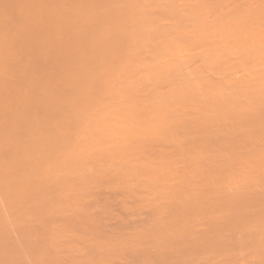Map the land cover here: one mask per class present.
<instances>
[{
  "label": "bare ground",
  "instance_id": "obj_1",
  "mask_svg": "<svg viewBox=\"0 0 264 264\" xmlns=\"http://www.w3.org/2000/svg\"><path fill=\"white\" fill-rule=\"evenodd\" d=\"M2 1H3V0H2ZM8 1H9V0H8ZM16 1H17V0H15L14 2H16ZM18 1H20V0H18ZM18 1L16 2V3H18L17 5L20 4V2H18ZM42 1H44V0H26V1L24 0V4H26V7H25V5L23 4L24 7L21 6V8H22V11L24 10L23 8H26V9H25L23 12L20 11L21 8H20L19 6H18L19 8L16 7L17 10L15 11V8H14V7L12 8V6H11V8H8V7H7L8 5H7V6L4 5V7H2V6H1V3H0V24H1V22H3V23H2V27H3L4 25H6L7 23L9 24V22L6 23L7 20L5 19V17H6L5 15H6V14H9V13L11 14V12H12L14 15H16V17L19 18V21H20V25H19L18 29H17L15 32L12 31V32L14 33V35H13L12 32H10V33H12V35H11L9 32L7 33L6 30L0 32V264H26V260L29 261V259H26V257L29 258L28 255H30V253L28 254V252H27V251H29V249L26 248V246L29 247L28 245H30V244H28V243H30V242L27 243V241H28V240H31V239L34 238V237L31 238V237L33 236L31 232H30V234H31L32 236L30 237V235L28 234V231H27L26 234H28L30 238H29V239L27 238L28 235H27V237H25V232H26V231H25V227H24V221L26 222V220H24V217H25L24 214L28 211L27 205L25 204V203H27V202H25V201H26V200H25V199H26L25 197H26V195H27V194H26V190H27V187H28V183H30V182H29V176L32 177V175H38L37 173H40L41 171H42V172L45 171V172H44V175H45V173H48V175H45L46 178H45V177H44V178H45V179H49V178L52 176V174H50L49 171L52 170V169L54 170L55 168L58 169V170H60V171H57V170L55 169V171L58 172V173L61 172V171H63V172L59 173V175L61 176V174H64V173L68 172V170L70 169V167H73V165H76L78 160H79V161H83L84 159L82 160V158H84V157H85V159H88V158H89L88 160H89V161L91 160V162H88V160H86V161L90 164V163H92V158L90 159V157H93V158H94V155L98 157V154L102 155V153H106V154H103V155H105V156L108 155V157H110V156H112L114 153H116L118 157L120 156L119 158L115 156V160H116V161H117L118 159L121 160L122 157H124V161H125V158L127 157L125 162H124L123 160H121V163L123 162L124 165L127 164V161H128V164H127V165L132 164V163H135V164H136V162H134V160H133V162H132V160H128L129 158L133 157V156L129 157L130 154L133 155V153L130 152V149H131V148H132V150L134 149L133 151H134V153L136 154V152H135L136 150H135V148H134L135 146H136L137 151H139V148H140V150L142 151V149H143L142 146H143V145L141 146V144L144 143L143 141H147V142L144 143V146H146L147 144L149 145V143H148L149 140H147V139H148V138H147V135H149L147 129H149L150 125H149V126L146 125L147 128H146V127H143V126H145V125L143 124V126H142L141 124H142L143 122H145V119H144L143 117H142L143 119H139V118H138L140 121H141V120H142V121L144 120V121L141 122V124H140V123H139V120L137 119V115H138V114H136V117H134V116H133V115H135L134 112H133L134 114H133V113H129V111H130V112L132 111V109L129 108V107H130V106H129V105H130V104H129L130 102H129V103H126V102H125V104H124V100H123V104H124V106H125L126 104H128V106H129L128 108H129L130 110L128 111V108L126 109L125 107H122L123 105L121 104V101H118V100L116 101V99H119V98H117L118 96H119V97L122 96L119 92L122 93V91H123V90H122V91H118V90H120V88H118V86H119L118 83H117L118 86L116 85L117 88H118V90H117L116 87H114L115 89H113V87H111V88L114 90V91H113V90L109 89V87H110V85H112V84L115 85V84H114V81L116 80L115 82H117V78L119 79V74H118V76H116V75H117V74H115L116 72L119 71L118 73H120V75H122V76H123V74H124L125 72L128 73V76H125V75H124L125 77H129V75H131V74H129L130 71H133V72H131L132 75H133V73H134V74L137 73V72H134V69H135V68H132V66H131V67H128V69H129V68H131V69H130V71H129V70L127 71V66H129V65L132 63V60H135L136 58H139V57L132 58V59H131V62H130L129 65H128V63H127V62H128V61H127L128 59H127V58H128V56H131V55H132V53H131L132 51L129 50V51H131V52L129 53L130 55L127 53V54H128V56H127L125 50H126V49L128 50V48H130V47L132 46V45H131L132 43L129 42V41H133V40L135 39V37H134V35L132 36L131 33L133 34V32H136V28H137V25H138V24H136V23L140 22V20L138 21V19L141 18L140 16H143V15H144L143 13H142V14L140 13V12L142 11V10L140 9V7H141L142 4H143V6H142L141 8L144 7V8L147 9V7H148V9H150V6H151L152 4H150V5L148 4L149 6H147V3H150V2L153 3V0H150V2H149V0H148V1L146 0V3L144 2L145 0H138V3L136 2L137 4H139V3L141 4V5H139L140 7L136 4L139 8H138L137 6L135 7L136 9L138 8V11H139V9L141 10V11L139 12L141 15H140L139 13H137V11L133 12L134 10H136V9L133 7V3H134V2H131V3H129V4H128V3H126V4L124 3V2H126V1H127V2H130L131 0H130V1H128V0H101V1H100V0H99V1H96V3L99 2V4H98L99 6H98V7L96 6L95 0H94V2L91 1V3H85V2L83 3L82 0H79V1L74 0V1H76L77 3H76V2H73V4L71 3V4H72V8H71V5L69 4V5H70V7H69V9H70L69 11H70V12L67 11L68 9H67V10L65 9L67 5H65V7L63 8V9L66 11V13H68V14L70 13L69 15L66 14V13H64L65 11H64V12H61V11H60V9H61L60 7H63L61 4L64 5V1L57 0V1H61V3H60V2H58V3L56 2L57 4H53V5H55V8H52V7L50 6V9H49V10H48V8H46L47 6H45V5H46V4H49V5H50V4L53 3L55 0H53V2H51V3H48V1L50 2V1H52V0H45V1H47V2H46V4H45V3H44V4L42 3V4L44 5V8H43V9L40 7ZM65 1H66V0H65ZM68 1L70 2L71 0H68ZM72 1H73V0H72ZM72 1H71V2H72ZM83 1H84V0H83ZM132 1H134V0H132ZM135 1H137V0H135ZM142 1H143V2H142ZM154 1L157 2L158 0H157V1L154 0ZM159 1H161V0H159ZM159 1L157 2L158 4L160 3ZM163 1H165V0H163ZM166 1H167V0H166ZM166 1L163 2V3H164V4H165V3L167 4ZM168 1H169V0H168ZM170 1L172 2V0H170ZM170 1H169L168 3H170ZM174 1H175V0H174ZM177 1H178V0H177ZM177 1H176L177 4H175L174 2L172 3V4H174V7H173V5H172L171 3H170V6H172V7L168 6V7L171 8V12H172V10L175 8V6L177 7V5H178V2H177ZM179 1H180V0H179ZM186 1H187V0H185V4H186V6H187V5H188V4H187L188 2L186 3ZM189 1H192V2H193V0H189ZM199 1H200V0H199ZM199 1H198V4H200V5H202V6H203V4H204V6H207L211 0H210L209 2H207V1H205V0H202V4H201V1H200V2H199ZM203 1H205V3H204ZM215 1H217V0H215ZM219 1H221V0H219ZM227 1H228V0H226V3H227ZM257 1H258V0H256L255 2H257ZM9 2H11V0H10ZM9 2H8V3L3 2V3H4V4H5V3H6V4H10ZM14 2L12 1L13 6H16V3H14ZM21 2H22V0H21ZM62 2H63V3H62ZM80 2H81V3H80ZM86 2H87V1H86ZM92 2H93V3H92ZM182 2H183V1H182ZM182 2H180L178 6H182V5H184V3H182ZM195 2H196V0H195ZM222 2L225 4L224 1H221V3H220L221 5H222ZM54 3H55V2H54ZM74 3H76V4H74ZM82 3H83V4H86V7L88 6V4H94V3H95V6H96L95 11L93 12V10L90 9V10H91V13H94V14H93V15L88 14V15H91L90 17H92V18L95 19L92 25L90 24L89 26H88V25L86 26V24L89 23V20H88L87 17H86V16H88V15H86V16L83 17L84 13L81 12V11H82L81 9H83V7H82L83 5H82V6H79V4H82ZM144 3H145V5H144ZM196 3H197V2H196ZM196 3H191V2H190L189 5H190V4H196ZM211 3H212V2H211ZM213 3H214V2H213ZM213 3H212V4H213ZM131 4H132V5H131ZM160 4H161V3H160ZM160 4L157 5V7H156L157 9H158L159 6H160V9H161V6H162L163 4H162V5H160ZM166 4H165V5H166ZM198 4L193 5V6H195V7H196V6H199ZM215 4H216V3H215ZM217 4H219L218 1H217ZM10 5H11V4H10ZM21 5H22V4H21ZM56 5H58V6L61 5V6L59 7L60 9L58 8V10H56V8H57ZM153 5L155 6V3H153ZM153 5H152V7H153ZM165 5H164V6H165ZM167 5H168V4H167ZM167 5H166V6H167ZM95 6H92V7L95 8ZM134 6H135V3H134ZM146 6H147V7H146ZM190 6H191V5H190ZM190 6H187V7L190 8L189 11H187V10H188L187 7H184V8L181 7V9L183 8L182 11H181L183 15H188L189 13H191V12L193 11V10H191V8H192L193 6H191V7H190ZM204 6H203V7H204ZM210 6H211V4H210L208 7H206V8H209ZM213 6H215V5L213 4ZM216 6L218 7L219 5H216ZM42 7H43V6H42ZM48 7H49V6H48ZM79 7H80V8L82 7V8L79 9V11H78V8H79ZM84 7H85V5H84ZM152 7H151V8H152ZM217 7H216V8H217ZM220 7H221V6H220ZM6 8L9 9L10 12H9ZM88 8H89V7H88ZM90 8H91V5H90ZM94 8H92V9H94ZM153 8H154V7H153ZM162 8H164V7H162ZM170 8H169V9H170ZM185 8H186V9H185ZM196 8H197L198 10L200 9V7H199V8L196 7ZM196 8H194V9L196 10ZM206 8L204 7V9H206ZM232 8H233V7H232ZM5 9H6V10H5ZM18 9H19L20 12H18ZM40 9L43 10V11H41ZM45 9H47V10L44 11ZM51 9H52L53 11H52ZM73 9H74V10H73ZM85 9H86V8H85ZM146 9H143L144 11H142V12H146L145 15H144V19H143V17L141 18V19L144 20V21H146L145 18L148 17V16H146V15H149V12H148V14H147V11H145ZM148 9H147V10H148ZM169 9H168V10H169ZM175 9H177V8H175ZM184 9H185V10H184ZM201 9H202V8H201ZM212 9H213V10H212ZM214 9H215V8L213 7V8H210L211 11H210V10H207V11H208V13H209V12L212 13L213 11H215ZM219 9H220V8H219ZM227 9H229V8H227ZM230 9H231V8H230ZM233 9H234V8H233ZM235 9H236V10H234V17L232 18L233 20L231 19V17L233 16V11L230 12V13H232V16H231L230 18H228V19L225 20L226 23H227L228 25H226V24H225V21L222 20V21L224 22V23H223V22L221 21V18H218L219 20H217V17H215V16H216V13H214V12H213L214 14L212 13L213 17L216 18L217 22H216L215 18H212V19H211L212 16L210 17V20H212L213 22H216L215 25H216L217 27L219 26V29L222 28V32H221V30L218 29V30H219V33L221 32V35L223 36V37H220V38H219V36H220L219 33L217 34V32H218L217 29H216L217 27L213 25V22H212V21H211V25H212V26L209 25L208 28L205 27V26H204V28L202 27L203 30H204L205 28H207V31L204 30V33L201 32L202 29L198 30L199 28H201V26H203L202 24L206 25V24H205L206 22H208V21L210 22V20H209V18H208L209 16L206 15V16H207V17H206V16L204 15L205 12H203L202 14L200 13V14L198 15L199 11L201 12V10H199L197 14L194 12V13H195L194 15H198V16H194V17L192 16V18H194V19H195V17H196V20H197L198 24H199V23L201 24V26L199 25V27H197L198 29H194L195 31H196V30L200 31V33H198V31H197L198 34H197L194 30H190L191 33H190V32H187V31H189V30H187V29L189 28L187 23H188V22H191V14H192L193 12H192L190 15H188V17L190 16V17H189L190 20H189V19L187 20L188 17H183V15L181 14L180 11L177 12L176 10H173V12H174V11L177 12L176 15H175V17H173L174 20L177 22L178 19H179V20H180V18L182 19V20L178 21V23H177L178 26L181 25V24H179V22H180V23H183V18H184V20H185L184 22H186L184 25H187V26H185V27L180 26V30H181V28H183L182 30H184V29L186 28L187 31H185V32H187V33H185L184 31L181 32L180 30H178V27H177V29H174V28H176V24H175L176 22L173 20V18H171L172 15H170V14H173V13H171L170 10L167 11V8H166L165 11H167V14H168V15H167V14H164V13H166V12H160V11H159V13H161V14H160V15H159L158 13H157V14H158V17H159V16L162 17V18L159 17V20H160V18L163 19V20L165 19L163 15H165V17H166V15H167V19H168V18H171V20H173V22H174L173 25L175 24V27H174L173 29H170V32H173V33H171V34L175 35L176 33H178V35H179V33H180V34L182 33V35H183V33H185V34H187V36H188L189 33H190V34L193 33L192 36L194 35L195 38L197 37V38H199V40L201 39L200 41L198 40V41H199V43H198L199 46L197 45L198 47H200V45H201L200 43L204 42V41H202V40H205V39H204L205 37L207 38L208 41L210 40V41H209V45L206 44L207 47L210 46V44H211L213 41H214V42L218 41V39H221L220 41H223L225 38H226L225 40H227V39L229 38V36H230L232 39L230 38V39H228V40H230V41H232V40L234 41V40H235V41H236V39H234V37H236V38L238 39V42L240 43V45H242L241 43L244 42L247 46H245V45L243 44L244 47H242L243 45L240 47L239 44H238L237 42H233L234 44H235V43L238 44V45H234V44H233V45H234V47L232 46V47L234 48V50H233V48L231 49V47H230V45H232V44H231V42L229 41L230 43H229V45H228V42H227V45L230 47L229 49H231V52H230V50H228V47H226V46H227L226 44H225L226 46H223L224 48H220V46L218 45L219 48L222 50V51H221L220 49L218 50V48L212 47V46H216L215 43H212V44H214V45L211 46V50H210V51L212 52V48H214V49H216V51H217V50H218V51H221V52L224 51L225 54H226V53L228 54V52H226V51L228 50L229 53H230V56L234 55L237 51H238V52L235 54V56H236L237 54H239V52H241V53L245 52L247 55L244 53L245 55L242 54V56H243V55H244V57L246 56V59L248 58V60L245 61L246 63H245V62H243V63H244L245 65H247V64H248L247 62H249V64L251 65V63H253V61H252V62L249 61V60H250V59H249L250 56L248 57V53H250L249 51H250L251 49H252L253 51H254V49H255V50L258 49V48H255V47H257V46H259V48L261 47L260 49L264 51V47H262V46H264V44H263V41H264V38H263V37H264V31L260 29V27H261L260 25L264 26V22H263L262 24H260V23H259L260 21H258L259 16L261 15V17H262V14L264 13V0H259V1L257 2V5H256V6L251 7V8H248V9H247V8H244V7H241V6L235 8ZM54 10H55V11H54ZM72 10L74 11L73 15H72V13H71ZM83 10H84V9H83ZM163 10H164V9H163ZM163 10L161 9V11H163ZM177 10H178V9H177ZM183 10H184V11H183ZM151 11H153V10H151ZM186 11L188 12V14H184V12H186ZM196 11H197V10H196ZM204 11H206V10H204ZM225 11H227V10H225ZM225 11H224V12H225ZM7 12H9V13H7ZM84 12H85V11H84ZM88 12H89V11H88ZM88 12H87V13H88ZM155 12H156V11H155ZM155 12H154V13H155ZM168 12H169V13H168ZM187 12H186V13H187ZM221 12H223V11H221V9H220V13H219V14H220V15L222 14V15L224 16V19H225V15H226V17H228V15H227L228 13H227V12H225V15H224L223 13H221ZM134 13H136L137 15L139 14V16L136 17V14H135V17H134ZM154 13H153V14H154ZM178 13H179L181 16H180ZM206 13H207V12H206ZM208 13H207V14H208ZM226 13H227V14H226ZM230 13H229V15H231ZM131 14H132V16H131ZM14 15H13V16H14ZM74 15H75V20H76L75 23L72 22V21H69V20H68V19L71 18L72 16H73V18H74ZM150 15H151V14H150ZM150 15H149V17L152 18ZM200 15H204V17H205L206 19L208 18L207 20H205V18H204V22L206 21L205 23L202 21L203 19H202V20L200 19V21H202L203 23L198 21V17H199ZM209 15H210V13H209ZM220 15H219V16H220ZM222 15H221V16H222ZM93 16H94V17H93ZM130 16H131V18H132V17L137 18V20H135V19L133 18L134 21H135V24H133L134 22H133V20H132V22H133L132 24H133V25H130V26L133 27L134 25H136V27H134L135 29H133V28L131 27V28L133 29V31H132L131 33L128 32V30L131 31L132 29H129V28H128L127 31H123L125 28H123V27H121V26L119 25V24H121V23L124 24V22L126 23V21H128V20H129L130 22L128 21L127 23H131V20H130L131 18H129ZM152 16L155 17L154 15H152ZM168 16H169V17H168ZM173 16H174V15H173ZM178 16H179V17H178ZM221 16H220V17H221ZM88 17H89V16H88ZM90 17H89V18H90ZM176 17H178V18L176 19ZM200 17H201V16H200ZM6 18H7V17H6ZM8 18H9V17H8ZM12 18H13V17H12ZM84 18H85V19H84ZM122 18H123V19H124V18H126V19L128 18V19H127V20L125 19L126 21H121V23H119V22H120L119 20H123ZM150 18H148V19L151 20ZM155 18H156V17H155ZM201 18H202V17H201ZM262 18H264V15H263ZM2 19H3V20H2ZM82 19H83V20H82ZM146 19H147V18H146ZM156 19H157V18H156ZM213 19H214L215 21H214ZM5 20H6V21H5ZM84 20H87L88 22L86 21V23H85ZM149 20H148V21H149ZM159 20L157 19L158 24H159ZM192 20H193V19H192ZM228 20H230L229 23L227 22ZM260 20H261V18H260ZM4 21H5L6 24L4 23ZM81 21H84V22H82V23L84 24V26H82L83 24H82V25H79L80 23L78 24V22H81ZM90 21H91V23H92V19H91ZM136 21H137V22H136ZM144 21H141V26L138 27V28L141 27V29H143V31H141V33L139 32L140 35H141V34H144V37H146V39H144V38L142 37V38L145 40V41H144V40L142 39V40L145 42V43H144V42L142 41V42L144 43V48H142L143 45L140 44V43H142V42H139V40H138V42H139V44H138V42L135 40L137 43H136V44H133V45H134V46H132V48L134 47L133 50H135V49L138 48V47H141L142 50H144L146 47H148V46H146V44L149 43V42H147V41H149V38L147 39V36H149V35H148L149 33H147V32H149V28H147V26L145 27V28H147V29H146L147 31H145L144 28H142V27H144V26H142V24H143V25H146V24L144 23ZM152 21H153V23L156 22V20H155L154 18H153ZM152 21H150L151 24H152ZM167 21L170 23L169 20H167ZM181 21H182V22H181ZM194 21H195V20H194ZM194 21L192 22L193 24H194ZM261 21H263V19H262ZM146 22H147V21H146ZM165 22H166V21H165ZM165 22H164V23H165ZM168 22L165 23V24L168 25V24H169ZM209 22H208V23H209ZM219 22L223 23V26H221V25H220L221 23H219ZM16 23H17V19H16ZM118 23H119V24H118ZM127 23H126V24H127ZM147 23H148V22H147ZM192 23H190V24H192ZM195 23H196V21H195ZM208 23H207V26H208ZM218 23H219V24H218ZM17 24H19V22H18ZM126 24H124V26H125ZM151 24L149 23L148 25L151 26ZM156 24H157V22H156ZM161 24L163 25L162 21L160 22L159 25H161ZM190 24H189V26H190ZM209 24H210V23H209ZM34 25L36 26L35 28H34ZM139 25H140V24H139ZM194 25H195V24H194ZM225 25H226V26H225ZM8 26H10V25H8ZM17 26H18V25H17ZM31 26L33 27L34 30L36 29L35 31H36L37 33L35 32L36 35L34 34L35 36L33 37V39H32V37L29 38V36H28V38L31 39V42H30V41H29V42L32 44V46H31L30 43H29L30 45L26 46V45L24 44L25 42H24V35H23V33L26 31V29H28V28L31 27ZM117 26H119V28L121 27V29H122V28H123V29L120 30ZM127 26H129V25H127ZM130 26H129V27H130ZM150 26H149V27H150ZM152 26H157V25H154V24H153ZM170 26H171V25H170ZM170 26H169V28H170ZM195 26H197V23H196ZM213 26H214V27H213ZM160 27H161V26H159V28H160ZM187 27H188V28H187ZM192 27H194V26L191 25V28H190V29H193ZM210 27L212 28V30L210 29L211 31L208 32V30H209ZM215 27H216V28H215ZM4 28H5V27H4ZM138 28H137V30H138ZM161 28L163 29V27H161ZM164 28L168 29L167 26H166V27L164 26ZM194 28H196V27H194ZM214 28H215L216 30H213ZM261 28H262V27H261ZM141 29H140V30H141ZM150 29L152 30V28H150ZM156 29H157V32H156V35H157L158 32H159V30H158V28H156ZM262 29H263V28H262ZM0 30H1V25H0ZM12 30H13V29H12ZM29 30H30V29H29ZM29 30H27V31H29ZM140 30H138V31H140ZM164 30H165V29H164ZM168 30H169V29H168ZM171 30H172V31H171ZM174 30H176V31H174ZM177 30H178V31H177ZM27 31H26V32H27ZM30 31H31V30H30ZM30 31H29V32H30ZM162 31H163V30L160 29V32H159L158 36H160V35H161V36H162V35H165V36H162L161 39L164 40V38L166 37V40H164V41L167 42L168 44H170V42H171V44L174 43V44H173L174 46L171 45V48H172V47H175L176 50H177V49H178L177 47H180L179 44H181V43L178 42V43H179V44H178V43H176L175 41H180V39L182 38V36H181V37H178V38H180L179 40H178V39H177V40L175 39V41L173 42L174 38L172 37V36H173V35H172V36H171V37H172V41L170 40L171 38L169 39V41H167V39H168V38H167V37H168V36H167V35H168L167 32H169V31H166V34H164V31H163V33H162ZM205 31H206V32H205ZM214 31H215L216 33H215ZM223 31L225 32L226 36H224V34H223L224 32H223ZM229 31H230V32H229ZM262 31H263V32H262ZM4 32H5V33H4ZM32 32H33V31H32ZM142 32H146V33H147V36H145L146 33H142ZM153 32H154V31H153ZM170 32H169V33H170ZM194 32H195V33H194ZM207 32H208V34H206ZM211 32H212V34H213V32H214V33L217 35L218 39L215 38V39L213 40V37H212V39H210V37H209V39H208L207 36H208V35L211 36V35H212ZM227 32H228V34H227ZM136 33H137V35L139 34L138 32H136ZM151 33H152V32H151ZM160 33H161V34H160ZM174 33H175V34H174ZM201 33H202L203 35H201ZM24 34H25V33H24ZM27 34H28V33H27ZM29 34H30V33H29ZM31 34H32V33H31ZM199 34H200L201 37L198 36ZM255 34H256V38H258V40L255 38V36H254L255 39L253 38V35H255ZM130 35H131V36H130ZM137 35H136V36H137ZM196 35H197V36H196ZM204 35H205V36H204ZM218 35H219V36H218ZM227 35H229V36L227 37ZM232 35H234V36H232ZM259 35H260V36H259ZM262 35H263V37H261ZM25 36H26V35H25ZM30 36H31V35H30ZM152 36H154V35L152 34ZM176 36H177V35H175V37H176ZM179 36H180V35H179ZM187 36H186V37H187ZM213 36L216 37L215 35H213ZM129 37H130V39H131V37H133L132 40H128ZM149 37H150V36H149ZM169 37H170V35H169ZM186 37H185V38H186ZM260 37H261V41L259 40ZM136 38H137V37H136ZM155 38H157V37H156V36H155V37H152V41H150V42H153V39L156 41ZM158 38H159V37H158ZM183 38H184V36H183ZM185 38H184V39H185ZM188 38H191V39H192L191 36L188 37ZM195 38H194V39H195ZM197 38H196V40H197ZM202 38H203V39H202ZM249 38L251 39V41L254 40L255 43H256L257 41L262 42V43L259 44V42H257V43L255 44V43H252V42L250 41V44H251V45H250V47H248L249 44H247V43H248L247 41H249ZM252 38H253V39H252ZM29 39H28V40H29ZM137 39H140V38H137ZM150 39H151V37H150ZM184 39H183V40H184ZM186 39H187V38H186ZM194 39H192V41H191L192 43H196V42H193V41H196V40H194ZM216 39H217V40H216ZM146 40H147V41H146ZM159 40H160V38H159ZM159 40H157V41H159ZM188 40H189V39L185 40V43H186V41H188ZM207 40H206V41H207ZM212 40H213V41H212ZM246 40H247V41H246ZM140 41H141V40H140ZM160 41H161V40H160ZM160 41L157 42V43H159V44H156V46H157V45L162 46V47H160V51H159V48H158L159 46L156 47V52H155V50L153 51V52H155L157 55H158L159 52H162L161 50H163V49H164L163 52L165 51L164 53H166L167 50H168V51L171 50V49L169 48V47H170L169 45H168L169 47L166 46V47H167V49H166V48H165V44H166V43H164V41H161V44L164 43V45H163V44L161 45V44H160ZM198 41H197V42H198ZM206 41H205V43H208V42H206ZM211 41H212V42H211ZM220 41H218V42H220ZM242 41H243V42H242ZM128 42H129V43H128ZM133 42H134V41H133ZM181 42H182V41H181ZM191 42H189V43H191ZM210 42H211V43H210ZM223 42H226V41H223ZM246 42H247V43H246ZM130 43H131V44H130ZM175 43H176V44H175ZM185 43L183 42V44H185ZM220 43H221V42H220ZM177 44H178L179 46H178ZM183 44H182V47H183ZM186 44H187V45H186ZM186 44L184 45L185 48H186V46H187V48L191 46V49H192V45L188 44V42H187ZM202 44H204V43H202ZM252 44L255 45V46H253ZM262 44H263V45H262ZM136 45H140V46H136ZM194 45L196 46V44H194ZM194 45H193V49H194ZM204 45H205V44H204ZM204 45H203V46H204ZM220 45H221V44H220ZM223 45H224V44H223ZM256 45H257V46H256ZM149 46H150V45H149ZM197 46H196V47H197ZM235 46H237V47L239 46L240 48H239V47H238V48H237V47L235 48ZM151 47H152V46H151ZM204 47H205V46H204ZM207 47H206V49H207ZM225 47H226L227 50L225 49ZM245 47H246V48H251V47H252V48L249 50V49H246ZM141 48H140V49H141ZM148 48H149V47H148ZM157 48H158V50H157ZM162 48H163V49H162ZM180 48H181V47H180ZM185 48H181V49L185 50ZM244 48H245V49H244ZM253 48H254V49H253ZM172 49H173V48H172ZM198 49H199V48H198ZM200 49H201V47H200ZM203 49H205V48H203ZM206 49H205V50H206ZM209 49H210V48H208L207 51L205 52V55L207 54V56H208V54L213 55V53H209V52H208ZM214 49H213V51H215ZM235 49H236V50H235ZM242 49L244 50L243 52H242ZM145 50H146V49H145ZM152 50H153V49H152ZM188 50H189V48H188ZM188 50H185V54H186V52H187ZM232 50H233V51H232ZM240 50H241V51H240ZM246 50H247L248 53L246 52ZM135 51H136V50H135ZM137 51H140V50L138 49ZM137 51H136L135 53H138ZM148 51H149V50H148ZM157 51H158V53H157ZM172 51H174V52L171 53L170 55H173V54L175 53V49H173ZM172 51H171V52H172ZM177 51H178V50H177ZM177 51H176V54H179V53L181 54V53H182V52H180V49H179V53H177ZM181 51H182V50H181ZM190 51H191V50H190ZM198 51H199V50H198ZM198 51H196V53H195L194 51H193V52H194L196 55H197V53L202 52V50L199 51V52H198ZM218 51H217V52H218ZM234 51H235V52H234ZM259 51H260V50H259ZM259 51L257 50V51H254L253 53L251 52V54H253L254 56L251 55V54H249V55H251V57H252V56L255 57V56L257 55L256 58H259V57H258V55H259V56H261V57H260L261 59H264V56H262V55H263V52H261V55H260ZM49 52H50V53H54L53 56L56 54V56H57L56 59H57V65H58V68H56V69H57V72H55V73H56L55 75H53L54 73L52 74V72H51L52 76H50V74H49V77H45V76L43 75L44 73L42 72L43 70H41V72H42V73H41L39 70H37V68H39L38 65H41V64H40V63H41V62H40V58H42L43 55L49 54ZM133 52H134V51H133ZM144 52H145V51H144ZM149 52H150V51H149ZM188 52H189V51H188ZM217 52H214V53L217 54ZM221 52H220V55L218 54L219 56L216 55V56L219 57V58H215V57H214L215 54L212 56L213 59H212V57H211V58L209 57L210 55L208 56V57H209V58H208V57L204 56L203 53H201V55H200V53H199V55H200L201 57H198V58H200V60L203 62V59H201V58H202L203 56L206 57V60L204 59L205 62H208V64H205L206 67L211 66V64L214 65L215 62H216L215 65H218V63H220V62L218 61V63H217V60H218V59L221 60V59L223 58ZM232 52H233L234 54H232ZM150 53H151V52H150ZM164 53H162V54H164ZM168 53H170V52H167L166 54L163 55L164 57L162 56L163 58H160V59H164L163 62H162V61L159 60V58H158V57H160V56L158 55V57L156 58L157 55H156V54H153V53L150 54V55H151V56H150L151 58L147 59V58H146L147 55H146V52H145L144 54L146 55V57H145V56H144V57L147 59V60L145 59V60L147 61V63H146L145 60H144V61H145L146 64H148V62H149V63H152L153 60H154V61H155V60L157 61V59H158V61H161V62H159V65H158V62H156V61L154 62V61H153L154 63H157V66H160V67H161V68L158 67V68H159L158 70H159V73H160V74L164 73L165 71H166V72L168 71L169 73H171V75H173V74H174L173 71L176 70V72H177V71L179 72V76H180V74H182L183 72H185V73H183V75L180 76V78H184L183 80H181V79L179 78L178 75H176L175 77L178 76L177 79H180L181 82H184V83L188 80L187 83H185V85H186V86H189V85L191 86V87L189 86L190 89H191V92H190V90H189V87H186V86L184 87V86H183L184 83H181L182 86H180V85H178V84H180V83H178L179 80L176 81V83H178V84H175V85H177L176 87H178V88L180 89V90H179V89H176V87L173 86L174 89H175V93H176L175 95L178 96L177 98L175 97L177 101H178V98L181 99V98L183 97V96H180L182 90H183V92H184V93L182 92V95L185 94V96L189 95V93H187V95H186V92H188L187 90H189L190 95L187 96V97L190 98V97H193L194 95H196V90H197V89H198V90H197V91H198L197 93H199V89H202L201 91H202V92L205 91V92H203V95L205 94L206 97H204V99L202 100V98H201V95H202V94L200 93L201 95L199 96V99H200L202 102H204V109H205V108H206L205 106H207L206 104H208V106H209V105L211 106L212 103H213V104H214L213 107H215V106H216V103H217L216 101H217V100H218V101H221L220 98H218L220 94L223 95V96H224V95H229V96H231V94H229L227 91H228V90H231L232 87H231V89L229 88L228 90H225V89H224L226 94H225V93L223 94L222 91H223V88H224L225 85H224L223 83H221V84L219 83L220 85H218L217 82H219V78H216V79H218V81H217L216 79H215V80L212 79V80H213V84H214V82H215V83H217V85H218V89H219V87L222 88L221 90H219V91H221V92H219L220 94H217L218 97H216V98H218V99H216L215 103H214V100H213V101H210L211 99H210V100L207 99V100H208L209 102H212V103H209L208 101H206L205 98H207V97L210 95V93H211V92H210V91H211V88H208V83H207V82H208L207 80H210V79H206V81H205V80H204V79H205L204 77H207V75H208L209 72H210V71H209L210 68H209V69H208V68H205V65L203 64V63H204V62H203V63H202V66L204 67V70H205V71H206V69H208V71H206L207 73H206L205 71H203V70H202V72H201L200 70H198V69H197V68H198L197 65H196V67H193V68L191 67V68H192V69L190 68L191 70L189 69L191 72H192L194 69H195V70L197 69L199 72H197L196 75H198V73H202L201 75H203V78H204L203 81L206 82L205 85L207 84V85H206L207 87L202 85L203 88H204V87L207 88V90H203V88H200V86H199V84H200L201 81H202V80L200 81V79H202V78L198 75L199 77H197V78H200V79H198V80L200 81V82L198 81L199 84H197L196 87H195V86H192V85H191V82H192V81H190V80H192V78L189 77V75H188V69H186V68H188L189 66H191L190 63H194V62L198 59V58H196V57H193V56H195V55H193L194 53H193V54H190L189 57H188V55H187V54H189V53H187L186 56H183V55H184V54H183L184 51H183L182 55H179V56L177 55V58L179 59V61H180L181 59H182L181 61L184 60L183 62L180 61V62H181V65H180V62L178 61V59H175V60H176L177 62H179V64H178L177 62L175 63V61H174V63H173V60H174V59H172V58H175L176 54L173 55L174 57H172V56L169 55V58H170V59H168V58H167ZM254 53H255V54H256V53H259V54H256V55H255ZM125 54H126V55H125ZM133 54H134V53H133ZM138 54H139V53H138ZM141 54H142V53H141ZM147 54H148V52H147ZM152 54L155 56L154 58H152V56H153ZM159 54H161V53H159ZM162 54H161V55H162ZM202 54H203V55H202ZM231 54H232V55H231ZM29 55H32V56H29ZM49 55H50V54H49ZM148 55H149V54H148ZM165 55H166V56H165ZM199 55H198V56H199ZM223 55H224V54H223ZM239 55H240V54H239ZM239 55H237V56H239ZM28 56H29V57H28ZM126 56H127V58H126ZM137 56H139V55H137ZM180 56H182L183 58L186 57L187 60H185V58L183 59V58L180 57ZM220 56H221V58H220ZM225 56H226V55H224V59H223V60L230 59L229 54H228L226 57H225ZM235 56H234V57H235ZM27 57H28V59H27ZM30 57H31L32 60L30 59ZM47 57H48V56H47ZM132 57H133V56H132ZM148 57H149V56H148ZM165 57L167 58V60H166ZM171 57H172V58H171ZM179 57H180V58H179ZM187 57H188V58H187ZM191 57L194 59L193 61H192V58H191ZM240 57H241V56H240ZM244 57H243V58H244ZM253 57H252L251 60H254ZM52 58H54V57H52ZM130 58H131V57H130ZM189 58H191V60H190L191 62L189 61L190 63H188V59H189ZM232 58H233V57H231V59H232ZM235 58H237V59H239V60L241 59V58H239V57H235ZM43 59H44V58H43ZM43 59H42V60H43ZM46 59H47V58H46ZM140 59H143V56H141V58H139L138 60L140 61ZM171 59H172V61H171ZM207 59H208V60L210 59V60H209L210 62H211V59H212V62H214V63L211 62V64H210L209 61H207ZM214 59H216V61H214ZM237 59H235V60H237ZM261 59H258V60L256 59V60L259 61V60H261ZM28 60H29V61H28ZM138 60H135V62H137ZM148 60H152V61H148ZM169 60H170V61H169ZM30 61H31V62H30ZM49 61H50V60H49ZM53 61H54V60H53ZM126 61H127V62H126ZM139 61H138V62H139ZM144 61L141 60V64H140V65H142V64H143L142 62H144ZM164 61H165V62L168 61L169 63L172 62V63L174 64V68H175V69H173V71H172V69H171V70H170L171 72H170L168 69H169V68H173V67H172L173 65L171 66V65H170L171 63L169 64L168 62L165 64ZM185 61H187V62H185ZM230 61H231V60H229V62H230ZM242 61H244V60H242ZM261 61H262V60H261ZM46 62H47V60H46ZM54 62H55V61H54ZM138 62H137L138 65H135L136 63H135L134 65L137 66V71L139 70V71H138V73H139L140 70L143 68L142 66H144V68H145V67H146V66H145L146 64H144V65H142V66H139V63H138ZM223 62L226 63V61H223ZM223 62L220 63L222 66L225 65ZM227 62H228V61H227ZM229 62H228V63H229ZM232 62H233V59H232ZM232 62H230V64H231L230 66H234V64L232 65ZM236 62H238V61H236ZM236 62H235V64H236ZM250 62H251V63H250ZM255 62H256V61L254 60V64H256V66H257L258 64H257V62H256V63H255ZM262 62H264V61H262ZM262 62H261V63H262ZM42 63H43V62H42ZM48 63H49V62H48ZM48 63H47V64H48ZM161 63H162V64H161ZM182 63H185V64H184L185 66H183ZM187 63L189 64V66H187V65H188ZM195 63H196V62H195ZM198 63H199V62H198ZM198 63H197V64H198ZM228 63H227V64H228ZM233 63H234V62H233ZM239 63H240V65H241V64L244 65V64L241 63V62H239ZM258 63H259V62H258ZM47 64H45V65L47 66ZM152 64H153V63H152ZM177 64H178V65H177ZM200 64H201V62H200ZM209 64H210V65H209ZM220 64H219V65H220ZM227 64H226V66H229V65H227ZM249 64H248V65H249ZM254 64L251 65V66H252L251 69H254V70H255V69H257V68L255 67ZM262 64H264V63H262ZM262 64H260L259 66H261ZM48 65H49V64H48ZM55 65H56V64H55ZM132 65H133V64H132ZM134 65H133V66H134ZM161 65H162V66H161ZM163 65H164V66H165V65H166V66L169 65V66H168V68L165 66V67H166V68H165ZM176 65H177V66H176ZM193 65H194V64H193ZM198 65H199V64H198ZM237 65H238L239 68L236 67V68H235V71H234V67H231L230 69H232L234 72H233V71L230 72V70H229V71L227 70V71H226V74L229 72V73H228V74H229L228 76H230V73H232V74H233V73H236V69H237V70H241L242 65H241V68H240V65H239V64H237ZM248 65H247V68H248V67H251L250 65H249V66H248ZM49 66H50V65H49ZM51 66H53V65H51ZM138 66L140 67V69H139ZM150 66H151V64H150ZM150 66H149V68H150V70H152ZM170 66H171V67H170ZM175 66H176V67H175ZM178 66H179V67H178ZM182 66L184 67V69H182V68H183ZM222 66H221V67H222ZM226 66H225V67H226ZM230 66H229V67H230ZM259 66H257V67H259ZM262 66H263V65H262ZM54 67H55V66H54ZM141 67H142V68H141ZM155 67H156V65H154V67L152 66V68H154V69H155ZM163 67H164V68H163ZM177 67H178V68H177ZM181 67H182V68H181ZM199 67H200V66H199ZM214 67H215V66H214ZM221 67H220V68H221ZM225 67H224V68H221V69L224 70ZM229 67H228V69H229ZM245 67H246V66H245ZM245 67H243V69H245ZM253 67H255V68H253ZM263 67H264V66H263ZM40 68H41V67H40ZM40 68H39V69H40ZM43 68H44V67H43ZM71 68H73V69L75 68L74 70L76 71V69H77V71H76V72L74 71L75 73L71 74L70 77H69L68 75H67L68 77H66V76H65V74H67L66 72L69 71ZM149 68H148V65H147V69H149ZM156 68H157V67H156ZM162 68H163V69H162ZM176 68H177V69H176ZM200 68H202V67H200ZM200 68H199V69H200ZM211 68L213 69V66H212ZM215 68H216V67H215ZM226 68H227V67H226ZM132 69H133V70H132ZM147 69H143V70H141V72L146 73V72H147ZM161 69H162V70L165 69L164 72H160ZM166 69H167V70H166ZM181 69L183 70L182 73H181V71H182ZM202 69H203V68H202ZM212 69H211V70H212ZM216 69H217V71H218V68H216ZM221 69H220V70H221ZM260 69H261V68H260ZM260 69H259V70H260ZM45 70H46V68H45ZM47 70H48V68H47ZM135 70H136V69H135ZM144 70H146V72H145ZM155 70H156V69H155ZM155 70H152V71H155ZM158 70H156V73H157ZM162 70H161V71H162ZM179 70H181V71H179ZM185 70H186V71H185ZM197 70H196V71H197ZM225 70H226V69H225ZM225 70L223 71L224 73H225ZM249 70H250V69H249ZM262 70H263V68H262ZM72 71H73V70H71V72H72ZM190 71H189V72H190ZM241 71H242V70H241ZM247 71H248V70H247ZM247 71H246V73H248ZM37 72L41 73L44 77H42V76H38V75H40V74L37 75ZM45 72H46V71H45ZM71 72H69V73H71ZM148 72H149L148 74H150L151 71L148 70ZM176 72H175V73H176ZM178 72H177L176 74H178ZM191 72H190V73H191ZM203 72H204V74L206 73L207 75L204 76ZM213 72H214V71H213ZM213 72H211V73H213ZM218 72H220V71H218ZM239 72H240V71H239ZM253 72H254V71H253ZM256 72H257V70H256ZM256 72H255V73H256ZM260 72H261V71H260ZM121 73H122V74H121ZM151 73H152V72H151ZM154 73H155V72H153L152 74H154ZM156 73L154 74V76H151V74H150V78H151V79H150V78L148 79V74H147V73H146L147 76H145L146 74H145V75H144V74L141 75L142 73H141L140 75H141V77L144 76V80H145V79L147 80L146 82H148V80H149V81L151 80V82H152L153 80H155V82L157 81V84H158V79H157V80L155 79V77L157 76ZM159 73H158V75H160ZM172 73H173V74H172ZM190 73H189V74H190ZM192 73L194 74V72H192ZM220 73H221V72H220ZM224 73H223V74H224ZM46 74H47V72H46ZM167 74H168V73H167ZM184 74H185V75L187 74V75H186V77H187L186 81H185V78H186V77H182V76H184ZM216 74H217V73H216ZM223 74H218V75H221V76H222ZM226 74L224 75V77L226 76V77L228 78V76H227ZM236 74H237V73H236ZM236 74H235V75H236ZM263 74H264V71L261 72V75L264 77ZM163 75H166V74H163ZM233 75H234V74H233ZM233 75H232V76H233ZM248 75L251 76V74H249V73H248ZM252 75H254V73H253ZM259 75H260V74L258 73V75H256V76H259ZM261 75H260V76H261ZM46 76H48V74H47ZM115 76H116V77H115ZM124 76H123V77H124ZM161 76H162V75H161ZM168 76H169V75H168ZM168 76L165 77L166 80H167V79H168V80L170 79V78H168ZM173 76H174V75H173ZM191 76H195V74H194V75L191 74ZM208 76H215V75H214V74H211V75H208ZM216 76H217V75H216ZM254 76H255V75H254ZM256 76H255V77H256ZM260 76H259V77H260ZM262 76H261V78H259V79L262 80V82H263L264 79H263ZM113 77H114V78H113ZM123 77H122V78H123ZM125 77L123 78V80H121L122 78L119 79V81H120V80H121L122 82H123V81H128V79L131 78V77H130V78H126V79H125ZM141 77H140V78H141ZM157 77L160 79L159 81L162 82V80H163L164 82H162V84L165 85L164 83H165L166 80L163 79L164 77H163V76H162L163 78H160V76H157ZM157 77H156V78H157ZM169 77H170V76H169ZM175 77H174V78H175ZM188 77H189L190 79H188ZM195 77H196V76H195ZM195 77H193V78H195ZM219 77H220V76H219ZM226 77H225V78H226ZM115 78H116V79H115ZM133 78H134V77H133ZM171 78H172V77H171ZM197 78H196V79H197ZM208 78H210V77H208ZM211 78H212V77H211ZM237 78H239V77H237ZM246 78H247V77H246ZM124 79H125V80H124ZM161 79H162V80H161ZM177 79H176V78H175V79H172V80L170 81V84H169V85L172 84L171 82H174L173 80H177ZM196 79H193V82L196 81ZM220 79L222 80V79H224V78L221 77ZM228 79H229V78H228ZM228 79L223 80L224 83L226 82V84H228V82H229V84H234V82L236 83V82L240 81L239 79H241V77L238 79V81H237V79H236V81H235V79H233V81H232L233 83L230 82L231 79H232L231 76H230V79H229L230 81H228ZM244 79H245V77H244ZM244 79L242 78L241 81H242V82L245 81ZM249 79H250V78L248 77L247 80H249ZM257 79H258V78H257ZM259 79H258V80H259ZM111 80H113V81H112L113 83H110ZM141 80H143V78L138 79V81H141ZM168 80L166 81V84H167V85H168V83H169ZM212 80H210V82H212ZM260 80H259V81H255V78H254V82H256V83L258 82L257 84L261 83V84L264 85V82L262 83ZM11 81H13V82H11ZM119 81H118V82H119ZM121 81H120V83H121ZM138 81H137V82H138ZM203 81H202V82H203ZM216 81H217V82H216ZM249 81H250V80H249ZM249 81H248L247 83H246V81L243 82V83H246V85H247V86L249 85V87L252 86L251 88L255 87L254 84H253L254 86L251 84V83L253 82L252 78H251V81H252V82L250 81V83H249ZM128 82H129V81H128ZM128 82H126V83L128 84ZM130 82H132V81H130ZM130 82H129V85H130ZM133 82H134V81H133ZM151 82H148V84L150 85V87H151V85H152L153 83H155V82H153V83H151ZM179 82H180V81H179ZM188 82H190L189 85H188ZM196 82H197V81H196ZM196 82H195V83H196ZM198 82H197V83H198ZM220 82H222V81H220ZM6 83H7V84H6ZM124 83H125V82H124ZM124 83H123V84H122V83L120 84V86H121L122 89H123L122 86L124 85ZM126 83H125V84H126ZM150 83H151V84H150ZM159 83H160V82H159ZM256 83H255V84H256ZM131 84H132V83H131ZM143 84H144V82H143ZM148 84H146L147 87H148ZM157 84H156V85H157ZM162 84L160 83V84H158V85L161 86ZM173 84H174V83H173ZM201 84H202V83H201ZM203 84H204V83H203ZM213 84H212V85H213ZM222 84H223V85H222ZM238 84H239V82L237 83V85H238ZM250 84H251V86H250ZM257 84H256V85H257ZM261 84H259L258 86H261ZM129 85H128V86H129ZM135 85H136V84H135ZM137 85H138V84H137ZM154 85H155V84H154ZM193 85H194V83H193ZM210 85H211V83L209 84V87L212 86V85H211V86H210ZM221 85H222L223 87H221ZM235 85H236V84H235ZM240 85H243V84H240ZM108 86H109V87H108ZM120 86H119V87H120ZM125 86H126V87L124 88V90H125L126 88L134 89V88H131V86H130V87H128L127 85H125ZM139 86H140V84H139ZM171 86H172V85H171ZM214 86H215V84H214ZM227 86L229 87L230 85H227ZM247 86H246V87H247ZM132 87H133V85H132ZM157 87L159 88V86H157ZM162 87H163V86H162ZM162 87H161V88H162ZM166 87H167V86H166ZM181 87H183L184 89H182ZM194 87H195V88L199 87V88L195 89ZM225 87H226V86H225ZM233 87H234L233 89L237 88V87H235V86H233ZM239 87H241V86H238V89H239ZM242 87L245 89V86H244V85H243ZM263 87H264V86H261V87L259 88L260 90H258V87H255V89L257 88L255 91H258V92H256V93L254 92V93H255V94H257V93H259V94L263 93L264 90H263L262 92H259V91H261V89H263ZM137 88H138V87H137ZM144 88H145V86H144ZM158 88H156L157 90H155V91H157V93H158ZM167 88H168V87H167ZM169 88H170V87H169ZM206 88H204V89H206ZM213 88H217V87H213ZM243 88H242V89H243ZM107 89H108V91H109L108 93H107ZM147 89H148V88H147ZM159 89H160V88H159ZM174 89H173V90H174ZM185 89H186V90H185ZM193 89H195V90H194L195 92L193 91ZM208 89H209L210 91H208ZM218 89H216V91H212L214 94L210 95V97H212L213 95L216 96L215 92H217ZM244 89H243V90H244ZM246 89H247V88H246ZM246 89H245V90H246ZM127 90H128V89H127ZM134 90H135V89H134ZM152 90H153V89H152ZM162 90L164 91V89H162ZM170 90H171V89H170ZM177 90H178V91H177ZM240 90H241V88H240ZM243 90H242V91H243ZM250 90H251V89H250ZM112 91H113V92H112ZM115 91H116V95H117V92L119 93V95H118L117 97L115 96V97H116V99H115L116 102L113 103V100H114V98H115V97H113V95H115V94H114ZM138 91H139V90H138ZM179 91H181V92L179 93ZM185 91H186V92H185ZM207 91H208V93H207ZM104 92H105V93H104ZM111 92L113 93V95H112ZM123 92H125V91H123ZM127 92H128V91H127ZM127 92H126V93H127ZM129 92L132 93V91H129ZM149 92H150V91H149ZM149 92H148L147 94H149ZM177 92H178V93H177ZM192 92L195 93L193 96H192V94H191ZM209 92H210V93H209ZM223 92H224V91H223ZM229 92H230V91H229ZM231 92H235V93L238 92V93H237L238 96L241 95L240 92H239V90H237V92H236L235 90H234V91H231ZM231 92H230V93H231ZM243 92H244V93H243ZM243 92H242V94L245 95V94H247V92H249V91L246 90V93H245V91H243ZM251 92H252V90L250 91V93H251ZM36 93H39V95L41 94V97H42V98H41L38 94H36ZM103 93H104L105 96H108V95H109V99H110V98L113 99L111 102H112L113 104L116 103L115 106H117L118 102L120 103L121 106L119 105V106L117 107V109H116V107H115L114 105H111L112 103L110 104V106H112V108H111L109 105L106 106L107 103L105 104V103H103V102H105V101H101V99H102L103 97H105L104 95L101 96V94H103ZM106 93H107L108 95H107ZM110 93H111L112 97H110ZM135 93H136V91H134L131 95L133 96V94H135ZM137 93H138V92H137ZM144 93L146 94V92H144ZM164 93H167V94L170 93V94L172 95V96L168 95V98H167V96H166V94H165V98H167L168 101L165 100V99H164V100L167 101V102H163V101H164V100H163L164 97H161V95H159V94H158L159 96H157L156 94H153V95L155 96V98L152 97L153 95L151 96V97H152V100L155 99L154 102L159 100V101H160V105H162L161 103H163V105H162L163 108L161 107L162 109L167 108V106H169V104L175 99V98H173V97L175 96V95H174V91H173L172 93H171L170 91H169V92H166V91H165ZM206 93L209 94V95H207ZM227 93H228V94H227ZM33 94H34V97H36V100H34V97H32ZM127 94H128V93H127ZM127 94H125V95H127ZM151 94H152V93H151ZM151 94H150V95H151ZM161 94H163V93H161ZM178 94H180V95H178ZM232 94H233V96L235 95V97H236V94H234V93H232ZM35 95H37V96H35ZM123 95H124V94H123ZM128 95H130V94H128ZM136 95H137V94H136ZM249 95H251V94L248 93V97L250 98V102L255 103V102L253 101V99H255V98L251 99V97H250ZM253 95H254V94H252V97L255 96V95H254V96H253ZM261 95H262V94H261ZM261 95H259L260 98L258 97V98L256 99V100H257L256 103H260V104H261V101H260V100H262V99H261V98H262ZM145 96H146V95H145ZM156 96H157V97H156ZM185 96H184V97H185ZM196 96L198 97V94H197ZM215 96H214L212 99H214ZM223 96H220L221 99L223 98ZM238 96H237L236 98H238ZM245 96L247 97V95H245ZM256 96H258V95H256ZM39 97H40V98H39ZM97 97H98V98H97ZM125 97H126V96H125ZM129 97H130V96H129ZM129 97L127 96L126 99L129 100ZM147 97H148V96H147ZM149 97H150V96H149ZM151 97H150V98H151ZM160 97L162 98V102H161V99H159ZM169 97L172 98L173 100L170 99ZM187 97H186V98H187ZM197 97H195V98H197ZM231 97H232V96H231ZM242 97H243V96H242ZM100 98H101V99H100ZM105 98L108 99V97H105ZM105 98H103V100H104ZM120 98H122V97H120ZM132 98H134V97H132ZM156 98H157V100H156ZM189 98H188L189 101H185V103H186L185 106H189V105H192V104H194L193 106H195V103H194V102H195V101L198 102L197 100H199V99L197 98V100H195V101L193 102V99L190 100ZM193 98H194V97H193ZM208 98H209V97H208ZM224 98H225L224 100H227V97H224ZM236 98H234L235 100H233L232 98H230V99H228L227 101H222V102H227V103H223V104H225L224 106H226V104H228V105H227L228 107H231L230 105H232V102L229 101V100H233V102L238 103V104H236V105H235V103H233V104H234V105H233L234 110H232L233 108H230V109H231V112H232V111H233V112L236 111L235 114H237V113H238V110H240L239 107H241V106L244 107V106H243V102H242V104L240 105V104H239L240 101L237 100ZM31 99H32L33 101H35V103H37V105H38L37 107L39 108L38 110H41V111L38 112V110L35 111L36 108H35V110L33 109V107H36V105L33 103V101H31V103L34 105V106H31V108H32L33 110L30 109L31 112H30V111H27L28 109H26V108H27L26 105H27V104H28V105L30 104V100H31ZM39 99H41V100H39ZM96 99H98L100 102L97 101ZM123 99H125V98H123ZM126 99H125V101H126ZM130 99H131V98H130ZM135 99H136V98H135ZM180 99H179V100H180ZM182 99H183V98H182ZM182 99H181V100H182ZM239 99H241V98L239 97ZM243 99H245L246 101H248V98H247V99H246V98H243ZM258 99H260V100L258 101ZM263 99H264V96H263ZM110 100H111V99H110ZM120 100H122V99H120ZM150 100H151V99H150ZM152 100H151V101H152ZM170 100H171V101H170ZM185 100H186V99H185ZM245 100H244V101H245ZM94 101H95V103H94ZM130 101H131V100H130ZM159 101H158V102H159ZM177 101H174V103L177 102ZM191 101L193 102L192 104H190ZM205 101H206V103H205ZM238 101H239V102H238ZM242 101H243V100H242ZM262 101H264V100H262ZM28 102H29V103H28ZM98 102H99V103H98ZM101 102H102V103H101ZM146 102H147V101H146ZM146 102L144 101V103H146ZM152 102H153V101H152ZM152 102H151V103H152ZM158 102H157V103H158ZM168 102H169V104H166V103H168ZM187 102H189V103H187ZM207 102H208V103H207ZM222 102H218V103L221 104ZM248 102H249V101H248ZM248 102H246V104H247ZM250 102H249L248 104H250ZM92 103H93V104H97V103H98V105H96V106H97V109H98V108H99V109H98V110L95 109V108H96V106H95V107H93L94 109L91 107V108L93 109V110L91 111V109H90L89 107L92 106ZM131 103L133 104V102H131ZM144 103H143V105H144ZM147 103H150V102H147ZM172 103H173V102H172ZM172 103L170 104V106L174 104V103H173V104H172ZM181 103H183V102H181ZM218 103H217V105H218ZM229 103H230V104H229ZM240 103H241V102H240ZM253 103H251V105H247V106H250V107H248V109H247V108H246V109H247V110H250V109H251V106H252ZM256 103H255V106H256ZM263 103H264V102H263ZM100 104H101V106L105 105V107H106V111H104V110H105L104 107H98ZM134 104H135V102H134ZM153 104H154V103H153ZM165 104H166V105H165ZM183 104H184V103H183ZM187 104H188V105H187ZM197 104H201V103H197ZM202 104H203V103H202ZM202 104H201V105H202ZM220 104H219V105H220ZM223 104H221L222 107H224ZM28 105H27V106H28ZM135 105H136V104H135ZM143 105H142V108L145 107V109H147V110L149 109L148 104H147V106H145L146 104H145L144 106H143ZM160 105L158 104V106H160ZM178 105H179V104H178ZM237 105H238L239 107H238ZM13 106H14V108H13ZM93 106H94V105H93ZM108 106H109V107H108ZM131 106H132V105H131ZM150 106H152V105H150ZM155 106L158 107L156 104H155ZM165 106H166V107H165ZM170 106H169V107H170ZM173 106H174V105H173ZM173 106H172V107H173ZM175 106H176V104H175ZM175 106H174V108H172L171 110H170L171 107L169 108V110L171 111V113H170V111H169L168 109H167V110L165 109L166 112L169 111L168 113H169V114H172L173 109H178V110L181 112V110H180L179 107H182V106H179V107H178V106L175 107ZM193 106H192V107H193ZM197 106H198V105H197ZM197 106H196V107H197ZM202 106H203V105H202ZM208 106H207V107H208ZM210 106H209V107H210ZM227 106H226V107H227ZM234 106H235V107H234ZM236 106H237L238 109H236ZM247 106L245 105V107H247ZM253 106H254V104H253ZM25 107H26V108H25ZM120 107H122V108H121V110L118 111V108L120 109ZM126 107H127V105H126ZM146 107H147V108H146ZM183 107H184V106H183ZM192 107H190V108H191V109H190L191 111H193V109H195V108H192ZM209 107L206 108V109H209V111H207V113H208V112L210 113V112H211L210 110H212V107H211V108H209ZM218 107H219V109H222V107H221V108H220V106H218ZM218 107L216 106L215 109L217 110ZM226 107H224V109H225V110H229V108L227 109ZM256 107H257V106H256ZM261 107H262V106H261ZM10 108H12L13 111H12ZM28 108H29V107H28ZM110 108H111V109H110ZM113 108H114L115 110H114ZM123 108L125 109V111L123 110ZM132 108H133V107H132ZM138 108H139V107H138ZM140 108H141V107H140ZM159 108H160V107H159ZM159 108H158V109H159ZM161 108H160V109H161ZM202 108H203V107H202ZM253 108L255 109V107H253ZM87 109H88V111H87ZM101 109H102V110H101ZM107 109H108V110H107ZM145 109L143 108L142 110H145ZM152 109H154V108H152ZM158 109H157V110H158ZM186 109H187V107H186ZM186 109H185V110H186ZM196 109H197V108H196ZM235 109H236V110H235ZM242 109H243V108H242ZM246 109H245V110H246ZM254 109H253V110H254ZM261 109H262V108H261ZM263 109H264V108H263ZM109 110H111L112 112L109 111ZM122 110H123V111H122ZM135 110H136V112H137V109H135ZM139 110H140V109H139ZM139 110H138V113H139ZM142 110H141V111H142ZM147 110H145V111H147ZM149 110H151V109H149ZM165 110H164V111L161 110V112H160V110H159L158 112H160V113L163 114V113L165 112ZM188 110H189V109H188ZM188 110H186V114H184V115H186L185 117H183L182 114L178 112V114L181 115L180 120L183 119V121H184L185 118L188 117V116H187ZM190 110H189V111H190ZM198 110H199V112H198L199 114H198V113H197V114L201 117L205 112L202 113V111H203L202 109H201L202 111H201L200 109H198ZM225 110H221V111L218 110V111H220V112L218 113V114H219V115H218V114H216L218 111H214V108H213V111H214V112H213V115L216 114L217 118H219V116H220V118L217 119V120H215V119H216V116H212V115H211L212 113H211L210 116H212V118H215V119H214V120H213V119H210V121H212V122H213V121H214V122L218 121V122H219V120H220L222 117H223V118H222L221 120L223 121L224 118H226V116H229V115L231 116V114H230L231 112H228V111L226 112ZM243 110H244V109H243ZM251 110H252V109H251ZM256 110H257V109H256ZM32 111H34L35 113L38 112V114H37L36 116L39 115V117H40V115H41L42 118L40 117V118L38 119V118L35 116L34 112H32ZM42 111H44V112H42ZM46 111H48V113H50V112L52 111L53 113L51 112V116L43 117V116H42V113H44V116H45V112H46ZM49 111H50V112H49ZM95 111H96V114H94ZM107 111H109L110 113H108ZM115 111H116V112H121L122 114L119 113V115L117 116ZM153 111H155V109H154ZM200 111H201V114H200ZM223 111H225V112H223ZM258 111H259V110H258ZM260 111H261V110H260ZM65 112H66V113H65ZM81 112H82V113H81ZM83 112H84V113L86 112L85 116H86L87 114H89V112H90L91 116H90V114H89V115H88L89 117H88V116L85 117ZM105 112H106V113H105ZM114 112H115V113H114ZM125 112H127L126 115L128 114L127 116L130 117V119H127L128 117H127V118L125 117V116H126V115H124ZM149 112H150V111H148L147 113H148V114H152V113H153V112H152V113H151V112L149 113ZM195 112H196V110H195ZM215 112H216V113H215ZM222 112H223V114H224V113H225V114H224V115L221 114V115H222V116H221L220 113H222ZM239 112H240V111H239ZM248 112H250V111H248ZM248 112H247V115H246L247 117H248V115H250V114H248ZM39 113H40V114H39ZM48 113H46V114H48ZM61 113H64V114H67V113H68V115H71V116L68 117V118H66L67 120H63V119H64L63 116H59ZM78 113H79V114H78ZM80 113H81L82 115H80ZM97 113H99V115H98ZM101 113H103V114L105 113V114H104L105 117H103V114L101 115ZM141 113H142V112H141ZM144 113H145V112L143 111V114H144ZM182 113H185V112L182 111ZM193 113H194V112H191V115H192ZM228 113H229V114H228ZM240 113H241V112H240ZM242 113L245 114V112H242ZM64 114H63V115H64ZM93 114H94V117H92ZM113 114L117 117L116 119H113V118H115V116H114ZM117 114H118V113H117ZM131 114H133V115H131ZM148 114H147V115H148ZM157 114H159V113H157ZM169 114H168V115H167V114L163 115L162 118L165 117L166 115H167V116H171V115H169ZM175 114H176V110H175ZM175 114H174V112H173V115H174L173 117H175V116L178 115V114H177V115H175ZM232 114H233V113H232ZM235 114H233L232 117H234V116L238 117V116L235 115ZM252 114H253V112H252ZM252 114H251V116H252ZM259 114H260V113H259ZM107 115L109 116V118L105 119V118L107 117ZM121 115H123V117H122ZM139 115H140V114H139ZM144 115H146V114H144ZM144 115H143V116H144ZM147 115H146V116H147ZM206 115H207V114H206ZM240 115H242V114H239V116H240ZM82 116H83V117H82ZM96 116H97L98 118H97ZM99 116H101V118H99ZM110 116H111V117H110ZM112 116H113V117H112ZM119 116L121 117V119L124 118L125 120H127V121L130 122V123L127 122V125H125V124H126V123H124L125 120H124V119L119 120V118H118ZM131 116H133V118H135L136 120L133 119ZM192 116L195 117V116H197V115L195 114V116H194V115H192ZM192 116L190 117V115H189V119H193V120H192L193 122L190 121V122L188 123L187 121H184V122L186 123V124H185V123L182 121V122L184 123L183 125L180 124V123H182V122L179 123V121H178L179 118L177 117V119H178V120H177L178 127H181L180 130L178 129V131H177V126H176L177 124L175 123V122H176V121H175V120H176V117H175V119H174V118L172 119V120L175 121V122H174L175 125H174V126H173V125L170 126L169 124H171V123H169L168 121H166L167 119L169 120V117H166V119L163 118V120H162V119H160V118H161L160 116H159L160 118H157V119H156V114H155V115H151V116L149 115V117H151L150 119H152V120L150 121V123L147 122L146 124H151V125H152V124L155 123V124H158V125H157L158 128L156 127V125H155L154 127H150V130H151V131L149 132L150 135H149L148 137H150V136H152V134H155V133H156V135H157V134H161L160 136H162V135L164 136V135H165V137H163V138H165V139L168 138L167 141H170V139L172 140V139H173V136H174L175 134H177V132L180 133L181 130H182L183 132H186L185 130H186L187 128L190 130V128H189L190 125H192V126H191V130L193 129V130H195V131H196L201 125H202V126L204 125L203 127L199 128V130L202 129V132H203V129H205V125H206L207 123H208V125H206V126H208V128H206V132H208L207 129H209V131H210V128H211V127L209 128V122H208L209 118H207V120L204 121V120H202V118H205V117H202L201 120H200V122H199V121L196 122V119H198V120L200 119V117L197 116L198 118L195 117V122H196V123H195V122H194V118H192ZM204 116H205V115H204ZM207 116H208V115H207ZM207 116H206V117H207ZM224 116H225V117H224ZM251 116H249V117H251ZM263 116H264V115H263ZM60 117H62L63 119L61 120ZM64 117H67V116H64ZM84 117H85L86 119H85ZM87 117H88V118H87ZM90 117H92V120L90 119ZM95 117H96V118H95ZM102 117H103L104 119H103ZM149 117H146V119H147L148 121H149V119H148ZM152 117H155V118H152ZM157 117H158V116H157ZM182 117H183V118H182ZM236 117H235V118H236ZM242 117H243V115H242ZM254 117H255V116H254ZM181 118H182V119H181ZM227 118H228V117H227ZM227 118H226V119H227ZM235 118H234V119H235ZM245 118H246V117H245ZM245 118L243 117L242 119H245ZM53 119H55V120H53ZM57 119H58V120H61V121H65V122L68 121V120H69V121H68L67 124H64L65 122H64V123L62 122V124H60L61 121L59 122ZM95 119H97V120H95ZM101 119L104 120V121H106V122H107V120H108V122H107L108 124L105 123V122H103ZM131 119H132V120H131ZM153 119H154V120H153ZM159 119H160V120H159ZM187 119H188V118H187ZM189 119H188V120H189ZM226 119H225V121H226ZM230 119H231V118H230ZM234 119H233V120H234ZM248 119H249V118H248ZM252 119H253V118H252ZM252 119H250V120H252ZM52 120H53V122H55V121L57 120V123L59 122L60 125H58V124H57L58 126H57V125H54V124L52 123ZM89 120H91V121H93V122H95V123L97 122V124H95V123H91V121H89ZM109 120H110L111 123L109 122ZM118 120H119L120 122H119ZM134 120H135V123H136V121H137V122H138V123L144 128V129H143L142 127H141V128H138L139 124H135V123H133V124H134V125H133L132 122H134ZM156 120H157V121H156ZM221 120H220V122H221ZM233 120H232V121H233ZM236 120H238V118H237ZM239 120H241L240 117H239ZM255 120H256V119H255ZM85 121H86V122H85ZM88 121H89V122H88ZM100 121H101V124H100V125H102L101 128L99 127V123H100ZM112 121H114V122H112ZM122 121H123V123H121ZM153 121H156V122L153 123ZM159 121H163L164 123H160ZM169 121L172 122L171 119H170ZM225 121H224V122H225ZM227 121L231 122L232 124L234 123V122L230 121L229 119H227ZM243 121H244V120H241V122H243ZM253 121H254V120H252V126H254V125H253L254 123L257 124L256 122H259V121H254V123H253ZM260 121H261V120H260ZM115 122H116V123H115ZM165 122H166V123H165ZM203 122H204V124H203ZM205 122H207V123L205 124ZM214 122H213V123H214ZM224 122H223V123H224ZM241 122H240V123H241ZM247 122L249 123V122H251V121L247 120ZM109 123H110V124H113V123H114L115 125H111V127H112V128H111ZM117 123H118V124L120 123V126L123 124V126L120 127ZM167 123H168V124H167ZM174 123H172V124H174ZM187 123L189 124L188 126H187ZM191 123H192V124H191ZM200 123H201V125H200L199 127L197 126V127H198V128H197L196 125H198V124H200ZM210 123H211V122H210ZM213 123L211 124V126H212V125L214 126V128H213L214 130H213L212 132H214V131L216 130V129H215V126L218 125V123H214V124H216V125H214ZM235 123H238V122L235 121ZM243 123H244V122H243ZM245 123H246V122H245ZM263 123H264V121H263ZM263 123H258V124L261 125V126H263L262 128H264V124H263ZM68 124H69V125H68ZM84 124H85L87 127H85ZM91 124H95V125L93 126V125H91ZM103 124H105V125L103 126ZM106 124H107V125H106ZM116 124H117L118 127H120V128H118V127L116 126ZM131 124H132L134 127H133ZM160 124H161L162 127H163L161 130L159 129V128H161V125H160ZM166 124H167V126H166ZM179 124H180V126H179ZM195 124H196V125H195ZM220 124H221V123H220ZM224 124H225V123H224ZM238 124H239V123H238ZM262 124H263V125H262ZM61 125L65 126V129H66V125H68L67 127H70V131H69L68 133L71 132L72 134H71V135H70V134L67 135L68 133L66 132V133H67V134L65 133V134L67 135L66 137L63 136L64 138H62V136L59 135L62 139H61L60 137H59V139H58V138H57V137H58V133H59L60 131H61V133H62V130H61L60 128H63V126H61ZM83 125H84V126H83ZM96 125H97L98 127H97ZM124 125L127 126L128 128L130 127L129 129L133 128V129H131V130H133V132L136 131V130H137V131L134 132V134H132L133 132H132L131 130H129L128 128H126V127H125V131H124V130H122V127H124ZM128 125H129V126H128ZM135 125H138V126L136 127ZM168 125H169V126H168ZM184 125H185L187 128H186ZM227 125H228V123H227ZM245 125H246V124H244V126H245ZM59 126H60V127H59ZM91 126H92V128H91ZM95 126H96L97 130H99L98 132H97V130H95V129H96ZM106 126L109 127L108 130L105 128ZM113 126H114V127H113ZM152 126H153V125H152ZM159 126H160V127H159ZM193 126H195L194 128H196V129H194ZM213 126H212V127H213ZM218 126H220V125H218ZM218 126H217V128H218ZM229 126H230V125H229ZM234 126H236V125H234ZM244 126H243V127H244ZM248 126H249V125H248ZM257 126H258V125H257ZM257 126H254L255 128L252 127L253 131H254V130L256 131V129H257L256 127H257ZM58 127H59V128H58ZM79 127H80V128H79ZM103 127L105 128V131H104V128H103ZM135 127L137 128L136 130H135ZM139 127H140V126H139ZM164 127H166V128H167V127H173V130H174V128H176V129L174 130L176 133H174V131L171 130V129H169V128L167 129V130H168V131H167L166 129H164ZM220 127H221V126H220ZM222 127H223V130H224V128H225L224 125H223ZM227 127H228V126H227ZM231 127H233V126H231ZM258 127H260V126H258ZM71 128H73L74 130H75V129H76V130L78 129V130H77V131L75 130L76 132H74V131L72 132ZM84 128H85V130H84ZM89 128H90L92 131L94 130V133H95V134H98V133L101 134V133H102L101 135H102V136L105 135L107 138H104V137H102L101 135H99V137H100V139H99V137H98L97 135H95L91 130L88 131L89 133L86 132L87 129H89ZM98 128H99V129H98ZM110 128H111V130H110ZM113 128H114V129H113ZM115 128H116V130H115ZM153 128H154V129H153ZM185 128H186V129H185ZM228 128H230V127H228ZM228 128H227V129H228ZM237 128H238V127H237ZM244 128H245V127H244ZM249 128H251V124H250V127H249ZM249 128H248V129H249ZM79 129H80V130H79ZM81 129H82V130H81ZM112 129H113V131H112ZM123 129H124V128H123ZM127 129H128L129 132L131 131V133H127V132H128V131H126ZM138 129L140 130V133H139V130H138ZM142 129H143V130H142ZM155 129H156V130H155ZM158 129L160 130V132H158V131H159ZM183 129H184V130H183ZM188 129H187V130H188ZM219 129L221 130L222 128H218V130H219ZM225 129H226V128H225ZM227 129H226V131H227ZM230 129H231V128H230ZM246 129H247V128H246ZM246 129H244V130H246ZM260 129H261V128H260ZM260 129H257V130H259V132H260V131H261ZM39 130H40L41 132H39ZM68 130H69V129H68ZM83 130H84L85 132H84ZM100 130H101V133H100ZM120 130H121V131H120ZM193 130H192V131H193ZM199 130H198V132H200ZM211 130H212V129H211ZM242 130H243V129H242ZM102 131H103V132H102ZM116 131H117V132H116ZM122 131H124V132L122 133ZM145 131H146V132H145ZM152 131H154V132H152ZM156 131H157V132H156ZM192 131H190V132H192ZM195 131H194V132H195ZM228 131H229V129H228ZM246 131H248V130H246ZM253 131H252V132H253ZM263 131H264V130H263ZM263 131H262V132H263ZM63 132H64V130H63ZM77 132H79V133H77ZM80 132H81V133H80ZM82 132H83L84 134H83ZM91 132H92L93 134H92ZM105 132H106V133H105ZM111 132H112V133H111ZM119 132H121V135H120ZM144 132H145V133H144ZM166 132H167L168 135L166 134ZM172 132H173V133H172ZM183 132L180 133V134L182 135ZM187 132H188V131H187ZM187 132H186V133H187ZM190 132H189V134H190ZM194 132H193V133H194ZM198 132H196V133H198ZM202 132H201V134H202ZM204 132H205V130H204ZM204 132H203V133H204ZM206 132H205V133H206ZM220 132H221V131H218V134H219ZM222 132H223V131H222ZM231 132H234V130L232 129ZM231 132L228 133V134L231 135ZM262 132H261V134H258V133H257V134H258L259 136H260V135L262 136V135H264V132H263V133H262ZM75 133H77V134H79V135H77V134H75ZM116 133H117L118 135H117ZM125 133H127V135H126ZM143 133L145 134V136L143 135ZM186 133H184V134H186ZM193 133H191V134H193ZM205 133H204V134H205ZM216 133H217V131L215 132V134H216ZM223 133H224V132H223ZM223 133H220L219 135L222 134L221 136H223V138H224V135L226 136L227 134L224 133V135H223ZM226 133H227V132H226ZM237 133H238V132H237ZM248 133H249V132H248ZM253 133H254V132H253ZM81 134H82V137H85V138H81V136H80ZM87 134H88V135H87ZM89 134H90V136H89ZM106 134H107V135L109 134L108 136H109L110 138H109ZM111 134H112V135H111ZM113 134H114V135H113ZM170 134H172V136H171ZM180 134H179V135H180ZM184 134H183V137H182V138L185 137ZM187 134H188V133H187ZM201 134H200V135H201ZM209 134H210V132H209ZM215 134H214V136H216ZM232 134H233V133H232ZM234 134H235V132H234ZM86 135H87V136H86ZM115 135H117V136H115ZM119 135H120V136H119ZM122 135H124V136H122ZM125 135H126V137H125ZM128 135H129V137H127ZM131 135H132L133 137H134V135H135V137L138 136L139 139H138V138H137V139H135V138L132 139ZM136 135H137V136H136ZM139 135H140V136H139ZM141 135H142V136H141ZM193 135H194V134H193ZM193 135H192V136H193ZM200 135H199V136H200ZM205 135H207V134H205ZM212 135H213V134H212ZM251 135H252V134H251ZM253 135H254V134H253ZM88 136H89V137H88ZM96 136H97V137H96ZM111 136H113V137L111 138ZM118 136H119V137H118ZM160 136H159V138H160ZM167 136H168V137H167ZM176 136H178V134H177ZM176 136H174V138H175ZM197 136H198V134H197ZM199 136H198V138H199ZM201 136H202V135H201ZM210 136H211V134H210ZM228 136H229V135H228ZM228 136H227V138H228ZM78 137H79V138H78ZM114 137H117V139L119 140V142H118L117 140H115L116 138H114ZM124 137H125V138H124ZM169 137H170V139H169ZM179 137H180V138H179ZM179 137H177L176 140L173 139L175 145H174L173 143H171L172 145H174L175 147H177V149H178V146L180 145L179 141H180V140L183 141V140L181 139V136H179ZM189 137H190V136H189ZM194 137H195V135H194ZM194 137H193V138H194ZM208 137H209V135H208ZM208 137H207V138H208ZM229 137H230V136H229ZM231 137H232V136H231ZM231 137H230V139H231ZM234 137H235V136H234ZM236 137H237V136H236ZM249 137H250V136H249ZM75 138H76V139H75ZM80 138H81V139H85V140H84V141H83V140H80V142H79L78 139H80ZM89 138H90V139H89ZM95 138H96V139H95ZM97 138H98V140H97ZM123 138H124L125 141L128 140V142L125 143V141L123 140ZM127 138H128V139H127ZM140 138H142V139L140 140ZM143 138H144V139H143ZM153 138H154V137H153ZM153 138H151V139H153ZM156 138H158V137H156ZM159 138H158V139H159ZM193 138H192V139H193ZM198 138H197V139H198ZM220 138H222V137H220ZM251 138H252V137H250V139H251ZM253 138H254V136H253ZM253 138H252V139H253ZM121 139H122V140H121ZM126 139H127V140H126ZM129 139H131L132 141H129ZM145 139H146V140H145ZM165 139H164V140H165ZM178 139H179V141H178ZM190 139H191V138H190ZM199 139H201V138H199ZM199 139H198V140H199ZM208 139H209V138H208ZM234 139H235V138H234ZM237 139H238V138H237ZM76 140H77V143H76V144L79 145V148H80L82 151L78 149V145L73 144V143H75ZM91 140H92L93 142H92ZM100 140H102V141L105 140V141L107 142V143H106V142L104 141V142L102 143V145H104V146L106 145L107 148H106V146H105V147L103 146V148L101 147V146H102V145H101V142H102V141H100ZM112 140H113V142H112ZM134 140H136V141L138 140V144H137L136 141H134ZM154 140H156V139L154 138ZM161 140H162V137H161V139H160V142H159V140H157V143L159 142V143L161 144V142H162ZM164 140H163V144H166V142H165L166 140H165V141H164ZM205 140H206V139H205ZM205 140H204V141H205ZM240 140H241V139H240ZM257 140H258V139H257ZM257 140H256V141H257ZM262 140H264V139H262ZM46 141H50L51 143H53V144H52V148H51V150H53L54 154L49 150V152H51L53 155H55L56 152H57V154H58L57 156H60V155H59L60 153H58V152H60L61 150L59 151V149H63L62 152L65 151L66 149H67L66 152H70V153H68L69 156H66V153H65V156L63 157V155L61 154V155H62V158H65L64 160H63V159H62V160L65 161V163L67 162L66 164H65V163H62L63 161L61 162V160H59V159L56 157L57 161L61 162V164H60V163L57 164V161H56V162L54 163L56 166H54V165H53V162H54L53 160H54L55 158H54L53 155H52V156H53V157H52V156H47L48 154H45L48 158L45 157V155L40 157V155H41L40 152L42 151V148H41L42 146H41V145H44V144L46 143ZM95 141H96V142L99 141V142L96 143ZM108 141H110V146L107 145V144H109ZM120 141L122 142V143H121L122 145L120 144ZM133 141L135 142L134 147H133V145H132V144L134 143ZM139 141L141 142V144H140L141 147L139 146ZM175 141H176V143H175ZM177 141H178V146H176V145H177ZM181 141H180V142H181ZM214 141L217 142V140H214ZM232 141H233V140H232ZM232 141H231V142H232ZM258 141H259V140H258ZM44 142H45V143H44ZM83 142H84V143H83ZM94 142H95V143H94ZM114 142H115V143H114ZM117 142H118V145L116 144ZM130 142H132V144H131ZM171 142H173V141H171ZM202 142H203V140H202ZM212 142H213V141H212ZM212 142L210 141L211 144H212ZM219 142H220V141L218 140V142H217L218 145H216V147L219 146ZM237 142H238V141H237ZM244 142H245V141H244ZM261 142H262V141H261ZM263 142H264V141H263ZM263 142H262V143H263ZM93 143H94V144H93ZM99 143H100L101 146H98ZM104 143H106V144H104ZM113 143H114L115 145H114ZM127 143H128V144L130 143L131 145H130V144L128 145ZM152 143H153V140H152ZM152 143H150V144L152 145ZM167 143L169 144L170 142H167ZM187 143H188V142H187ZM194 143H195V142H194ZM207 143H208V141H207ZM210 143H208V145H209ZM214 143H215V142H214ZM214 143H213V144H214ZM241 143H243V141L240 142V143H236V142H235L234 144H236L235 146L238 147L239 144H241ZM252 143H253V141H252ZM256 143H258V142H256ZM259 143H260V142H259ZM60 144H64V145L66 146V148L64 147V145H60ZM92 144H93V145H92ZM111 144H112V145H111ZM119 144H120V145H119ZM136 144H137L138 146H137ZM154 144H155V142H154ZM191 144H192V142H191ZM199 144H200V142L198 143V145H199ZM202 144H203V145H202ZM202 144L200 145V148L197 149V150H200L198 153L200 154L201 151H204V152H202L203 154L201 153L200 155H206V156L209 155V154H206V153L209 151V149H208V151H207V148H209L211 145H210V146L207 145L208 147H205V146H206L205 142H203ZM204 144H205V146H204ZM215 144H216V143H215ZM215 144H214V145H215ZM226 144H227V143H226ZM226 144H225V145H226ZM237 144H238V145H237ZM243 144H246V143H243ZM243 144H241V146H242ZM247 144H248V143H247ZM260 144H261V143H260ZM46 145H49V146H50V144H46ZM70 145H71V146H70ZM81 145H83L84 148H82ZM87 145H88V146H87ZM90 145L92 146V149H91V146H90ZM116 145H117V147H116ZM158 145H159V144H158ZM158 145H157V146H158ZM172 145H171V146H172ZM182 145H184V149H185V148H186V147H185V146H186L185 143H182V142H181V146H182ZM188 145H189V144H188ZM194 145H196V144H194ZM194 145H193V147H194ZM229 145H230V144H229ZM231 145H233V143H232ZM231 145L228 146V147L231 148V149H233V148L231 147ZM254 145H256V144H255V140H254ZM40 146H41V147H40ZM49 146H48V147H49ZM59 146H60V147H59ZM69 146L71 147V149H70ZM74 146H75V147L77 146L76 149L74 148ZM86 146H87V147H86ZM94 146H95L96 148H95ZM114 146H115V148H114ZM120 146H121L122 148H121ZM123 146H124V147H125V146H126V147L128 146L130 149H128V148H125V149H124ZM155 146H156V145H155ZM161 146H162V144L160 145V147H161ZM165 146H166V145H165ZM174 146L171 147V150H172V148H174ZM181 146H180V147H181ZM201 146H202L203 149H201ZM245 146H246V145H245ZM250 146H251V145H250ZM257 146H259V144H258ZM257 146H256V147H257ZM261 146H262V147H261ZM261 146L255 148L254 150L250 149L251 151L248 150L250 147L247 148V150L249 151V154H248V151H246V150H245L246 152L244 151V147H243V150H242L243 153H242V152H241V153H242L244 156L242 155V158H241V155H239V152L236 151V152H237L236 154H235V152H234L235 156H234V154L232 153V156L235 157V158H230V159H228L229 161L227 160V161H226L227 163H224V162H223V159H222V162H223V163H222L221 160H220V163L223 164V165H222L223 167H224L225 164L228 165V164H229L228 162H231V159H235V162H234V160L232 161V165H233V166H236V164H238L239 167L236 166V167H235L236 169H235V168H234V170L232 169L233 171H235V174H236V175H235L234 172L232 171V175H234V176H232L231 173H230V174L228 173V172L231 171V170H229V171L226 172V169H225V167H224L225 172L228 173L227 176L230 178V180H226V179H228L227 176H226L227 178L224 179V180H226V181H224L223 178L221 177V176H224V178H225V173H224V175H223V171H224V170H223V169H220V168H221V165L218 166V167H219L218 169L220 170L219 172H220L221 175H220V174H217V173H218V169H217V171H214V170H213L212 167L215 166V165H213V166L211 167L212 169H209L210 167H207V168H206V167L204 166L208 171L210 170L208 173H209V175L212 176L213 182H214L215 184L212 183V179L210 180V177H209V178L207 177V173H206L205 176H206L208 179H205V181L208 182L209 184L206 183V182H204V179H203V184L205 183V186H207V187H202L201 190L204 188L205 191H206V190H208V187L210 186V189H209L208 191H211L212 189H214V191L212 190L213 193H214V192H216V191H215L216 188H214V187H215V186L218 187V185H219L220 183H221V185H219V187L221 186V188H222L221 190H223V189L225 190V187H222V186H224L223 184L225 183V184H226V189H227V191H228L227 186H229V185L232 186V184H233L232 182H234V184L238 182L237 184L239 185V184H241V183L243 182L244 177L247 176V177L245 178V180H247L248 184H250V185H249V187H250L249 190H250V192H251V190H252V189H251V186H252L251 184L256 185V184L258 183V180H262V179H260V178L258 179V176H257V175H259L260 172L264 171V170H263V169H264V168H263V167H264V164H261L262 166L260 165V163H262V162L264 163V160H263V159H264V144L261 145ZM46 147H47V146H46ZM63 147H64V148H63ZM97 147H98L100 150H99ZM111 147H112V149H111ZM137 147H139V148H137ZM148 147H149V146H148ZM197 147H198V146H197ZM197 147H196V148H197ZM213 147H214V146H213ZM216 147H215V148H216ZM228 147H227V148H228ZM246 147H247V146H246ZM252 147H253V146H252ZM40 148H41V150H40ZM43 148H44V147H43ZM72 148H73V149H72ZM85 148H86V149L89 148L90 150H89V149L86 150ZM116 148L118 149V151L116 150ZM119 148H120V149H119ZM141 148H142V149H141ZM158 148H159V147H158ZM161 148H162V147H161ZM182 148H183V146H182ZM182 148H181V149H178V150H182ZM189 148H190V147H189ZM191 148H192V146H191ZM211 148H212V147H210V150H213V149H211ZM77 149H78V150H77ZM83 149H85V150H83ZM152 149H153V148H152ZM155 149H156V148H155ZM159 149H160V148H159ZM159 149H157V150H159ZM165 149H166V148H165ZM174 149H176V148H174ZM174 149H173V150H174ZM217 149H218V148H217ZM217 149H216V150H217ZM219 149H220V148H219ZM221 149H222V148H221ZM236 149H237L238 151L240 150L239 148H236ZM236 149H234V150H236ZM69 150H70V151H69ZM71 150H73V151L71 152ZM101 150H102V151H101ZM103 150H104V151H103ZM112 150H113V151H112ZM119 150H120V151H119ZM123 150H124V151H123ZM132 150H131V151H132ZM145 150H146V149H145ZM147 150H148V149H147ZM163 150H164V149H163ZM163 150H162V151H163ZM178 150H177V151H178ZM192 150H193V148H192ZM194 150H195V149H194ZM205 150H206V152H205ZM234 150H230V151L233 152ZM84 151H85V152H84ZM86 151H87V152H86ZM88 151H89V152H88ZM94 151H95L96 153H97V152H100V153L96 154ZM106 151H107V152H106ZM108 151H110V153H109ZM111 151H112V152H111ZM116 151H117V152H116ZM122 151H123L124 154L122 153ZM128 151H129V152H128ZM149 151H150V150H149ZM149 151H148V152H149ZM153 151H155V150H153ZM153 151H152L151 153H153ZM162 151H161V149H160L159 151H157V152L155 151L156 153H154V154H157V156H155L156 158H155V157H152V156H151V157L153 158V160L155 159V161L158 159L159 162H160V161H161L160 159H163V160L165 159L166 162H165V160H164V161H162V162H164L165 164H164V163L162 164V162L159 163L158 160H157L156 162L153 161L154 164H151L150 161H152V160H151L152 158L149 159V162H150L149 164L151 165V167H148V169H149V168H150V169H153V171L151 170V173H152V174L149 175V176H151L150 179H149V176H148L147 174L144 175L145 178L148 180L147 182L149 183L150 180L152 179V181H151L152 183L150 182V183L152 184V186H153V184H154L153 182L156 183V181H154V180H157V183H156V184H158V183H159V182H158L159 180H158V179H154V178H155V177H159V174H158V173H161V172H162V170L160 171V169H162V168H163V170H164L163 172H165V170L167 171V172H165V173H171V168L174 170V171L172 170V172H174L173 174L171 173L172 176H171L170 174H169L170 176H168V174H165V173L162 172L163 177H165V178H164L165 182L167 181V182L170 183L171 181H170L169 178H172V180H174V179L177 180L176 178L180 176V174H179L180 171H181V172L184 171V172H182L183 175L181 174L180 179H181V177H183V176H185L186 179H187V178L189 177L188 175H190V174H188L189 172H187V171H185V170H188V171H189V169H187L186 166L188 167V165H190V164H189V163H186V164H188V165L183 166V167H185V170H182L183 168H181V170L179 171V169H177V168H179V167H177L176 169H174V167H171V166H175L174 164H175V162H176L177 159L174 161V164H173V165H171V166L168 165V164L172 163L171 161H173V160H172L173 158H172L171 156L168 155V154H169L168 151H167V152L164 151V152L168 153L167 155H166V153H164L165 155L163 154L165 157L168 156V158H164V156H163L162 153H161ZM228 151H229V150H228ZM230 151H229L228 153H230ZM62 152H61V153H62ZM90 152H92V155H91ZM143 152H144V149H143ZM158 152L161 153V154H160V156L162 155L161 158L159 157V155H158L159 153H158ZM170 152H171L170 155L173 154V151H170ZM174 152H176V150H175ZM186 152H187V150H186ZM186 152H185V151H184V152H181L180 155H179L180 152H179V153L177 152V153H178L179 156H181L182 153H183V155H182L180 158H185L186 160H187V158H188V160H189L190 155H189V157H187V156L185 157V156H184V155H188ZM190 152H191V151H190ZM210 152H212V151H210ZM218 152H219V151H218ZM218 152H215V153L217 154ZM244 152H245V153H244ZM41 153H43V152H41ZM44 153H45V152H44ZM63 153H64V152H63ZM86 153H89V154L87 155ZM93 153H94V155H93ZM108 153H109V154H108ZM119 153H120V154H119ZM126 153H127V154L130 153V154L127 155ZM140 153H142V152H139V153L137 152L138 155H140ZM184 153H186V154H184ZM188 153H189V152H188ZM192 153H194V152L192 151ZM198 153H195L194 155L197 154V156H198ZM204 153H205V154H204ZM221 153H222V151H221ZM241 153H240V154H241ZM49 154H50V153H49ZM83 154H84V155H83ZM85 154H86V155H85ZM116 154H114V155H116ZM118 154H119V155H118ZM122 154H123V156H122ZM135 154H134V156H135ZM213 154H214V152H213L212 154L209 155V157H210L211 160H207V161H212V162L214 163V161H215L216 159L213 158V157H214ZM216 154H215V155H216ZM218 154L220 155V152H219ZM225 154H226V152H225ZM237 154H238V155H237ZM42 155H43V154H42ZM81 155H82V157H81ZM114 155H113V156H114ZM147 155H148V154H147ZM176 155H177V154H176ZM178 155H177L176 158H178ZM194 155H191L192 163H193V161L196 160V157H197V156H196V157L194 158L195 160L192 159V157H194ZM211 155H212V158H211ZM219 155H218V156H219ZM89 156H90V157H89ZM113 156H112V157H113ZM144 156H145V155L141 154L140 158H141V157H144ZM172 156H173V155H172ZM218 156H217V157H218ZM232 156H230V157H232ZM239 156H240V157H239ZM44 157L47 159V161H51V162H46V160H44V159H45ZM49 157H50V158L52 157L53 159L51 160ZM86 157H88V158H86ZM100 157H101V156H100ZM102 157L104 158V156H102ZM136 157H137V156H135V160H137V158H138V157H137V158H136ZM162 157H163V158H162ZM169 157H171V158L169 159ZM225 157H226V155H225ZM238 157H239V158H238ZM43 158H44V159H43ZM59 158H61V157H59ZM95 158H96V157H95ZM110 158H111V157H110ZM113 158H114V157H113ZM113 158H112V159H113ZM117 158H118V159H117ZM133 158H134V157H133ZM159 158H160V159H159ZM201 158H203V157L201 156L200 159H201ZM207 158H208V157H207ZM207 158H206V159H207ZM215 158H216V156H215ZM220 158H221V156H220ZM236 158H237V159H236ZM240 158L243 159L244 161H241ZM41 159H42L44 162H46V163H48V164L50 163V165H53L54 168H53V166H50V165L46 164V165H45V169H44V164H42L43 166H41V163H42V160H41ZM56 159H55V160H56ZM98 159H99V158H98ZM142 159H143V158H142ZM145 159H146V157H145ZM147 159H148V158H147ZM168 159H169V160H168ZM178 159H179V158H178ZM185 159H184V161H185ZM208 159H209V158H208ZM213 159H214V161H213ZM224 159H225V158H224ZM258 159H262V161H260V160H258ZM94 160H96V159H94ZM107 160L109 161L108 158H107ZM107 160H104V162H103V161H102V162L105 163V161L107 162ZM143 160H144V159H143ZM188 160H187V161H188ZM217 160H218V159H217ZM217 160H216V161H217ZM236 160H237V163H236ZM238 160H240V161H238ZM251 160H252V161H251ZM257 160H258V161H257ZM40 161H41V163H40ZM52 161H53V162H52ZM84 161H85V160H84ZM110 161L112 162V160H110ZM110 161H109V162H110ZM129 161H130V162H129ZM139 161H140V160H139ZM144 161H146V160H144ZM147 161H148V160H147ZM167 161H170V162H167ZM179 161H180V160H179ZM179 161H177V162L179 163ZM200 161H202V163L199 164ZM203 161L205 162L206 160H203V159H202V160H199V159H198V160H196V162H198V163L194 162V164L196 163V165L199 164V166H200L201 164L203 165ZM246 161H251V162H253V164L250 162L252 165H255V163L257 164V162H259V166H261L263 169L260 168L258 165H255L256 167L253 166L255 169L260 168V170H261V169H262V170H261V171H260L259 169L255 170V169L253 168L254 171H252V172H253V173H252V172L250 171V170H252V169H249V166H248V169H249V172H250V173L247 172V173H248V174H247L246 172H242V171H244V170H245V171H248L246 167H247V165H249V163H248V164L245 163ZM102 162H100V165L103 164ZM109 162H108V164H109ZM114 162H115V161H114ZM240 162H241V163L244 162L243 165L245 164L244 167L246 166V167H245L246 169L243 168L244 170H243V169L240 170V167H241V165H242V164L239 165ZM254 162H255V163H254ZM32 163H33V164H32ZM74 163H76V164H74ZM81 163H82V162H80V165H79V166H81ZM83 163H84V162H83ZM83 163H82V164H83ZM85 163H86V162H85ZM97 163H98V162H97ZM115 163H116V162H115ZM118 163H119V161L117 162V164H118ZM121 163H119L118 166L121 165ZM141 163H142V164H141ZM144 163H145V162H144ZM156 163H157V165H156ZM167 163H168V164H167ZM178 163H177V164H178ZM190 163H191V162H190ZM192 163H191V164H192ZM206 163H207V162H206ZM216 163H217V162H216ZM233 163H234V164H233ZM235 163H236V164H235ZM64 164H65L66 167H68L67 169L64 167ZM72 164H73V165H72ZM78 164H79V162H78ZM78 164H77V166H78ZM105 164H106V163H105ZM111 164H112V163H110V165H111ZM145 164L147 165V163H145ZM145 164H143V162L140 161V164H139V165H144V166H145ZM149 164H148V165H149ZM161 164H162V165H161ZM182 164H183V163H182ZM207 164H209V163H207ZM217 164H219V163H217ZM246 164H247V165H246ZM251 164H250V168H252V167H251ZM31 165H32V166H31ZM33 165H34V167H33ZM71 165H72V166H71ZM110 165H109V166H110ZM124 165H123V166H124ZM150 165H149V166H150ZM153 165H156V166L159 165V166H158V167H160L159 171L157 170L158 167H156L155 171L157 170V172H155V171H154V167H152ZM160 165H161V166H160ZM165 165H167V166H165ZM210 165H212V164H210ZM232 165H231V166H232ZM39 166H40V167H39ZM77 166H75V167H77ZM82 166H83V165H82ZM84 166H86V165H84ZM92 166L94 167L93 164H92ZM104 166H105V167H109L108 165H107V166L104 165ZM111 166H112V165H111ZM123 166H122V167H123ZM135 166H138V165H135ZM144 166H143V167H144ZM162 166H163V167H162ZM168 166H169L170 168H169ZM192 166H193V165H192ZM199 166H198V168H199ZM206 166H208V165H206ZM41 167H43V170H42V169H39V168H41ZM50 167H51L52 169H51ZM57 167H58V168H57ZM88 167H89V166H88ZM132 167H133V166H131V165H130V166H127V168H128L129 171L132 170L131 172H129V174H131L132 172H134L135 174H134V173L131 174V175L133 176V178H134V176L137 175V174H138V177H139L140 170L142 171L143 167H142V169H140V168H141V167H140V168H139V169H140L139 171L137 170L138 173H136V171H135L136 169H135V168L132 169ZM166 167H167V168H166ZM181 167H182V166H181ZM201 167H202V166H201ZM216 167H217V166H216ZM223 167H222V168H223ZM228 167H229V165H228ZM228 167L226 166V168H228ZM237 167H238L239 169H237ZM242 167H243V166H242ZM242 167H241V168H242ZM64 168H65V170H62V169H64ZM80 168H81V167H80ZM80 168H79V169H80ZM96 168H97V167H96ZM112 168H113V166H112ZM116 168H117V167H116ZM120 168H121V166L119 167V169H120ZM125 168H126V167H125ZM130 168H131V169H130ZM189 168H190V166H189ZM202 168H203V167H202ZM229 168H230V167H229ZM229 168H228V169H229ZM232 168H233V167H232ZM46 169H47L48 172H46ZM49 169H50V170H49ZM73 169H74V172H75V171L77 172L76 168H73ZM77 169H78V168H77ZM92 169L94 170V168H92ZM137 169H138V168H137ZM144 169H145V171H146V166H145ZM150 169H149V170H150ZM194 169H195V168H194ZM196 169H197V167H196ZM214 169H215V168H214ZM103 170H104V169H103ZM110 170H111V168H110ZM120 170H121V169H120ZM133 170H134V171H133ZM168 170H170V171L168 172ZM176 170H177V171H176ZM198 170H200V168H199ZM198 170H197V171H198ZM211 170H212V172L214 171L215 174H217V176L220 175L219 177L222 178L223 182H221L222 180H221V178H219V177L214 179L213 176H215V175H213L214 172L211 174ZM215 170H216V169H215ZM222 170H223V171H222ZM236 170H237V171H236ZM39 171H40V172H39ZM64 171H65V172H64ZM94 171H95V170H94ZM97 171L100 172V170H97ZM114 171L117 172V170H115V168H113L112 172H114ZM143 171H144V170H143ZM143 171H142V174L145 173V172H143ZM175 171H176V172H175ZM191 171H192V170H191ZM191 171H190V172H191ZM194 171H195V170H194ZM194 171H193V172H194ZM201 171H202V170H201ZM201 171H200V172H201ZM258 171H260V172L258 173ZM51 172H53V176H52L53 178H52V177H51V178H52L53 180L56 181V179H57V177H58V175H57L58 173H56V172H54V171H51ZM78 172H79V170H78ZM87 172H88V171H87ZM118 172H119V171H118ZM125 172H127V170H126ZM125 172L122 171L121 173H125ZM153 172H154V173H153ZM181 172H180V173H181ZM186 172H187V174H186ZM203 172H204V171H203ZM203 172H202V173H203ZM205 172H207V171L205 170ZM221 172H222V173H221ZM238 172H239L240 174H241V173H243V174L239 175ZM254 172H257L258 174H257V173H254ZM33 173H34V174H33ZM70 173H71V171H70ZM70 173H69V175H71ZM72 173H73V172H72ZM88 173H89V172H88ZM90 173H91V171H90ZM94 173H95V172H94ZM97 173H98V172H97ZM109 173H111V171H109ZM121 173H120V174H121ZM148 173H150V172H148ZM155 173H157L158 175L155 174ZM175 173H178V174L176 175ZM184 173H185L187 176L184 175ZM194 173H195V172H194ZM31 174H32V175H31ZM49 174H50V175H49ZM102 174H103V173H102ZM105 174H106V173H105ZM107 174H108V173H107ZM127 174H128V172H127ZM129 174H128V175H129ZM164 174H165L166 176L169 177V178H168L169 180L167 179V177H166ZM174 174H175V175H174ZM200 174H201V173H200ZM200 174H198V175H200ZM245 174H247V175H245ZM250 174H251V175H250ZM254 174H256L255 177H254ZM262 174H264V173H262ZM42 175H43V174H42ZM55 175H56V176H55ZM85 175H86V174H85ZM124 175H125V174H124ZM124 175H122L123 177H121V180L118 178L119 181H125V180H124V179H125V178H124ZM140 175H141V174H140ZM153 175H154V176H153ZM155 175H157V176H155ZM196 175H197V174L195 173V176H194L195 178H194L193 176H191V178H192L193 180H194V179L197 180L198 178L196 179ZM209 175H208V176H209ZM229 175H230L231 177H230ZM39 176H41V174L38 175V176H36V178L33 176V177H34V180L36 179V180L38 181V178H39V180L41 179L42 181L45 180V179H43V176H42V178H40ZM47 176H49V177H47ZM62 176H63V175H62ZM62 176H61V178H63ZM83 176H84V175H83ZM93 176H94V175H93ZM108 176H109V175H108ZM114 176H115V175H114ZM114 176H113V177H114ZM117 176H119V175H117ZM117 176L114 177V178H115L114 181H116ZM173 176H176V178H174ZM238 176H240V177H238ZM241 176H242V178H241ZM243 176H244V177H243ZM250 176H251V177H250ZM252 176H253L254 178H257V181H256L255 179H253ZM259 176H260V175H259ZM37 177H38V178H37ZM55 177H56V178H55ZM76 177H79V173H78V176H76ZM101 177H102V176H101ZM111 177H112V174H111ZM111 177H110V178H111ZM125 177H126V176H125ZM138 177H136V178L138 179ZM141 177H142L143 179H145V178L143 177V175H142V176L139 177L138 180L134 178V180H136V182H134V183L136 184L137 181H138V183H139V185H140L139 180H141V182H142ZM152 177H153V178H152ZM232 177H234V179L231 180ZM235 177H237V178H235ZM262 177H263V180H264V175H262L261 178H262ZM51 178H50V179H51ZM61 178L59 177L57 180H59V179L61 180ZM86 178H87V177H86ZM123 178H124V179H123ZM131 178H132V177H131ZM131 178H130V176L127 177V178H126V182H127V181H130ZM191 178H189L190 181H189V179H188V182H187V180H186V182H185V181H182V180H185L184 177H183L181 180L178 179L177 181H178V183H179L180 181H182V182H180V183H182V184H183V182H185V183L183 184V185H184V188H185V186L187 187V188H185V189H188V187L191 186V184H192L191 182H193V185H192V186L199 185V184H197L199 181H198V182H195V183H196V184H195V183H194L195 180L192 181ZM204 178H205V177H204ZM248 178H251V179H248ZM50 179H49V181H47V182H50V181H51ZM64 179H65V178H64ZM66 179H67V178H66ZM83 179H84V178H83ZM93 179H94V178H93ZM97 179H98V178H97ZM118 179H117V181H118ZM128 179H130V180H128ZM153 179H154V180H153ZM201 179H202V177L200 178V180H201ZM237 179H239V180L242 179V180L239 181V180H237ZM89 180H90V179H89ZM107 180H110V182L112 183V180H111V179H107ZM134 180H133V181H134ZM179 180H180V181H179ZM208 180H209V181H208ZM216 180H218V181H216ZM220 180H221V181H220ZM234 180H235V181L237 180V182H235ZM250 180H252V182H254L253 180H255V184H254V183H249ZM263 180H262V181H263ZM61 181H62V180H61ZM71 181H72V180H71ZM100 181H102V180H100ZM100 181H99L98 184H96V183H95V184L98 186L99 184H101V183L103 182V181H102V182L100 183ZM201 181H202V180H201ZM215 181H216V182H215ZM227 181H228V183H229V182H231V183H229V185H228ZM35 182H36V181H35ZM39 182H40V181H39ZM57 182H58V181H57ZM78 182H79V180H78ZM81 182H82V181H81ZM96 182H98V181H96ZM143 182H145V180H143ZM143 182H142V183H143ZM167 182H166V183H167ZM172 182H174V181H172ZM210 182H211L213 185H212ZM218 182H219V183H218ZM247 182H246V183H247ZM259 182H260V181H259ZM41 183H42V182H41ZM41 183H40V184H41ZM45 183H46V182L44 181V184H45ZM50 183H52V182H50ZM50 183H49V185H50ZM58 183H60V182H58ZM63 183H64V181H63ZM75 183H76V182H75ZM83 183H84V182H83ZM87 183H88V182H87ZM87 183H86V184H87ZM92 183H93V182H92ZM103 183H104V182H103ZM115 183H116V182H115ZM134 183H133V184H134ZM138 183H137V184H138ZM142 183H141V184H142ZM148 183H146V184L148 185ZM163 183H164V182H163ZM187 183H189V186H188ZM199 183H200V182H199ZM217 183H218V184H217ZM244 183H245V182H244ZM246 183H245V184H246ZM30 184H31V183H30ZM30 184H29V186H30ZM34 184H35V183H34ZM52 184H53V183H52ZM52 184H51V185H52ZM56 184H57V183H56ZM60 184H62V182H61ZM95 184H94V185H95ZM105 184H106L107 187H108V185H109L110 183L107 184V182H106ZM113 184H114V183H113ZM118 184H120V182H118ZM135 184H134V185H135ZM137 184H136V185H137ZM151 184H150V185H151ZM176 184H177V183H176ZM182 184H180V185L182 186ZM203 184H202V182H201L200 185H203ZM207 184H208V185H207ZM216 184H217V185H216ZM234 184H233V185H234ZM42 185H43V184H42ZM45 185H47V184H45ZM90 185H92V184L90 183ZM130 185H131V184H130ZM142 185H143V184H142ZM142 185H141V187H142ZM150 185H148V186L150 187ZM170 185H171V184H170ZM177 185H178V184H177ZM200 185H199V186H196V188L199 187L198 189H200ZM214 185H215V186H214ZM235 185H236V184H235ZM235 185H234V186H235ZM246 185H247V184H246ZM258 185H260V184H258ZM263 185H264V184H263ZM37 186H38V185H37ZM40 186H41V185H40ZM56 186H57V188H59L58 185H56ZM56 186H55V187H56ZM63 186H64V185H63ZM66 186H67V185H66ZM72 186H73V185H72ZM75 186H76V185H75ZM77 186H78V185H77ZM88 186H89V185H88ZM101 186H102V188H104V187H103V184H102ZM104 186H105V185H104ZM109 186H110V185H109ZM114 186H115V185H114ZM125 186H126V185H125ZM131 186H132V185H131ZM168 186H169V185H168ZM172 186H173V184H172ZM172 186H171V187H172ZM175 186H176V185H175ZM178 186H179V185H178ZM192 186L190 187L191 189L185 190L189 195L191 194V196H189L187 193H185V194H187L189 197H192V198H193V196H194L193 193H195V197H197V194H199V191H198L197 194H196V191H197L198 189H196L195 187H193V188L196 189V190H195V189L192 188ZM203 186H204V185H203ZM211 186H213V187H211ZM231 186H229V189H230ZM243 186H244V185H243ZM32 187H34V186H32ZM42 187H43V186H42ZM42 187H40L41 192H42V189H43ZM51 187H53V185H52ZM60 187H61V186H60ZM85 187H86V186H85ZM92 187H94V186H92ZM99 187H100V186H99ZM110 187H112V186H110ZM110 187H109V189H110ZM118 187H119V186H118ZM122 187H123V186H122ZM122 187H121V189H122ZM126 187H127V186H126ZM132 187H133V186H132ZM132 187H131V189H132ZM146 187H147L146 185H143L142 190L147 191V189H148L149 187H148L147 189H145ZM155 187H156V186H155ZM253 187H255V186H253ZM256 187H257V185H256ZM262 187H263V186H262ZM48 188H50V186H48ZM57 188H56V189H57ZM63 188H64V187H63ZM65 188H66V187H65ZM71 188H72V187H71ZM78 188H79V187H78ZM81 188H83V187H81ZM81 188H80V189H81ZM90 188H91V187H90ZM90 188H88V189H90ZM100 188H101V187H100ZM123 188H124V187H123ZM128 188H130V187H128ZM135 188H136V187H135ZM159 188H160V187H159ZM172 188H173V187H172ZM174 188H175V187H174ZM181 188H182V187H181ZM184 188H182V189H184ZM235 188H236V187H235ZM237 188H238V187H237ZM239 188H240V186H239ZM243 188H244V189H243ZM245 188H246V186H245V187H242V190H241V191L245 190ZM45 189H46V188H45ZM56 189H54V190H56ZM76 189H77V188H76ZM95 189H96V186H95ZM98 189H99V188H98ZM107 189H108V188H107ZM125 189H126V188H125ZM136 189H137V188H136ZM139 189H141V188L139 187ZM149 189H150V188H149ZM151 189H152V187H151ZM151 189H150L148 192H151ZM154 189H155V188H154ZM154 189H152L154 192L157 191V190H154ZM177 189H178V191H180V190H179V187H177ZM182 189H181L180 192H183ZM192 189H193L194 191H192ZM231 189H232V188H231ZM231 189H230V190H231ZM247 189H248V186H247ZM247 189H246V190H247ZM257 189H259V188H257ZM263 189H264V187H263ZM54 190H53V191H54ZM60 190H62V189H60ZM83 190H87V188H84ZM83 190H79V189H77V190H75V192L73 191L75 194H74V193H72V194L76 195V197L78 198V195H81V194H78V192H79V193H83V192H82ZM117 190H118V189H117ZM127 190H128V189H127ZM161 190H162V189H161ZM163 190H164V189H163ZM163 190H162V193L164 192L165 194H167V199H169V198H168V193L165 192V191H163ZM189 190H190V191H189ZM217 190H219V188H217ZM234 190H235V189H234ZM33 191H34V190H33ZM44 191H46V190H44ZM49 191H52V188H51V190H49ZM58 191H59V189H58ZM58 191H57V192H58ZM77 191H78V192H77ZM89 191H90V190L86 191L85 194H87V192H89ZM92 191H93V190H92ZM94 191H95V190H94ZM113 191H114V190H113ZM113 191H112V192H113ZM120 191H121V190H120ZM153 191H152V194L154 193ZM176 191H177V190H176ZM188 191H189L190 193H189ZM232 191H233V190H231L230 192H232ZM239 191H240V189H239ZM253 191H254V190H253ZM255 191H256V190H255ZM259 191H261V190H259ZM262 191H264V190H262ZM262 191H261V192H262ZM38 192H39V190H38ZM38 192H37V193H38ZM112 192H111V193H112ZM133 192H134V190H133ZM148 192H147V193H148ZM158 192L160 193L159 190H158L156 193H158ZM201 192H202V191H201ZM247 192L249 193V191H247ZM33 193H36V192H32V194H33ZM45 193H46V192H45ZM48 193H50V192H48ZM51 193H52V195H53V194L55 193V191H54V193H53V192H51ZM91 193H92V192H91ZM114 193H115V192H114ZM127 193H128V192H127ZM137 193H138V192H137ZM164 193H163V195H164ZM202 193H205V192H202ZM202 193H201V194H202ZM211 193H212V192H211ZM211 193H205L204 196H205V195L207 196V194H209V195L207 196V197H209V196L211 195ZM217 193H219V192H217ZM222 193H223V192H222ZM233 193H234V192H233ZM244 193H245V191L243 192V194H241V197H242V195H243V197H242L241 199H243L244 196L247 194V193H246V194L244 195ZM255 193H256V192H255ZM58 194H59V193H57V195H58ZM67 194H68V193H67ZM77 194H78V195H77ZM135 194H136V193H135ZM139 194H140V193H139ZM152 194H149V193H148V196H150V195H152ZM169 194H170V193H169ZM192 194H193V195H192ZM201 194H200V195H201ZM215 194H216V193H214L213 195H215ZM219 194H220V193H219ZM236 194H237V193H236ZM252 194H253V193H252ZM263 194H264V192H263ZM263 194H262V195H263ZM33 195H35V194H33ZM41 195H42V194H41ZM46 195H47V194H46ZM55 195H56V194H55ZM68 195H69V194H68ZM70 195H71V194H70ZM74 195H72V196H74ZM87 195H88V194H87ZM91 195H92V194H91ZM94 195H95V194H94ZM94 195H93V196H94ZM127 195H128V194H127ZM154 195H155V194L152 195V196L154 197L153 200L155 199V197H156L158 194H157L156 196H154ZM173 195H174V194H173ZM173 195H171V196H172L171 198H174ZM224 195H225V193H224ZM226 195H227V194H226ZM230 195H232V194H230ZM248 195H249V194H248ZM39 196H40V195H39ZM39 196L37 195L36 199L39 200V198H38ZM53 196H54V195H53ZM53 196H52V197H53ZM66 196H67V195H66ZM81 196H83V195H81ZM84 196H85V195H84ZM130 196H132V195H130ZM140 196H141V195H140ZM140 196H139V198H140ZM148 196H147V197H148ZM152 196H151V197H152ZM165 196H166V195H165ZM174 196H175V195H174ZM188 196H187L186 199L189 198ZM201 196H202V195H201ZM204 196H203V197H204ZM227 196H229V195H227ZM235 196H236V195H234V197H235ZM239 196H240V195H239ZM28 197H29V196H28ZM61 197H62V196H61ZM85 197H86V196H85ZM85 197H84V198H85ZM88 197H91V196H88ZM94 197H95V196H94ZM96 197H97V196H96ZM112 197H113V195L110 196L111 199H113ZM133 197L136 198V196H133ZM137 197H138V196H137ZM141 197H142V196H141ZM143 197H144V196H143ZM161 197H162V198H160V199H161L162 201H164V202L167 201L166 198H165V200H163L164 196H161ZM169 197H170V196H169ZM177 197H178V196H177ZM177 197H176V198H177ZM195 197H194V198H195ZM207 197H204V198H205V199H210V198L212 199V196H210V198H207ZM225 197H226V196H225ZM231 197H232L231 201L228 202V200H226L228 203H225V204H227V205L229 204L228 207L223 203V205H225L226 207L223 206L224 208H222V209L220 208V209H221L222 212H223V209L225 210V208H226V209L228 208V210L231 212V209H229V206H230V208H232V211H234V212H231V216H234V214H232V213H236V215H237V216H235L236 219L233 220V218L230 216V217L232 218L233 221L231 220V218L228 219V220H226V221H228V223H230V224H232V225L234 224V226H235V224H237V223H239V222H240L241 225L244 224V222H243L244 219L242 220V218H243V217H245V218L248 217V214L250 215V213L252 212L251 209H250V213H248L249 211L246 212L247 214L244 212V214H246L247 216L244 215V216L241 218L240 214H243V211H246V208H247V210H249V209H248L249 207L257 206L256 208H255V207H254V208H255V209H258V211H260V212H262V211L264 212V202H263L264 199L262 200V198H264V197L261 198L260 195H259V198H261V201H260V203H259V201L257 200L258 204H256L257 202H256V200L253 198V196L250 197V198H251V199L253 198V199L255 200V202L250 201L251 199H249V196H247V200L245 199L246 196H245V198H244L245 200H244V199H243V200H239L240 198H238L237 196H236V197H237L238 199H236V200L233 199V196H231ZM31 198H32V196H31ZM34 198H35V197H34ZM42 198H46V197H44V195H43V197L41 196V200H42ZM50 198H51V197H50ZM50 198L48 197V199H50ZM84 198L82 197V199H84ZM91 198H92V197H91ZM110 198H108V199H110ZM131 198H132V197H131ZM148 198H150V197H148ZM156 198H157V197H156ZM178 198L180 199V197H178ZM198 198H199V197H198ZM204 198H203V199H204ZM216 198H217V197H216V195H215V199H216ZM219 198H221V197H219ZM257 198H258V197H257ZM28 199H29V198H28ZM58 199H60V198H58ZM72 199H73V198H72ZM78 199H79V198H78ZM93 199H94V198H93ZM96 199H97V198H96ZM132 199H133V198H132ZM144 199H145V198H144ZM150 199H151V198H150ZM160 199H159V200H160ZM215 199H214V200H215ZM222 199H224V198H221V201H222ZM229 199H230V198H229ZM248 199H249V200H248ZM38 200H37V203L39 202ZM51 200H52V198H51ZM51 200H49V201H51ZM55 200H56V198H55ZM61 200H62V198H61ZM113 200H114V199H113ZM115 200H116V199H115ZM115 200H114V201H115ZM121 200H122V199H121ZM121 200H116V201H117V202H118V201H120V202H122V201L126 202V201L128 200V198H127L126 201H125V200H122V201H121ZM135 200L137 201V199H135ZM147 200H148V199H147ZM147 200H146V201H147ZM188 200H190V202H191V200L194 201V203L196 202V199L193 200V199H190V198H189ZM198 200H199V199H198ZM198 200H197V201H198ZM200 200H201V198H200ZM216 200L219 201L218 198H217ZM232 200H235V201H232ZM254 200H253V201H254ZM42 201H43V200H42ZM64 201H66V200L64 199ZM73 201H74V200H73ZM79 201L81 202V200H79ZM83 201H84V200H83ZM97 201H99V200H97ZM103 201H104V200H103ZM116 201H115V202H116ZM139 201H140V200H139ZM143 201H144V200H142L141 202H143ZM149 201L151 202V200H148L147 202H149ZM162 201H160L161 203H160V202L158 203V201H157V204H159V205L161 206V205H162ZM170 201H171V199H170ZM221 201H219V202L221 203ZM40 202H41V201H40ZM40 202H39V204H40ZM44 202H45V201H44ZM61 202H62V201H61ZM61 202H59V203H61ZM74 202H75V203H73L72 207H71V205L69 206V207H71V209H72L73 206H74V204L76 205V206H74V208H73L72 210L70 209V210H71L70 213L72 212V214L74 215V216L72 215V218H73V219H75L74 217H75V214L77 213L76 211H75L76 213L74 212L75 214L73 213L74 209H75V208H79V207H77L78 202H76V201H74ZM80 202H79V203H80ZM85 202H86V200L84 201V203H85ZM92 202H93V201H92ZM150 202H149V203H150ZM152 202H154V201H152ZM168 202H169V201H168ZM200 202H201V201H200ZM205 202H206V205H207V204H208V201H205ZM205 202H204V200H203L201 203H204V206H203V204L201 205V203H199V204H200L199 206L204 208V207H205ZM219 202H218V203H219ZM262 202H263V203H262ZM69 203H70V202H69ZM69 203H68V204H69ZM84 203H83V204H84ZM93 203H94V202H93ZM95 203H96V202H95ZM97 203H98V202H97ZM99 203H101V202H99ZM106 203H107V202H106ZM110 203H111V200H110L109 204H110ZM136 203H138V202H136ZM175 203H176V202H175ZM178 203H180V202H178ZM182 203H183V202H182ZM194 203L192 202L191 205H189L188 203H184V204H187V205H188V206H187V205H184L185 207H184L183 205H181V206L179 205V206H180V207H183V208H186L188 211H190V212L192 213V210L195 211V209H196L197 206H198V205H197L196 208H195V205H196L198 202H197L195 205H194ZM210 203H211V202H210ZM214 203H215V202H214ZM39 204H37V205H39ZM44 204H45V203H44ZM49 204H50V202H49ZM52 204H53V201H52ZM68 204H67V205H68ZM114 204H115V203H114ZM123 204H125V203H123ZM141 204H142V203H141ZM145 204H146V202H145ZM164 204H165V203H164ZM180 204H181V203H180ZM221 204H222V203H221ZM253 204H254V205H253ZM62 205H63V204H62ZM62 205H61V207H62ZM64 205H65V204H64ZM94 205H95V204H94ZM94 205H93V206H94ZM99 205H100V204H99ZM107 205H108V203L106 204V206H107ZM143 205H144V204H143ZM153 205H154V207H155V206H156V203L153 204ZM165 205H166V204H165ZM172 205H174V204L172 203ZM172 205H171V207H172ZM175 205H177V204H175ZM212 205H214V204H212ZM215 205H216V203H215ZM217 205H219V204H217ZM217 205H216V206H217ZM25 206H26L27 209L25 208ZM39 206H40V205H39ZM46 206H47V202H46ZM78 206H79V205H78ZM96 206H97V204H96ZM106 206H105V209H106ZM111 206H112V205H111ZM121 206H122V208H123V209H122V212H123L124 209H125L124 211H127L128 208H129V207H128V208L126 207L127 205H124V207H123V205L121 204ZM128 206H129V205H128ZM137 206H138V205H137ZM151 206H152V205H151ZM163 206H164V205L161 206L162 208H158V207H156L155 210H158L157 212H160L159 209H162V210H163V208H164V212H167L166 210H167L169 207L165 208V207H163ZM166 206H167V205H166ZM177 206H178V205H177ZM177 206H176V208H177ZM193 206H194L195 209L193 208ZM199 206H198V210L196 209L197 211H195L196 214H198L199 212H200V213L202 212V211H201L202 209L199 210V209H200ZM208 206H209V204L207 205V207H208ZM55 207H56V206H55ZM108 207H109V206H108ZM139 207H140V206H139ZM143 207H144V206H143ZM190 207H192V208L190 209ZM210 207L212 208L213 206H210ZM214 207H215V206H214ZM219 207H222V205H220ZM24 208H25V210H27L26 212H24ZM29 208H30V207H29ZM34 208H36V206H35ZM34 208H33V209H34ZM39 208H40V207H39ZM45 208H46V207H45ZM56 208H58V207H56ZM94 208H95V207H94ZM111 208H112V207H111ZM120 208H121V207H120ZM136 208H137V207H136ZM136 208H132V209L134 210V209H136ZM141 208H142V207H141ZM157 208H158V209H157ZM172 208L175 209V207H172ZM208 208H209V207H208ZM211 208H210V209H211ZM216 208H217V207L211 209L212 212L214 211L213 213L217 212V210H218V212L220 211L218 208H217V210L215 211ZM46 209H47V208H46ZM52 209H53V211H54V208H52ZM64 209H66V208L64 207ZM67 209H68V207H67ZM80 209H81V208H80ZM99 209H100V208H99ZM99 209H98V210L96 209L97 211L94 209V210L96 211V214H97V212L99 211ZM102 209H104V208H102ZM132 209H131V210H132ZM142 209H143V208H142ZM148 209H149V208H148ZM177 209H178V208H177ZM177 209H175V210H176L177 215H178V213H179V211H181V209L178 210V211H177ZM206 209H207V208H205L204 210H206ZM244 209H245V210H244ZM252 209H253V208H252ZM29 210L31 211L32 209H29ZM34 210L36 211V209H34ZM37 210H38V209H37ZM61 210H62V209H61ZM75 210H76V209H75ZM81 210H82V209H81ZM81 210H80V211H81ZM106 210H107V209H106ZM129 210H130V209H129ZM144 210H145V208H144ZM162 210H161V211H162ZM169 210H170V211L172 210V211L174 212V210L171 209V208H170ZM187 210H184V211H187ZM211 210H209V211H211ZM66 211H67V210H66ZM77 211H78V210H77ZM109 211H112V210L110 209ZM145 211H147V210H145ZM170 211H168V212H170ZM225 211H226V210H225ZM229 211L226 212L227 215L225 214V212H223L224 215L226 216V218H227V217L229 218V216H228V213H229V215H230V212H229ZM241 211H242V213H240L239 216H238L237 212L239 213V212H241ZM256 211H257V210H256ZM256 211L254 210L253 212H256ZM258 211H257V212H258ZM41 212H42V211H41ZM63 212L65 213V211H63ZM63 212H62V213H63ZM68 212H69V211H68ZM85 212H86V211H84V210L81 211V213L79 212L80 215H81V216H80V219L82 218V220H84V222H85V219L89 220V219L91 218L90 214L93 215V213H88L89 215H87V214H85ZM90 212H93V211H90ZM100 212H101V211H100ZM104 212L106 213V212H108V211H105V210H104ZM173 212H172V213H173ZM181 212H182V211H181ZM181 212H180V213H181ZM197 212H198V213H197ZM206 212L209 214L208 210H206ZM212 212H211V213H212ZM218 212H217V213H218ZM263 212H262V213H263ZM30 213H32V211L29 212V214H30ZM37 213H39V212H37ZM52 213H55V212H52ZM59 213H60V211H59ZM79 213H78V214H79ZM108 213H109V212H108ZM123 213H124V212H123ZM125 213H126V212H125ZM128 213H129V212H128ZM130 213H132V211H131ZM137 213H138V212H137ZM144 213H145V212H144ZM162 213H163V212H161V214H162ZM170 213H171V212H170ZM172 213H171L170 215H173ZM191 213H190V215H191ZM193 213H194V212H193ZM200 213H199V214H200ZM204 213H205V211H204ZM204 213L202 212V214H201L200 216H199V214H198V217H199L198 220H199V222H201V221H200V217H201ZM217 213L212 214V215H216ZM220 213H221V211L219 212V216H220V219H221V218H222L221 215H222L223 213H222L221 215H220ZM35 214H36V212H35ZM35 214H34V215L32 214V215L35 216ZM46 214L48 215V213H46ZM68 214H69V213H68ZM84 214H85V215H84ZM106 214H107V213H106ZM185 214H187V216H189V213H188V212H187V213L185 212ZM208 214H207V215H208ZM253 214H254V213H253ZM253 214H251V215H253ZM257 214H258V213H257ZM257 214H256V213L254 214L255 217H257ZM32 215H31V217H30V218H32V219H34L35 217H37V215H36V216L33 218ZM42 215H43V214H42ZM49 215H50V213H49ZM56 215H57V214H56ZM65 215L67 216V213H65ZM97 215H98V216H96V217L99 218V217L102 216V213H101V214L98 213ZM100 215H101V216H100ZM109 215H110V214H109ZM112 215L114 216V213H112ZM137 215H138V214H137ZM146 215H147V214H145L144 217H145ZM159 215H160V214H159ZM192 215H193V217L190 216V220H191V218H194V219H195L194 214H192ZM207 215H206V213H205L204 216L206 217ZM210 215H211V214H210ZM258 215H259V214H258ZM26 216H27V215H26ZM59 216H60V215H59ZM62 216H63V215H62ZM66 216H65V218H66ZM69 216H70V215H69ZM69 216H68V218H70ZM78 216H79V215H78ZM84 216H90V217H88L89 219H88L87 217H85V219H83ZM94 216H95V214H94ZM94 216H93V217H94ZM116 216H117V215H116ZM139 216H140V213H139ZM184 216H185L184 214H183V215L181 214V217L184 218ZM187 216H185V218H186ZM196 216H197V215H196ZM225 216H223V217H225ZM260 216H262V214H260ZM260 216H259V217H260ZM48 217H49V216H48ZM55 217H56V216H55ZM55 217H54V215L52 216V218H54L53 220H51L52 218H51V219L49 218L50 221L52 222V221L58 219V218L55 219ZM103 217H105V215H104ZM108 217H109V216H107V218H108ZM111 217H112V216H111ZM137 217H138V216H137ZM147 217H148V216H147ZM149 217H150V216H149ZM205 217H203V218L206 219L208 216H207L206 218H205ZM212 217L215 218L214 216H211V217H210L211 219H209V222H211L210 220H212ZM217 217H218V215H216V218H217ZM237 217H238V218H237ZM249 217H250V216H249ZM249 217H248V218H249ZM252 217H253V216H252ZM255 217H254V218H255ZM259 217H258V218H259ZM27 218H28V217H27ZM37 218H38V217H37ZM63 218H64V217H63ZM68 218H67V219H68ZM107 218H106L105 220H107ZM142 218H143V216H142ZM165 218H166V217H165ZM169 218H170V217H169ZM169 218H168V219H169ZM172 218L174 219L173 224H176V222L178 223V226L182 224V223L179 224V222H178V220L180 219L179 217H175V216H174V217H171V219H172ZM176 218H177V219L179 218V219L175 221ZM183 218H181V220H182ZM185 218H184V219H185ZM208 218H209V217H208ZM208 218H207V219H208ZM218 218H219V217H218ZM218 218H217V219H218ZM226 218H224V219H226ZM248 218H246V219H245L246 221H245V220H244V221H245L248 225H250V224L252 223V227H253V229L256 230L257 225L259 224L260 220L262 221V219H263L264 217H263V218L260 217L259 221H257L258 219H257V220L255 219V220L257 221L258 224H256V222L253 221L251 218H250V219H251L252 221H249V222H248V221H247ZM25 219H26V218H25ZM49 219H45V218H43L42 220H46V221H47V220H49ZM61 219H62V218H61ZM77 219H78V218H77ZM92 219H93V218H92ZM92 219H90V221H91ZM95 219H96V218L94 217L93 220L96 221V222H98V223L100 222V224H101V226H100V224H99V228H100V227H103L102 224L105 223V229H106V230L110 229V228H108V227H107L108 229L106 228L107 224H109L108 222H110V220H111L110 218H109L110 220L107 222V224H106L105 220H104V221H99V220H101V219L103 220V218H99V220H95ZM115 219H116V218H114V220H115ZM122 219H123V218H122ZM131 219H132V218H131ZM139 219H140V217H139ZM171 219L168 220L169 223H170ZM173 219H172V220H173ZM187 219H188V218L185 219V220H186L185 222H187V221L189 220V219H188V220H187ZM201 219H202V217H201ZM217 219H215V220L217 221ZM28 220H29V219H28ZM35 220H36V218H35ZM38 220H39V219H38ZM38 220H37V221H38ZM62 220H63V219H62ZM69 220H72V219H69ZM69 220H68V221H69ZM82 220L77 221V223L79 224ZM87 220H86V222H87ZM126 220H128V221L130 222L129 219H126ZM126 220H125V222L122 221V223H127ZM151 220H152V219H151ZM151 220L149 219V220H146V222L144 221L146 224H145L144 222H143L144 224L142 223V224H143V225H142L143 230H142L141 227H139V229H141V232H143V233H144L146 236H148V237H149V234H151L150 232H149V234H148V231H151L150 229H152V228H151L152 225H150L151 227L149 226V227H150V229L148 228L149 230H148L147 228L145 229V227H143V226H144V225L147 226V224H149L148 221L151 222ZM165 220H166V219H165ZM181 220H180V222L183 221V220H182V221H181ZM192 220H193V219H192ZM198 220L196 221V223L198 222ZM229 220H231V222H229ZM33 221H34V220H33ZM46 221H45V222H46ZM68 221H67V222H68ZM75 221H76V220H75ZM206 221H207V220H206ZM206 221H205V222H206ZM216 221H215V223H216ZM218 221H220L219 223H222V222H221L222 220H218ZM218 221H217V224H219ZM241 221H242L243 223H241ZM34 222H35V221H34ZM55 222H57V221H55ZM59 222L61 223V220H59ZM82 222H83V221H82ZM84 222H83V223H84ZM88 222H89V221H88ZM88 222H87V223H88ZM96 222H93V221H92V223L89 222V225H91L90 227H92V228H90L91 230L94 228V227L92 226L93 223H94V226L97 225V224H95ZM101 222H103V223H101ZM111 222H112V221H111ZM116 222H117V221H116ZM129 222H128V223H129ZM168 222H167V223H168ZM171 222H172V221H171ZM185 222L183 223V224H184V227H187V226H185ZM189 222H191V221H189ZM202 222H203V220H202ZM209 222H208V223H209ZM254 222H255V223H254ZM46 223H47V222H46ZM70 223H72V222H70ZM75 223H76V222H75ZM83 223H82V224H83ZM87 223H86L85 226L88 225ZM90 223H91V224H90ZM119 223H120V222H119ZM169 223H168V224H169ZM194 223H195V222H194ZM203 223H204V222H203ZM212 223H213V222H212ZM228 223L225 222V224H224V223H222V224H223L224 226L226 225V226L228 227V225H229ZM261 223H263V222H261ZM39 224H40V223H39ZM64 224H65V222L63 223V225H64ZM68 224H69V222H68ZM72 224H73V223H72ZM78 224H77V225H78ZM129 224H130V223H129ZM159 224H160V223H159ZM171 224H172V223H170L168 226H170ZM200 224H201V223H200ZM200 224H199V226H200ZM255 224H256V226H255ZM28 225H29V224H28ZM34 225L36 226V224H34ZM55 225H58V227H60V226H59V225H60L59 223H57V224H55ZM55 225H54V226H55ZM70 225H71V224H70ZM77 225H75V226H77ZM83 225H84V224H83ZM103 225H104V224H103ZM120 225H122V224H120ZM125 225H127V224H125ZM157 225H158V224H157ZM160 225H161V224H160ZM213 225L216 226V228H215V227L213 228V227H212ZM219 225H220V224H219ZM219 225H216V224H214V223L212 224V226L209 225V226H211V227L214 229L213 231H211V232L215 233V234L213 235V237H214L215 235H216V237H219V240H218V238H216V239H213V238H212L213 240H212V241H209V242H212V244L209 243V242L207 241V242L210 244V245L208 244V245L210 246V248H211V245H212V246H213V250H215V251L217 250L216 252H214L215 254H217V252L220 251V249H218V247H219V248L222 247V244H221L220 242H218V243H215L216 245H213V244H214L213 241H216V240L221 241V242L224 241V240H222L223 237H224V236H223V233H224V232H221V231H222V229H223V231H224V230H225V227H226V226L224 227V226L222 225V226L224 227V228H223V227H221V226H219ZM241 225H240V226H241ZM253 225H254V226H253ZM261 225H262V224H261ZM261 225H258V226H261ZM37 226H38V225H37ZM37 226H36V227H37ZM44 226H47V225H44ZM65 226H66V224L64 225V228H65ZM68 226H69V225H68ZM117 226H118V225H117ZM117 226H116V227H117ZM153 226H155V225H153ZM158 226H159V225H158ZM162 226H163V225H162ZM175 226H176V229H178V228H177V225H175ZM175 226H174V227H175ZM230 226H231V225H229V229H231ZM237 226H239V225L237 224ZM250 226H251V225H250ZM39 227H41V226H39ZM39 227H38V229H39ZM42 227H43V226H42ZM47 227H48V226H47ZM58 227L56 226V228H58ZM61 227H62V226H61ZM81 227H82V226H81ZM147 227H148V226H147ZM182 227H183V226H182ZM182 227H181V228H182ZM188 227H189V226H188ZM207 227H208V226H207ZM227 227H226V228H227ZM231 227H233V226H231ZM241 227H243V225H242ZM241 227H240V228H241ZM245 227L248 228V226H247L246 224H245ZM255 227H256V228H255ZM263 227H264V226H263ZM49 228H50V227H49ZM64 228H62V229H64ZM66 228H67V227H66ZM86 228L89 229L88 227H86ZM96 228L98 229V231H97L98 233H96V232H92L91 235H93V233L99 235V233L101 234V233L103 232V235H101L102 237L99 235L100 238H105V235H106V239H107V236H108V237H111L112 240H111V239H110V240H111V241H114V242H115V241H119L118 239H120V241H122V243H124L125 240H126V239H125L126 236L129 235V234H131V233L133 234L134 231H135V233H136V238H139L140 236H142V237L145 236V235H142L143 233L141 234V233L138 231V228L136 229V227H135V230L133 229V232H132V230H130V233H129V231H128L129 234L126 233L127 235H124V233H125V232H124V233L122 234V235H124V237L122 236V239L124 238V240H122L120 237H118V238H117V237H114L115 235L117 236L118 234H120V233L123 231V230H122V231H121V230H118L119 228H118V229H115V231H116V230L121 231L120 233L113 231V229L111 228V229H112V232H113V233L115 232V233H114V236L111 234L112 232L109 233L111 230H110L109 232H107V233H109V235H107L106 232H105L104 227H103L104 231H102V232H99L98 225L96 226ZM96 228H95V229H96ZM157 228H158V230H160L159 227H157ZM160 228H161V227H160ZM166 228H167V227H166ZM179 228H180V227H179ZM193 228H198V227H197V224H196ZM193 228H192V229H193ZM209 228H210V227H209ZM209 228H208V229H209ZM261 228H262V227H261ZM261 228H260L259 230H260V231H263V230H261ZM28 229H29V228H28ZM50 229H55V228L52 227V228H50ZM58 229H59V228H58ZM79 229H80V228H79ZM87 229L84 228V230H87ZM95 229H94V230H95ZM144 229H145V231H144ZM154 229H155V227H154ZM210 229H211V228H210ZM232 229H233V228H232ZM238 229H239V228H238ZM241 229H242V228H241ZM249 229H252V228L250 227ZM253 229H252V230H253ZM262 229H263V228H262ZM42 230L44 231V229H42ZM47 230H48V229H47ZM47 230H45V231L47 232ZM59 230H61V229H59ZM68 230H69V229H68ZM70 230H71V229H70ZM84 230H83V228H82V231H84ZM100 230H102V229L100 228ZM127 230H128V229H127ZM136 230H137L138 234H137ZM146 230H148V231H146ZM156 230H157V229H156ZM156 230H154V231H152V232H155ZM169 230L171 231L172 228H171V229L169 228ZM184 230H186V229H183V231H184ZM187 230H190V228L187 229ZM194 230H195V229H194ZM196 230H197V229H196ZM196 230H195V231H196ZM205 230H206V228H205ZM243 230H245V229H242V232H243V233H242L241 231H240V232L238 231L239 233H241L240 235H242V234H244V233H247L246 230H245V231H243ZM252 230H251V231H252ZM257 230H258V229H257ZM38 231H39V230H38ZM38 231H36V232H38ZM48 231H49V230H48ZM56 231H57V229H56ZM66 231H67V230H66ZM82 231H79V233L82 232ZM88 231L90 232V230H88ZM173 231H175V230H173ZM177 231H179V230H177ZM209 231H210V230H209ZM232 231H233V230H232ZM232 231H230V232L233 233L234 231H233V232H232ZM260 231H259V232H257V231H252V232H254V233L257 232V233L259 234V237H260V236H262V234L260 235ZM13 232H15V234H16V238H12V234H13ZM59 232H60V231H59ZM59 232H58V233H59ZM62 232H65V230H62ZM70 232H71V231H70ZM73 232H74V231H73ZM73 232H72V233H73ZM77 232H78V231H77ZM104 232H105V234H104ZM145 232H147V234H146ZM156 232H157V231H156ZM163 232H164V231H163ZM198 232H199V231H198ZM201 232H203V230H202ZM211 232H210V233H211ZM220 232H221V234H220ZM226 232H228V230H227ZM235 232H236V231H235ZM249 232H250V230H249ZM249 232H248V233H249ZM252 232H250V234H251ZM263 232H264V231H263ZM34 233H35V231H34ZM42 233H43V232H42ZM42 233L40 232V234H38V235H41ZM55 233H56V232H55ZM65 233H66V232H65ZM68 233H69V232H68ZM82 233H83V232H82ZM139 233H140L141 235H139ZM158 233H160V232L158 231L157 234H158ZM165 233H166V231H165ZM171 233H172V232H171ZM195 233H196V236H197V232H195ZM195 233H194V234H195ZM203 233H204V232H203ZM205 233H206V231H205ZM257 233H256V234H257ZM261 233H262V232H261ZM35 234H37V233H35ZM47 234L49 235V232H48ZM51 234H52V233H51ZM110 234H111L115 239H114L112 236H110ZM132 234H131V236H130V235L127 236V238L129 237L128 240H129L130 242L132 241V240L130 239V238L132 237ZM154 234H155V233H152V235H150V236H154ZM173 234H174V233H173ZM182 234H183V233H182ZM186 234H187V233H186ZM188 234H189V232H188ZM190 234H191V233H190ZM199 234H200V233H199ZM219 234H220V236H219ZM233 234H234V233H233ZM235 234H236V233H235ZM235 234H234V235H235ZM250 234H249V235H250ZM256 234H255V235H256ZM258 234H257V235H258ZM38 235H37V236H38ZM60 235H61V234H60ZM67 235H68V234H67ZM67 235H66V237H67ZM79 235H80V234H79ZM89 235H90V234H89ZM89 235H88V236H89ZM133 235H134V234H133ZM158 235H159V234H158ZM158 235H156V237H157ZM162 235H163V234H162ZM168 235H169V234H168ZM192 235H193V234H192ZM225 235H227V233H226ZM229 235H230V234H229ZM231 235H232V234H231ZM240 235H239V237H241ZM252 235H253V233H252ZM252 235H251V236H252ZM263 235H264V233H263ZM35 236H36V235H35ZM43 236L45 237V232H44V235H43ZM46 236H47V235H46ZM52 236H54V235H52ZM57 236H58V235H57ZM57 236H56V238H57ZM94 236H97V235H93V237H94ZM118 236H120V235H118ZM134 236H135V235H134ZM134 236H133V237H134ZM138 236H139V237H138ZM164 236H166V235H164ZM190 236H191V235H190ZM198 236H200V235H198ZM201 236H202V237H201ZM201 236H200V237L203 238V234H202ZM205 236H206V235H204V237H205ZM209 236H210V235H209ZM222 236H223V237H222ZM245 236H246V234H245ZM251 236H250V237H251ZM253 236H254V235H253ZM38 237H39V236H38ZM38 237H35V238H38ZM41 237H42V235H41ZM50 237H51V236H50ZM50 237H49L48 239H50ZM68 237L70 238V237H72V235H71V236H68ZM68 237H67V238H68ZM73 237H74V236H73ZM77 237H78V236H77ZM77 237H76V238H77ZM80 237H81V235H80ZM133 237H132V238H133ZM142 237H140V238H142ZM148 237H147V239H148ZM156 237H155V238H156ZM171 237H172V234H170V236H169L168 238L171 239ZM174 237H175V235H174ZM200 237H199V238H200ZM207 237H208V236H207ZM221 237H222V239H221ZM233 237H234V236H233ZM237 237H238V236H237ZM239 237H238V238H239ZM242 237L244 238V235H243ZM254 237H255V236H254ZM257 237H258V236H257ZM257 237H255V238H257ZM259 237H258V239H259ZM39 238H40V237H39ZM42 238H43V237H42ZM45 238H46V237H45ZM74 238H75V237H74ZM84 238H86V237H84ZM88 238H90V237H88ZM94 238H96V237H94ZM97 238H98V237H97ZM134 238H135V237H134ZM158 238H159V239L162 238L161 233H160V235H159ZM158 238H157V239H158ZM164 238H165V237H163V239H164ZM176 238H177V237H176ZM189 238H190V237H189ZM199 238L197 237V239H199ZM201 238H200V239H201ZM205 238H206V237H205ZM210 238H211V236H210ZM210 238H209V240H210ZM214 238H215V237H214ZM225 238H226V237H225ZM228 238H229V236H228ZM251 238L253 239V237H251ZM255 238H254L252 241H255ZM25 239H26V240H25ZM27 239H28V240H27ZM48 239H47V240H48ZM51 239H52V238H51ZM71 239H73V238H71ZM116 239H117V240H116ZM163 239H162V240H163ZM200 239H199V240H200ZM207 239H208V238H207ZM207 239H204V240L202 241V244H201V245H198L199 248H200V246H202L201 248H202L203 250L197 248V244H195L196 251H198L197 249H199L200 251H198V252L202 254V253H203L202 251L206 250L204 254L207 253V249H206V248L209 249V246H208V247H205V248L203 247V245H204V246L206 245V244H205L206 242H205L204 244H203V242L206 241ZM220 239H221V240H220ZM234 239H235V238H234ZM234 239H233V240H234ZM247 239H248V238H247ZM249 239H250V238H249ZM261 239L263 240V239H264V236H263V238L261 237ZM261 239H260V240H261ZM33 240H34V239H33ZM33 240H32L31 242H32V243L34 242L33 244L36 245V247L39 246V247H40V251H42L41 248L43 247V245H42V244L44 243L43 240H40V241L38 240L39 243L37 242V239L35 240L36 243H38V244H40V245L36 244L35 241H33ZM59 240H60V239H59ZM73 240H74V239H73ZM108 240H109V239H107V241H108ZM148 240H149V239H148ZM153 240H154V237H153ZM153 240H151V242H152ZM171 240H172V239H171ZM174 240H176V239H174ZM179 240H181L180 242H182V239H179ZM245 240H246V239H245ZM260 240H259V242H258V240H256L257 242H256V241H255V242H252L251 245H253V243H255V244L253 245V249H252V250H254V252H255V251L259 248L256 252H257L258 254H260L261 252L259 253V251H263L262 253H263V255H264V249H263V250H260V249L264 248V245H263V246L261 245L262 242H260ZM262 240H261V241H262ZM41 241H42L43 243H42ZM50 241H51V240H49L48 243H46V244H49V243H50L49 246H51L52 244H54L55 239L52 240V242H50ZM97 241H98V240H97ZM102 241H103V240H102ZM104 241H105V240H104ZM107 241H106V242H107ZM120 241L118 242V244H117L116 246L119 245L121 248L123 247V249H121V250H124V248L126 249V248L128 247V245L130 244V242L127 241V242H125V244H123V245H125V246H126L127 244H128V245H127V247H124ZM123 241H124V242H123ZM166 241H167V240H166ZM168 241H169V239H168ZM183 241H184V240H183ZM191 241H192V240H191ZM195 241H196V240H195ZM195 241H194V242H195ZM225 241H227V240H225ZM225 241H224V243H225ZM228 241H229V239H228ZM230 241H231V240H230ZM230 241H229V242H230ZM242 241H243V240H242ZM249 241H250V240H249ZM40 242H41V243H40ZM55 242H56V241H55ZM58 242H59V241L57 240V245H56L57 247H58ZM71 242H72V240H71ZM73 242H74V241H73ZM73 242H72V243H73ZM133 242H134V239H133ZM145 242H146V240H145ZM149 242H150V241H149ZM156 242H157V241H156ZM159 242H160V244H161V241H159ZM185 242H187V241H185ZM185 242H184V243H185ZM189 242H190V240H189ZM192 242H193V241H192ZM229 242H226V245H227ZM234 242H236V241H234ZM238 242H239V239H238ZM240 242H241V241H240ZM26 243H27V244H26ZM51 243H52V244H51ZM101 243H102V242H101ZM101 243H99V245H100ZM141 243H142V242H141ZM152 243H153V242H152ZM166 243H167V242H166ZM177 243H178V240H177ZM196 243H199V241L196 242ZM219 243H220V244H219ZM224 243H223V246L225 247V244H224ZM241 243H242V242H241ZM250 243H251V241H250ZM260 243H261V244H260ZM92 244H93V243H92ZM92 244H91V248H92V246H93L95 243H94L93 245H92ZM96 244L98 245V243H96ZM96 244H95V246H96ZM105 244H106V243H105ZM120 244H121V245H120ZM146 244H147V242H146ZM154 244H155V243H154ZM154 244H153V245H154ZM158 244H159V243L157 242V245H158ZM171 244H172V243H171ZM199 244H200V243H199ZM229 244H232V243H229ZM238 244H239V243H238ZM243 244H244V242H243ZM245 244H246V241H245ZM247 244H248V243H247ZM259 244L261 245L262 248H260ZM263 244H264V243H263ZM41 245H42V246H41ZM101 245H103V244H101ZM140 245H142V244H140ZM140 245H139V248L142 247V246H140ZM144 245H145V244H144ZM157 245H156V246H157ZM161 245H163V244H161ZM174 245H175V243H174ZM174 245H173V246H174ZM217 245H218V246H217ZM240 245H241V244H240ZM249 245H250V244H249ZM31 246H32V245H30V248H31ZM45 246H47V245H45V243H44V247H45ZM53 246H55V244H54ZM53 246H52V247H53ZM71 246H72V245H71ZM104 246H105V245H104ZM107 246H108V245H107ZM114 246H115V245H112L111 247L114 248V249H116ZM129 246H130V245H129ZM136 246H138V245H136ZM170 246H172V245H170ZM177 246L179 247V246H181V245L179 244V245H177ZM183 246L186 247V245H184V244L182 245V247H183ZM206 246H207V245H206ZM215 246H216V247H215ZM234 246H235V245H234ZM237 246H238V245H237ZM237 246H236V247H237ZM245 246H246V245H245ZM258 246H259V247H258ZM13 247H14V248H13ZM33 247H34V246H32V248H33ZM44 247H43V251H42V252H44V250H48V251H49V249L51 248V247L48 248V246H47V247L44 249ZM57 247H56V248H57ZM96 247H99V246H96ZM96 247H95V249H96ZM100 247H101V246H100ZM102 247H103V246H102ZM102 247H101V249H103ZM105 247H106V246H105ZM111 247H110V248H111ZM131 247H132V246H131ZM145 247H146V246H145ZM153 247H154V246H153ZM153 247H152V248H153ZM162 247H163V246H162ZM164 247H165V246H164ZM175 247H176V246H175ZM214 247H215L216 249H215ZM238 247H239V246H238ZM254 247H255V248H254ZM257 247H258V248H257ZM47 248H48V249H47ZM129 248H130V247H129ZM133 248H134V247H133ZM143 248H144V247H143ZM146 248H149V247H146ZM160 248H161V247H158V249H160ZM167 248H168V247H166V249H167ZM170 248H171V247H170ZM170 248H169V250H170ZM180 248H181V247H180ZM192 248L194 249V247H192ZM192 248H191V251H193ZM245 248H246V247H245ZM251 248H252V247H251ZM256 248H257V249H256ZM13 249H14V250H13ZM26 249H27V250H26ZM38 249H39V248H37V251H38ZM52 249H53V248H52ZM58 249H59V251H60V248H59V247H58L56 250H58ZM93 249H94V248H92V250H93ZM98 249H99V248H98ZM117 249H118V251L120 250L119 247H118ZM117 249H116V250H117ZM140 249H142V248H140ZM150 249H151V248H150ZM166 249H165V250H166ZM177 249H178V248H177ZM177 249H176V250H177ZM182 249H183V248H182ZM221 249H222V248H221ZM224 249H225V248H224ZM246 249H247V248H246ZM246 249H245V251H246ZM255 249H256V250H255ZM32 250H33V249H32ZM35 250H36V248H35ZM35 250H34V251H35ZM50 250H51V249H50ZM53 250L55 251V249H53ZM53 250H51V251H53ZM107 250H109V248H108ZM112 250H113V249H110V252H109V253L107 252V254L112 253ZM126 250H127V249H126ZM142 250H143V249H142ZM144 250H145V249H144ZM144 250H143V251H144ZM171 250H172V252H173V249H171ZM171 250H170V251H171ZM174 250H175V249H174ZM176 250H175V251H176ZM189 250H190V249H189ZM210 250H212V249H210ZM213 250L211 251L212 254H213ZM226 250H227V249H226ZM240 250H242V249H240ZM37 251H36V252H37ZM51 251H50L49 253H51ZM103 251H105V250H103ZM118 251H116V254L118 253ZM129 251H130V250H129ZM129 251L127 250L128 253H129ZM131 251H132V249H131ZM133 251H134V250H133ZM133 251H132V252H133ZM143 251H142V252H143ZM147 251H148V250H147ZM161 251H162V250H161ZM170 251H168V252H170ZM180 251H182V250H180ZM186 251H187V248H186ZM224 251H225V250H224ZM243 251H244V250H243ZM249 251H250V246H249ZM249 251H247V252H249ZM26 252H27V254H26ZM29 252H32V251L30 250ZM42 252H41V253H42ZM163 252H164V251H163ZM166 252H167V250L165 251V253H166ZM172 252H171V253H172ZM177 252H178V251H177ZM183 252H184V251H183ZM183 252L180 253V254H183ZM234 252H235V251H234ZM241 252H242V251H241ZM252 252H253V251H252ZM252 252H251V253H252ZM32 253H33V252H32ZM34 253H35V252H34ZM39 253H40V252H38V254H39ZM49 253H47V254H49ZM53 253H54V252H53ZM53 253L51 254V257H53V258L51 259V261L48 260V259L51 258L50 256H48V255H45V256H44L45 258H46V256L50 257V258H47V263H48V264H49V262L52 263L53 260H54V261H53V262H54L53 264H55V262L58 261L59 255L62 256L61 254H59V255L56 254V256H58V258L56 259L55 256H53ZM57 253H58V251H57ZM104 253L106 254V252H104ZM113 253H114V250H113ZM121 253H122V252H121ZM157 253H158V252H157ZM175 253H176V252H174V254H175ZM191 253H193V252H190V254H191ZM199 253H198V255H199ZM209 253H210V251L208 250V253H207V254L210 256L211 253H210V254H209ZM223 253H224V252H223ZM237 253H238V252H237ZM242 253H243V252H242ZM262 253H261V254H262ZM107 254H106V255H107ZM114 254H115V253H114ZM116 254H115V255H116ZM124 254H125V253H124ZM137 254H138V253H137ZM154 254H155V253H154ZM168 254H169V253H168ZM174 254H170V256H171V255H174ZM177 254H178V253H177ZM185 254H186V253H185ZM212 254H211V257H212ZM215 254H213V255H215ZM219 254H221V255H219ZM219 254H218L219 256H223V255H225V253L222 254V251H221V253H219ZM254 254H255V253H254ZM254 254H251V257H252V256L254 257ZM49 255H50V254H49ZM101 255H102V254H101ZM112 255H113V254H112ZM119 255H120V254H119ZM143 255H144V254H143ZM155 255H156V254H155ZM158 255H159V254H158ZM158 255H157V256H158ZM218 255H217V256H218ZM236 255H237V254H236ZM240 255H241V254H240ZM248 255H250V254H248ZM248 255H246V258L248 257ZM263 255H262V256H263ZM138 256H140V255H138ZM141 256H142V254H141ZM174 256H175V255H174ZM174 256H173V257H174ZM181 256H182V255H180V256L178 255V257H181ZM195 256H196V255H195ZM195 256H194V257H195ZM238 256H239V255H238ZM238 256H237V257H238ZM242 256H243V254H242ZM242 256H241V257H242ZM255 256H256V255H255ZM102 257H103V256H102ZM144 257H145V256H143L142 258H144ZM151 257H152V256H151ZM151 257H150V259H152V260H151V262H152V261H153V258H151ZM158 257H159V256H158ZM165 257H166V254H165ZM183 257H184V255H183ZM189 257H190V256H189ZM196 257H197V256H196ZM196 257H195V258H196ZM203 257H204V255H203ZM203 257H199V260H200V258H203ZM253 257H252V258H249V261H250V259H251V261H252V259H254ZM64 258L66 259V257H64ZM195 258H194V259H195ZM207 258H209V257H207ZM215 258H216V257H214V260H215ZM242 258H243V257H242ZM257 258H258V256H257ZM260 258H261V257H260ZM263 258H264V257H263ZM59 259L61 260V259H63V258H59ZM65 259H64V260H65ZM68 259H69V261H68V262L66 261L67 263H69L73 258L71 259V258H68V257H67V260H68ZM70 259H71V260H70ZM101 259H102V258H101ZM146 259H147V258L145 257L144 261H145ZM150 259L148 258V262L146 261V263L149 264V262H150L149 260H150ZM154 259H155V258H154ZM160 259H162V258H160ZM167 259H168V258H167ZM205 259H206V258H205ZM211 259H212V258H211ZM217 259H218V257H217ZM226 259H228V258H226ZM55 260H56V261H55ZM60 260H59V261H60ZM121 260H122V259H121ZM155 260H156V262L158 261V260H157V257H156ZM164 260H165V258H164ZM164 260H163V261H164ZM174 260H175V259H174ZM177 260H179V259H177ZM187 260H189V258H188ZM192 260H193V259H192ZM196 260H197V259H196ZM203 260H204V259H203ZM212 260H213V259H212ZM224 260H225V259H224ZM228 260H229V259H228ZM262 260H264V259H262ZM44 261H45V260H44ZM44 261H43V262H44ZM59 261H58V264H59ZM61 261H62V260H61ZM61 261H60V263H62ZM73 261H75V260L73 259ZM113 261H114V260H112V262H113ZM142 261H143V259H142ZM161 261H162V260H161ZM161 261H160V262H161ZM169 261H170V260H169ZM175 261H176V260H175ZM175 261H174V262H175ZM194 261H195V260H194ZM210 261H211V260H210ZM230 261H231V260H229V261L227 262V260H226V261H223V262L230 263ZM235 261H236V260H235ZM245 261H246V260H245ZM247 261H248V260H247ZM253 261H256V260L254 259ZM30 262H31V261H30ZM63 262H64V261H63ZM86 262H87V261H86ZM86 262H85V263H86ZM110 262H111V261H110ZM154 262H155V261H154ZM160 262H158V263H160ZM171 262H172V260H171ZM180 262H182V261H180ZM184 262H185V261L183 260L182 264H184ZM205 262H206V260H205ZM205 262H204V263H205ZM207 262H208V260H207ZM236 262H238V261H236ZM236 262H235V263H236ZM239 262H240V261H239ZM257 262H258V261H257ZM33 263H37V262H33ZM56 263H57V262H56ZM70 263L72 264V261H71ZM70 263H69V264H70ZM74 263L77 264L76 261L73 262V264H74ZM82 263H83V262H82ZM104 263H106V262H104ZM123 263L125 264L126 261L123 262ZM127 263H128V262H127ZM194 263H195V262H194ZM208 263H209V262H208ZM211 263H212V261H211ZM250 263H252V262H250ZM253 263H254V262H253ZM262 263H263V262H262ZM262 263H260V264H262ZM42 264H44V263H42ZM62 264H64V263H62ZM78 264H81V262H79ZM87 264H89V263L87 262ZM110 264H111V263H110ZM120 264H121V262H120ZM144 264H145V263H144ZM150 264H153V263H150ZM160 264H165V263L161 262ZM166 264H168V263H166ZM176 264H177V263H176ZM187 264H189L188 261H187ZM192 264H193V263H192ZM198 264H199V262H198ZM200 264H201V260H200ZM218 264H220V263H218ZM223 264H224V263H223ZM242 264H243V263H242ZM247 264H248V263H247Z\"/></svg>",
  "mask_w": 264,
  "mask_h": 264
},
{
  "label": "rangeland",
  "instance_id": "obj_2",
  "mask_svg": "<svg viewBox=\"0 0 264 264\" xmlns=\"http://www.w3.org/2000/svg\"><path fill=\"white\" fill-rule=\"evenodd\" d=\"M9 1H10V0H9ZM9 1H8V0H3V1L0 0L1 6L4 7V5H6V6L8 5V6H7L8 8H11V6H12V8L14 7V8H15V11H16L17 8H19V7L21 8V6H23V4H24V0H22V2H21V0H20V1L17 0L18 2H20L19 5H17V4H18V3H16L17 1L14 2L15 0H11V2H9ZM12 1H13L14 3H16V6H13ZM25 1H26V0H25ZM61 1H64V5L61 4L63 7H60L61 5H60V6L56 5V6H57L56 10H58V8L60 7V8H61V9L59 8L60 11H61V12H64L65 10H64L63 8L65 7V5H67L65 9H66V10L68 9L67 11H69V10H70V9H69L70 5H71V8H72V4H73V2H76V1H79V0H76V1H74V0L72 1V0H71L72 2H71V1L69 2L68 0H66V1H65V0H61ZM61 1H57V0H55V1H54L55 3L53 2V0L50 1V2L48 1V3L53 2V3H51V4L49 5V4H46L47 1L44 0V1L41 2V6H40V7L43 9V8H44V5H43V4L45 3V4H46L45 6H47L46 8H48V10H49V9H50V6H51L52 8H55V5H53V4H57L58 2L61 3ZM86 1H87V2H86ZM91 1L94 2V0H84V1L82 0L83 3H84V2H85V3H91ZM96 1H99V0H95V3H96ZM100 1H101V0H100ZM128 1H130V0H128ZM147 1H148V0H147ZM156 1H157V0H156ZM158 1H159V0H158ZM158 1H157V2H158ZM165 1H166V0H165ZM165 1H163V0L159 1V2L161 3V4L159 3L160 5L163 4V5L161 6V9H162V10L164 9L163 11H161L160 6L158 7V9L156 8L157 5H159V4H158L157 2H155L154 0H153V3H155V6L153 5L152 2H150V0H149L150 3H147V6H149L150 4H152L153 7H154V8H153L152 5H151V6H150V9H148V7L146 6L148 10H147L146 8H144V7L141 8V7L143 6V4H142V6L140 7L139 5H141V4H140V3L137 4V3H138V0H137V1H135V0L132 1V0H131L130 2H127V1L124 2L125 4H126V3L129 4V3H131V2H134V3H135V6H134V3H133V7H134V8L138 5L142 11H144L143 9H146L145 11H147V14H148V12H149V15L151 14L150 16L152 17V18H150L149 15H146V16H148V17H146L147 19L145 18V20L148 22V23H147L146 21H144V20L141 19L142 17H143V19H144V15H145L146 12H142L140 9H139V11H138V8H139L138 6H137L138 8H137V9L135 8L136 10L133 11V12L137 11V13H139V12L141 11L140 13H141V14H142V13L144 14L143 16H140V17H141L140 19H138V21L140 20V22L136 23V24H138V25H137V28H138L139 26H141V21H144V23L146 24V25H143V24H142V26H144V27H142V28H144L145 31H147L146 29L149 28V32H147V33H149L148 35L151 37V39H150L149 36H147V33H146V32H142V33H146L145 36H147V39L149 38V41L146 40L147 42H149L148 44H146V46L149 47V48L146 47V48H145L146 50H145V49L142 50V48H144V43H145V42H144V41H145L144 39H146V37H144V34H141V35H140V33H141V31H143V29H141V27H140V28H138V30H140V29H141V30L138 31L137 28H136V32H138V33L140 32L138 35H137L136 32H133V34L131 33V32L133 31V29H135L134 27H136V25H134L133 27L130 26V25L135 24L134 19L137 20V18H134L136 13H134V17L131 18L132 14H131V16L129 17V18H131V19H130V20H131V23H127V22L129 21V20L126 21L128 18H127V19H126V18H124V19L122 18L123 20H119V21H120L119 23H121V21H126V23H127V24H126V23L124 22V24H126L125 26H124L123 23H121V24L118 23L121 27L125 28L123 31H127L128 28H129V29H132V28H133L131 31L128 30V32H130L131 35H132V36L134 35V37H135V39L133 40L134 42H133V41H129V42L132 43V44L130 43L132 46H134L133 44H136V43L138 42V40H139V42H142V41L144 40V41H143L144 43H143V42L140 43L141 45H143L142 48H141V47H138V48L135 49L136 51H137L138 49L140 50V51H137L139 54H138V53H135L136 51L133 50L134 47L132 48V46H131L130 48H128V50H127V49L125 50L126 54H127V53L129 54V53L132 51V52H131V53H132L131 56H128V54H127L128 58H127V56H126V58L128 59V60H127L128 62L126 61V62L128 63V65H129V63L131 62V59H132V58H135V57H139V58H141V56H143V59H140V61H139V60H138L139 58H136L135 60H138V61H139V62L137 61V62L139 63V66H142V65L146 64V63H147L146 60L149 59V58H151V57H150V56H151L150 54H151V53L156 54L155 52H156V47H157V46H159L158 48H159V51H160V47H162V46H160V45H157V46H156V44H159V43H157V42H159L160 40H161V41L166 40V37L164 38V40L161 39L162 36H165V35H162V36L160 35V36H158V34H159V32H160V29L164 31V34H166V31H169V32H170V29H173V28L175 27V24H176V28H174V29H177V27H178V30H180V26H182V27L187 26V25H184V24L186 23V22H184V21H185L184 18H183V23H180V22H179V24H181V25L178 26V25H177L178 21H180V20H182V19L180 18V20L178 19V21L176 22V21L174 20L173 17H175V15H176L177 12H179V11L181 12L182 9H183L184 7H187V6H190V5L193 6V5L198 4V1H199V0H196L197 3L195 2V0H193V2L187 0V1H186V3L188 2V3H187V4H188L187 6H186V4H185V0H180V1H179V0H178V1H177V0H175V1L172 0V2L169 0L171 4H172L173 2H174L175 4H177V3H176V1H177V2H178V5H179L180 2L183 1L182 3H184V5H182V6H178V5H177V7L175 6V8H177L178 10L175 9V8L173 9V10H176L177 12H176V11L173 12V10H172V12H171V8H170V7H172V6H170V3H168V2H169L168 0L166 1L168 5L165 3V4L167 5V6H166V5L163 3V2H165ZM200 1H201V4H202V0H200ZM200 1H199V2H200ZM205 1L209 2L210 0H205ZM205 1H203V2L205 3ZM217 1H218L219 4H217ZM217 1H215V0H211L207 6H204V4H203V6H204L205 8L208 7V6L211 4V6H210L209 8H206V9H204V7H203L202 5L198 4L199 6H196V7H198V8L200 7L199 10H201V12H200L195 6H193V7L191 8V10H193V11H192L193 13L191 12L192 14H191V13L188 14L187 11H189L190 8L187 7V8H188V10L186 11L187 13L184 12V14H188V15L191 14V22H188V23H187V24H188V27H189V28L187 27V28H188L187 30H189V31H187L186 28H185L184 30H182L183 28H181L180 31H181V32H183V31H184V32L187 31V32H190V33H191L190 30L198 29L197 27H199V25L201 26L200 23L198 24V22H197V20H196V17H195V19H194V18H192V16H193V17H194V16H198L200 13L202 14L203 12H205L204 15H205V16L208 15V16H209V17H208L209 20H210V17L212 16L211 19L217 17V20H219L218 18H221V21H222V20L225 21L226 19H228V18H230V17L232 16V13H230V12H232V11H233V16L231 17V19L234 17V10H236L235 8L241 6V7H244V8H247V9H248V8H251V7L256 6V5H257V2H258L259 0H258L257 2H255L256 0H228L227 3H226V0H221V1H224V2H225V4L222 2V5L220 4L221 1H219V0H217ZM3 2H6V3L9 2L11 5H10V4H6V3L4 4ZM56 2H57V3H56ZM93 2H92V3H93ZM136 2H137V3H136ZM142 2H143V1H142ZM144 2L146 3V0H145ZM190 2H191V3H196V4H190V5H189ZM211 2H212V3L214 2L213 4H214L215 6H213V4H212ZM42 3H43V4H42ZM62 3H63V2H62ZM71 3H72V4H71ZM76 3H77V2H76ZM76 3H74V4H76ZM80 3H81V2H80ZM83 3H82V4H79V6H82V5H83L82 7H83L84 10L81 9L82 7H81V8H80V7L78 8V11H79V9H81V10H82L81 12L84 13L83 17L86 16V15H88V14L93 15L94 13H91V10H93V12H94L95 9H96V6H97V7L99 6V5H98L99 2L96 3V6H95V3H94V4H88L87 7H86V4H83ZM145 3H144V5H145ZM215 3H216V4H215ZM21 4H22V5H21ZM69 4H70V5H69ZM136 4H137V5H136ZM148 4H149V5H148ZM24 5H25V7H26V4H24ZM84 5H85V7H84ZM90 5H91V8H90ZM131 5H132V4H131ZM164 5H165V6H164ZM172 5H173V7H174V4H172ZM216 5H219V6L217 7ZM18 6H19V7H18ZM42 6H43V7H42ZM48 6H49V7H48ZM92 6H95V8L92 7ZM168 6H170V7H168ZM191 6H190V7H191ZM220 6H221V7H220ZM16 7H17V8H16ZM23 7H24V6H23ZM88 7H89V8H88ZM151 7H152V8H151ZM162 7H164V8H162ZM181 7H183V8L181 9ZM213 7L215 8V9H214L215 11H213L214 13H216V16H215V17H213V15H212L213 12H212V13L209 12V13H210V15H209V13H208V11H207V10H210V8H213ZM216 7H217V8H216ZM232 7H233L234 9H233ZM85 8H86V9H85ZM92 8H94V9H92ZM166 8H167V11L170 10V12L173 13V14H170V15H172L171 18H173V20L176 22L174 25H173L174 22H173V20H171V18H168V19H167V15H168V14H167V11H165ZM169 8H170V9H169ZM194 8H196L197 11H196ZM201 8H202V9H201ZM219 8L221 9V11H223V12H221V13H223L224 15H225V12H227L228 14H227V13H226V14L228 15V17H226V15H225V19H224V16H223L222 14H221L222 16L219 14V13H220V9H219ZM227 8H229V9H227ZM230 8H231V9H230ZM6 9H7V8H6ZM6 9H5V10H6ZM23 9L25 10L26 8H23ZM90 9H91V10H90ZM168 9H169V10H168ZM185 9H186V8H185ZM185 9H184V10H185ZM7 10L10 12L9 9H7ZM24 10H23V11H24ZM40 10H41V9H40ZM46 10H47V9H45L44 11H46ZM51 10H52V9H51ZM73 10H74V9H73ZM73 10H72V12H71L72 15H73V13H74ZM151 10H153V11H151ZM184 10H183V11H184ZM204 10H206V11H204ZM212 10H213V9H212ZM225 10H227V11H225ZM20 11L23 12V11H22V8L20 9ZM20 11H19V9H18V12H20ZM41 11H43V10H41ZM52 11H53V10H52ZM54 11H55V10H54ZM84 11H85V12H84ZM88 11H89V12H88ZM155 11H156V12H155ZM159 11H160V12H166V13H164V14H167L166 17H165V15H163L164 18H165L164 20L161 19V18H162L161 16H159V17H161L160 20H159L158 14H159V15L161 14V13H159ZM198 11H199V13H198ZM210 11H211V10H210ZM224 11H225V12H224ZM9 12H7V13H9ZM69 12H70V11H69ZM87 12H88V13H87ZM154 12H155V13H154ZM194 12H195L196 14L198 13V15H194V14H195ZM206 12H207L208 14H207ZM64 13H66V11H65ZM140 13H139V14H140ZM153 13H154V14H153ZM157 13H158V14H157ZM168 13H169V12H168ZM214 13H213V14H214ZM229 13H230L231 15H229ZM66 14H68V13H66ZM69 14H70V13H69ZM69 14H68V15H69ZM139 14H138V15L136 14V17L139 16ZM141 14H140V15H141ZM178 14H179V13H178ZM181 14H182V12H181ZM13 15H14V14H13L12 12H11V14L9 13V14H6V15H5V16L7 17V18L5 17V19L7 20V21H6V20H5V21H6V23L9 22V24H8V23L6 24L5 21H4V23H5L6 25H4V26L2 27V23H3V22H1V24H0V25H1V30H0V32L6 30L7 33H8V32L10 33V32H12V31L15 32V31L18 29V27H19V25H20L19 18H17L16 15H14V16H13ZM91 15H88V16L90 17ZM152 15H154V16L159 20V24H160V22L162 21L163 25H162V24L159 25L157 19H156L155 17H153ZM173 15H174V16H173ZM179 15H180V14H179ZM182 15H183V14H182ZM188 15H183V17H188ZM204 15H200L202 18H201L200 16L198 17V21H199V22H202V21L204 22V18H205ZM219 15H220L221 17H220ZM263 15H264V13L262 14V17H263ZM88 16H86V17H87V19L89 20V23L86 24V26H87V25L89 26L90 24L92 25L93 22H94V20H95L94 18H92V17L89 18ZM180 16H181V15H180ZM8 17H9V18H8ZM12 17H13V18H12ZM93 17H94V16H93ZM168 17H169V16H168ZM178 17H179V16H178ZM178 17H176V19H177ZM189 17H190V16H189ZM189 17L187 18V20L189 19ZM206 17H207V16H206ZM262 17H261V15H260V16H259V19H258V21H260V22H259L260 24H262V23L264 22V18H262ZM133 18H134V19H133ZM148 18H150L151 20H149ZM153 18L156 20L157 24H156V22L153 23V21H152ZM208 18H207V19H208ZM260 18H261V20L263 19V21H261ZM16 19H17V23L19 22V24L16 23ZM84 19H85V18H84ZM91 19H92V23H91V21H90ZM125 19H126V20H125ZM192 19H193V20H192ZM200 19H201V20L203 19V20L200 21ZM207 19L205 18V20H207ZM2 20H3V19H2ZM68 20H69V21H72V22L75 23V21H76V20H75V15H74V18H73V16H72V17L69 18ZM82 20H83V19H82ZM132 20H133L134 23L132 22ZM148 20H149V21H148ZM167 20H169L170 23H169ZM189 20H190V19H189ZM194 20L196 21L197 26H195L196 23H195ZM213 20H214V19H213ZM215 20H216V18H215ZM215 20H214V21H215ZM217 20H216V22H217ZM232 20H233V19H232ZM84 21H85V23H86L87 20H84ZM84 21L78 22V24L80 23L79 25H82V24H83L82 22H84ZM150 21H152V24H151ZM165 21H166V22H165ZM193 21H194V24H195V25L192 23ZM211 21H212V20H210V22L208 21L210 24H209L208 22L205 21L206 23H205V22H204V23H205L206 25L202 24L203 26H201V28H199L198 30L202 29V27L204 28V26L207 27V28L209 27V25L212 26V25H211ZM223 21H222V22H223ZM87 22H88V21H87ZM129 22H130V21H129ZM136 22H137V21H136ZM164 22H165V23L168 22L169 24L167 25V24H165ZM181 22H182V21H181ZM203 22H202V23H203ZM212 22H213V21H212ZM216 22H213V25H214V26H216V25H215ZM227 22L229 23L230 20H228ZM132 23H133V24H132ZM149 23L151 24V26L148 25ZM190 23H192V24H190ZM207 23H208V26H207ZM219 23H221V22H219ZM219 23H218V24H219ZM223 23H224V22H223ZM223 23H221L220 25L223 26ZM139 24H140V25H139ZM153 24H154V25H157V26H152ZM189 24H190V26H189ZM225 24L228 25V24L226 23V21H225ZM8 25H10V26H8ZM17 25H18V26H17ZM127 25H129L130 27L127 26ZM170 25H171V26H170ZM191 25L194 26V27H196V28L192 27L193 29H190V28H191ZM226 25H225V26H226ZM82 26H84V24H83ZM146 26H147V28H145ZM149 26H150V27H149ZM159 26L163 27V29H162L161 27L159 28ZM164 26H165V27L167 26V28H168L169 30L166 29V28H164ZM169 26H170V28H169ZM214 26H213V27H214ZM260 26L263 28V29H262V28L260 27V29L264 31V26H262V25H260ZM4 27H5V28H4ZM35 27H36V26L34 25V28H35ZM117 27L119 28V26H117ZM121 27L119 28L120 30L123 29V28L121 29ZM131 27H132V28H131ZM216 27H217V26H216ZM216 27H215V28H216ZM150 28H152V30H151ZM156 28H158V30H159V32H158L157 35H156V32H157V29H156ZM207 28H205L204 30L207 31ZM215 28H214L213 30H216V29H217V31H218L217 34L219 33V30H221V32H222V28L219 29V26H218L216 29H215ZM12 29H13V30H12ZM29 29H30L31 31H30ZM164 29H165V30H164ZM210 29L212 30V28L210 27L209 30H208V32L211 31ZM218 29H219V30H218ZM27 30H29L30 32L27 31ZM35 30H36V29H35ZM35 30H34L33 27L31 26V27H29L28 29H26L27 32L25 31V32H24L25 34L23 33V35H24V42H25L24 44H25L26 46H28V45L31 44V43H30V42H31V39H29V38L32 37V39H33V37L36 35V34H35V32H36ZM178 30H177V31H178ZM198 30H196V31L194 30V31L197 33ZM204 30L202 29L201 32L204 33ZM32 31H33V32H32ZM153 31H154V32H153ZM163 31H162V33H163ZM171 31H172V30H171ZM174 31H176V30H174ZM206 31H205V32H206ZM263 31H262V32H263ZM151 32H152V33H151ZM169 32H167V33H168V35H167V36H168V37H167V38H168L167 41H169L170 38H171L170 40L172 41V37H173V38H174L173 42H174L175 39H176V40H177V39L179 40L180 38H178V37H181V36H182V38L180 39V41H175L176 43H178V42L181 43V44L178 43V44L180 45L181 48H185L184 45H185L187 42H188V44L192 45V49H191V46L188 47L189 50H188L187 46H186V48H185V50H188V51H189V52H188V51L186 52V54L189 53V54H187L188 57L190 56V54H193L194 52L196 53V51H198V50H199V51L202 50V52H199V51H198V52L200 53V55H201V53H203L204 56L208 57V56L210 55L209 57L211 58V57L215 54L214 52H217L220 48H224L223 46H226V45H227V42H228V45H229V43L231 42V44H232V45H230L231 49L234 47V45H238V44H239L240 47H241L243 44H244L245 46H247L243 41H242L243 43H241L242 45H240V43L238 42V39H237L236 37H234V39H236V41H235V40H234V41H233V40H232V41L228 40V39L231 38L229 35H227V37L229 36V38H228L227 40H225L226 38L223 40V41H226V42L220 41L221 39H218L217 35L215 34L216 32L214 31L215 33L213 32V34H212V32H211V34H212L211 36H209V35L207 36L208 39H209V37H210V39H212V37H213V40H214L215 38H217L218 41H220L221 43L218 42V41L214 42V41L212 40L213 42H212V41H211V42H212V43H215L216 46H212V45H214V44H212V43L210 42V43H211L210 46L207 47L206 44L209 45V41H210V40L208 41L207 38L205 37V38H204L205 40H202V41H204V42H202V43H204L205 45L202 44V43H200V44H201V45H200L201 49H200V47H198V46H199L198 43H199V41H200L201 39L199 40V38L196 37V38H197V40H196L195 36H194V35L192 36L193 33H192V34L189 33L188 36H187V34H185V33H187V32L183 33V35H182V33H181V34L179 33L180 36L178 35V33H176V34L174 33L175 35H177V36L175 37V35L171 34V33H173V32H170V33H169ZM195 32H194V33H195ZM208 32H207L206 34H208ZM221 32L219 33L220 36L218 35L219 38H220V37H223V36L221 35ZM223 32H224V31H223ZM229 32H230V31H229ZM4 33H5V32H4ZM12 33H13V32H12ZM12 33H10V34L12 35ZM27 33H28V34H27ZM29 33H30V34H29ZM31 33H32V34H31ZM36 33H37V32H36ZM198 33H200V31H198ZM198 33H197V34H198ZM202 33H201V35H203ZM34 34H35V35H34ZM152 34H153L154 36H152ZM160 34H161V33H160ZM223 34H224V36H226L225 32H224ZM227 34H228V32H227ZM13 35H14V33H13ZM25 35H26V36H25ZM30 35H31V36H30ZM131 35H130V36H131ZM136 35H137V36H136ZM169 35H170V37H169ZM172 35H173V36H172ZM213 35H215L216 37H214ZM28 36H29V38H28ZM155 36L157 37V38H155L156 41L153 39V42H150V41H152V37H155ZM171 36H172V37H171ZM183 36H184V38L187 36L186 38L189 39L188 41H186V43H185V40H187V39H186V38L184 39ZM190 36L192 37V39L195 38L194 40H196V41H193V42H196V43H192V42H191L192 39H191V38H188V37H190ZM196 36H197V35H196ZM198 36H200V34H199ZM204 36H205V35H204ZM232 36H234V35H232ZM254 36H255V38H256V34L253 35V38H254ZM259 36H260V35H259ZM136 37H137V38H140V39H137ZM142 37H143L144 39H143ZM158 37L160 38V40H159ZM200 37H201V36H200ZM261 37H263V35H262ZM261 37H260V39H259L260 41H261ZM132 38H133V37H131V39H130V37H129L128 40H132ZM253 38H252V39H253ZM255 38H254V39H255ZM263 38H264V37H263ZM28 39H29V40H28ZM142 39H143V40H142ZM183 39H184V40H183ZM202 39H203V38H202ZM217 39H216V40H217ZM231 39H232V38H231ZM256 39L258 40V38H256ZM135 40H136L137 42H136ZM140 40H141V41H140ZM157 40H159V41H157ZM198 40H199V41H198ZM206 40H207V41H206ZM29 41H30V42H29ZM161 41H160V44H161ZM181 41H182V42H181ZM197 41H198V42H197ZM205 41L208 42V43H205ZM229 41H230V42H229ZM246 41H247V40H246ZM250 41H251V39L249 38V41H247L248 43L246 42L247 44H249L248 47H250V45H251V44H250ZM129 42H128V43H129ZM139 42H138V44H139ZM183 42H184L185 44H183ZM189 42H191V43H189ZM233 42H237L238 44H236V43L234 44ZM251 42H252V43H255L254 40L251 41ZM257 42H259V41H257ZM257 42H256V43H257ZM29 43H30V44H29ZM164 43H166V44H165V48H166V49H167V47H169V46H170L169 48L171 49V50H169V51H168V50L166 51V53H167V52H170V53H168V55H167V58H168V59H170V58H169V55H170L171 53L174 52V51H172L173 49H175V53H174L173 55L176 54V51H177V50H178L177 53H179V49H180V52L183 53V51H184V53H183L184 55H183V56H186V54H185V50L181 49L180 47H177V48H178L177 50H176L175 47H172L173 49L171 48V45H173L174 43L171 44V42H170V44H168V43L165 42V41H164ZM164 43H162V44L164 45ZM176 43H175V44H176ZM256 43H255V44H256ZM260 43H262V42H259V44H260ZM162 44H161V45H162ZM178 44H177V45H178ZM182 44H183V47H182ZM194 44H196V46H197V45H198V46L196 47ZM220 44H221V45H220ZM223 44H224V45H223ZM225 44H226V45H225ZM233 44H234V45H233ZM263 44H264V41H263ZM263 44H262V45H263ZM149 45H150V46H149ZM168 45H169V46H168ZM179 45H178V46H179ZM186 45H187V44H186ZM193 45H194V49H193ZM203 45H204L205 47H204ZM218 45L220 46V48H219ZM228 45H227L226 47H228V50H230V52H231V49H229L230 47H229ZM244 45H243L242 47H244ZM252 45H253V44H252ZM31 46H32V44H31ZM136 46H140V45H136ZM151 46H152V47H151ZM166 46H167V47H166ZM173 46H174V45H173ZM211 46H212V47H215V48H218V50L216 51V49L212 48V52H211V51H210V50H211ZM232 46H233V47H232ZM239 46H238V47H239ZM253 46H255V45H253ZM256 46H257V45H256ZM206 47H207V49L210 48L208 52H209V53H213V55H211V54H208V56H207V54L205 55V52L207 51ZM226 47H225V49H226ZM236 47H237V46H235V48H236ZM238 47H237V48H238ZM240 47H239V48H240ZM262 47H264V46H262ZM140 48H141V49H140ZM158 48H157V50H158ZM198 48H199V49H198ZM203 48H205L206 50L203 49ZM245 48H246V47H245ZM245 48H244V49H245ZM251 48H252V47H251ZM251 48H246V49H249V50H250ZM255 48H258V49L255 50V49L253 48L254 51H257V50L259 51V50H260V51H259L260 55H261V52H263V55H262V56H264V51L260 49L261 47L259 48V46H257V47H255ZM152 49H153V50H152ZM162 49H163V48H162ZM213 49H214L215 51H213ZM129 50H131V51H129ZM148 50H149L151 53H150ZM154 50H155V52H153ZM163 50H164V49H163ZM163 50H161L162 52H159V53H161V54L164 53L165 51L163 52ZM181 50H182V51H181ZM190 50H191V51H190ZM220 50H221V49H220ZM226 50H227V49H226ZM228 50H227L226 52H228L230 59L223 60V59H224V55L227 56L228 54H227V53L225 54L224 51L221 52L222 50H221V51H218L217 54H215V56H214L215 58H219V57H217L216 55H218V54L220 55V52L222 53V57H223V58H222L221 60L218 59V60H217V63H218V61H219L220 63H222L223 61H226V63L223 62V63L225 64V65H223V66H222L220 63H218V65H215L216 62H215V63L212 62V59H213V57H212L211 62L214 63V65L211 64V62L209 61L210 59H209V60L207 59V61H209V63L211 64V66L206 67L205 64H208V62H205L206 57L203 56V57L201 58V59H203V62H204V63H203V62L200 60V58H198V57H201V56L199 55V53H197V55L194 53L193 55H195V56H193V57H196V58H198V59L195 61L196 63H195V62H194V63H190V62H191L190 60H191L192 57L189 58V59H188V63H190L191 66H189V64L187 63V64H188L187 66H189V67L186 68V69H188V75H189V77L192 78V80H190V81H192V82H191V85H192V86H195V87H196L197 84H199V82H200L201 80L203 81L204 78H205V79H204L205 81H206V79H210V80L214 79V80H215L216 78H219V82H217L218 79H216V80H217L216 82L218 83V85H220L221 83H223V84L226 86V87L224 86V88H223V91H224V92L222 91L223 94L225 93V90H228L229 88L231 89V87H232L231 90H228V91H227L229 94H231L232 97L229 96V95H224V96H223V95H221V94L219 93V92H221V91H219V90H221L222 88L219 87V89H218V85H217V83H215V82H214V84H215V86H214V84H213V80H212V82H210V80H207V81H208V82H207V83H208V88H211V91L208 89V91L211 92V93L209 92L210 95L214 94L212 91H216V89H218V90H217V92H215L216 96L213 95L212 97H210V95L207 94V93H208V91H207L206 94L209 95V96H208L209 98H208V97L205 98L206 101H208L207 99H209V100L211 99L210 101H213V100H214V103H215L216 99H218V98H220L221 101H218V100H217V101H216L217 103H218V102H222V101H227V100L230 99V98H232L233 100H235L234 98H236V97L238 96V94H237V93H238L237 90H239V92H240L241 95L238 96V98H236V99L239 100V101L241 102V103H240V102L238 101L240 105H241L242 102H243V106H244V107H242V106L239 107V106L237 105V106L240 108V110H238V113H237V114H235L236 111H235V112H233V111L231 112V109H230V108H233V105H234L233 103H235V105L238 104V103H236V102H233V100H229V101L232 102V105H230L231 107H228V106H227L228 104H226L227 107L224 106L225 104H223V103H227V102H222V103H221V104H223V106L226 107L227 109L229 108V110H225L224 107H222V105H221L220 103H218V105H217V103H216V106H217V107L220 106V108L222 107V109H219V107H218V109L216 110V109H215L216 106L213 107L214 104H213L212 102H209V101H208L209 103H212V105H211V106L209 105L210 107L208 106V104H206V105H207L209 108L212 107V110H210V111H211L210 113H209V112L207 113V111H209V109H206V108H208V107L205 106L206 108L204 109V102H202V101L199 99V96H200L201 94H202V95H201L202 100L204 99V97H206L205 94L203 95V92H205V91L202 92V91H201L202 89H199V93H197V92H198V91H197V90H198L197 88H199V87H197V88L194 87L195 89H197V90H196V95L198 94V97H197L196 95H194L195 93H193V92H192L191 94H192V96L194 95V96H193L194 98H193V97H190V98L187 97V96L190 95V92H191V89H190L191 86L189 85L190 82H188V85H189L190 87L185 85V83H187V81H188V80L186 81V79H187L186 75H187V74H186V75L184 74V76H182V77H186V78H185V81H186L185 83H184V82H181V80H183L184 78H180V76L183 75V73H185V72H183V70H182V69H184L183 66H185V65H184L185 63H182V65H183V66H182L183 68L181 67V68H182V69H181L182 71L179 70V71H181V73L183 72L182 74H180V76H179V72H178V71H177L178 74H176V73H177L176 70L173 71V69H175V68H174V64H173L174 61H175V63H176L177 61H176L175 59H178V58H177V55H178V56H179V55H182V53H181V54H180V53H179V54H176L175 58H172V57H174V56H173V55H170V56H172L171 58L174 59V60H173V63L170 62V63H171V64H170V63L167 61L171 66L173 65V66H172L173 68H169L168 70L170 71V70L172 69V71L174 72V74H173V73H172V74H173L174 76L171 75V73H169L168 71H167V72H166V71L164 72L165 69L162 70L166 65H165V66L163 65L164 67L161 69L162 71L160 70V72H164V73L160 74V73H159V70H158V69H159L158 67H160V66H157V63H154L156 60H155V61L153 60L154 62H153L152 60H148V61H152L153 64L148 62V64L145 65V66H146L145 68H144V66H142L143 68L141 67V68H142L141 70H143V69H147V65H148V68H149V66H150V64H151V66H150L151 69H152V70H155V69L158 70L157 73H156V70H155V71H152V70H150V68L147 69V72H146V70H144V71H145L147 74L149 73L148 70L151 71L152 73L155 72V73L157 74V76H160V78H163V77H164L163 79H165V80H166L165 77H167V76L169 75L170 77L168 76V78H170V79H169V80L167 79L168 82H169L168 85L166 84V81H167V80H166L165 83H164L165 85H163L162 82H164V81H163L162 79H161L162 82L159 81L160 79L156 76L157 78L155 77V79H156V80L158 79V84L161 83L162 85H161V86L158 85V84H157V81L155 82V80H153L152 82H151V80H150V81L148 80V82H151V83L155 82V83H153V84L151 85V87H150V85L148 84V82H146L147 80H146V79L144 80V76L141 77V75H143V74L145 75L146 73L141 72V70H140V72L138 73L139 70L137 71V66H135V65H138V64H137V62H135V60H132V63H131L129 66H127V71H128V70L130 71L131 68L128 69V67H131V66H132V68H135V69H136V70L134 69V72H137V73H136V74L133 73V75H132L131 72H133V71H130L129 74H131V75H129V77H125V76H128V73L125 72V73L123 74V76L125 75V76H124L125 79L131 77L130 79H128L129 82L132 81V82H130V85H129V82H128V81H123V82L121 81V80H123L124 77H123L122 75H120V73H118L119 71L115 73V74H117L116 76H118V74H119V79H121V78L123 77V78L120 80L122 84H123L124 82H125V83L128 82V84H127V83H126V84L124 83V85L122 86V87H123V89H122L121 86H120L121 83H120L119 79L117 78V82H115L116 80L114 81V84H115V85L112 84V85H110V87L108 86L109 89L113 90V89H115L114 87L117 88V86H118V84H119L120 87L118 86V88H120V90H118V88H117V90H118V91H122V90H123V91H125V92H123V91H122V93L119 92V93L122 95V96H120V97H122V98H120V97L118 96V95H119L118 92H117V95H116V91L114 92L115 95H113V93H112V92L114 91V90H113V91L111 92L112 95H113V97H115V96L117 97V96H118L117 98H119V99H116V97H115L114 100H113L112 98H110V99H111V100H110V99H109V95L107 94L109 91H108V89H107V93H106V94H107L108 96H105V95H104L105 92H104L103 94H101V96L104 95L105 97H108V99L105 98V97H103V98H105L104 100H103V98H102V99L100 98L101 101H105V102H103V103H105V104L107 103L106 106H107V105L110 106V104L112 103V102H111L112 100H113V103L116 102L117 100H118V101H121V104L123 105L122 107H125L126 109L130 106L129 108L132 109V111L130 112V111H129L130 109L128 108L129 113H133V112L135 113V115H133L134 113L131 114V115H133L134 117H136V114H138V115H137V119H138V118H139V119H143V118L145 119V122H143L144 120H143V121H142V120L140 121V120L138 119L140 124H141V122H143V123L141 124L142 126H143V124L145 125V126H143V127H146V125H148V126L150 125V127H154V126L156 125V127L158 128V126H157L158 124H155V123H154V122H156L157 120H156V121H153V123H154V124H152L153 126H152L151 124H146L147 122L150 123V121L152 120V119H150L151 117H149V115L151 116V115H155V114H156V119L161 117L160 119H162V120H163V118L166 119V117H169V120L171 119L172 122H170L168 119H167L166 121H168L169 123H171V124H169L170 126H172V125L174 126L175 123H176V124H177V125H176V126H177V131H178V129L180 130L181 127H178V123H177V120H178V119H177V117L179 118V120H178L179 123L182 122V121H183L182 118L186 116V115H184V114H186V110H188V109L190 110V109H191L190 107H192V106L194 105V104H192V103H193L195 100H197V98H198V99H199V100H197L198 102L195 101V102H194V103H195V106L192 107V108H195V109H193V111H191V110L189 111V110H188V113H187V116H188V117H186L184 121H187V122L189 123L190 121L193 120V119H189V115H190V117H191L192 115L195 116V114H196L197 116H199V115H198V114H199V113H198V112H199L198 109H200V110L202 109V110H203V111L201 110L202 113H203V112H205V113H204L201 117L199 116L200 119H199V120L196 119V122H198V121L200 122V120H201L202 117H205V118H202V120H204V121L207 120V118H209L208 122H209V128L211 127V128H210V131H209V129H207L208 132H206V128H208V126H206V125H208L207 122H205V124H206V123H207V124L205 125V129H203V132H204V130H205L206 133H205V132H204V133L207 134V135H205V134L202 132V129L199 130V128H201V127L204 126V125L202 126L201 123L198 124V125L195 124L196 127H197V126L199 127V126L201 125L199 128L197 127L198 129H197L196 131L193 130V129H192L193 131L191 130V126H192V125H190V127H189L190 130L184 125V126L188 129V130H187V129L185 128V129H186L185 131H186V132L188 131V132H187L188 134H187L186 132H183V131L181 130L180 133H182V132H183V134L186 133V134H184V135H185L184 138H182V137H183V134L181 135L179 132H177L178 136H176L177 134L174 135V136H176L175 138H174V136H173V139H174V140H176L177 137L181 136V139H182L183 141H181V140H180V141H181L182 143H185V145H186V146H185V147H186L185 149H184V145H182V146H183V148H182V146H181V142H180L179 139H178L180 145L178 146V141H177V145H176V146H178V149H181V148H182V150H178L177 147L174 146V145H175V144H174V140H173V139L171 140L170 137H169L170 141H167L168 138H167V139L163 138V137H165V135H164V136H163V135L160 136L161 134H157V135H156V133H155V134H152V136L148 137V136L150 135L149 132L151 131V130H150V127H149V129H147V130H148V134H149V135H147V138H148L147 140H149V141H148L149 145L147 144L146 146H144V143L147 142V141H143L144 143H142V144H141V142L139 141V146H140V144H141V146L143 145L142 148L144 149V152H143V149H142V148H141V149H142V151H141L140 148L137 147V148H139V151H137L136 146L134 147V145H135V142H134V141H136V140L133 141V142H134L133 144H132V142H130V143L133 145V147L135 148V150H136V151H135L136 154H135L134 151H133L134 149L132 150V148L130 149L128 146H127V147H126V146H125V147L123 146L124 149H125V148H128V149H130V152L133 153V155L130 154V153H128V154H130L129 157H131V156L134 157V158L131 157V158H129L128 160H132V162H133V160H134V162H136V164H135V163H132V164L127 165V164H128V161H127V164L124 165L123 162L121 163V160L124 161V157H122L121 160H120V159H118L120 156L118 157L116 153H114V154H116V155H114V154H113L114 156L112 155L114 158H113L112 156H110V157H111V158H110V157H108V155H107V156L103 155V154H106V153H102V155H100V154H98V153H100V152H97V153H96V152L94 151L96 154H98V157L95 156L94 153H93L94 158L89 156L90 159L92 158V163H90V164L88 163V162H91V160H90V161L88 160V159H89L88 157H86V158H88V159H85V157L82 158V160L84 159L85 161H84V160H83V161H79V160H78V161H77V164H78V162H79L78 166H77L76 163H74V164H76V165H73V164H72L73 167H70V169L68 170V172H66V173H64V174H61V176L63 175V176H62L63 178H61V176L59 175V173H61V172H63V171H61V172L58 173V172L55 171L56 168L53 170V169L50 167V168L52 169V170L49 169V170H50V171H49L50 174H52V176H53V172H51V171H54V172L58 173V174H57V175H58L57 179L60 177L62 181H61L60 179H59V180L56 179V181H55V180L52 179L53 177L51 176L52 178L50 177L51 179H50V178H49V179L51 180L50 182H52L53 184L50 183V182H47V181H49V179H45V178H46L45 175H48V173H45V175H44V172H45V171H43V172H42V171H41V172L39 171L40 173H37L38 175L41 174V176H39L40 178H42V176H43V179H45V180H43V181H42L41 179L39 180L38 177H37V178H38V181H37L36 179L34 180V177L36 178V176H38V175H32V174H31L32 177L29 176V182H30L31 184L28 183V187H27V190H26V194H27V195H26V197H25V198H26V199H25V200H26L25 202H27V203H25V204L27 205L28 211L25 210V208H26V206H25V208H24V212H26V211H27V212L24 214V215H25L24 220H26V222L24 221V227H25V231H26V232H25V237H27L28 234L30 235V237L33 235L31 238L34 237V238H33L34 240H33V239L28 240V239L30 238L29 235H28V237H27V238H28V239H27V240H28L27 243L30 242V243H28V244H30V245H32V246H34V247L32 248V246H31V248H30V245H28L29 247L26 246V248H28L29 251L31 250V251L33 252V253H32V252L27 251L28 254L30 253V255H28L29 258L26 257V259H29V261L26 260V264H42V263H44V264H48V263H47V258H50V257H51V254H52L53 252H54V253H53V256H55L56 259L58 258V256H56V254H57V255H59V254L62 255V256L59 255V258H63V259H61L62 261H61L59 258H58V261L60 260V261H61L62 263H64V264H69L71 261H72V264H73V262H75V261L77 262V264H78L79 262H81V264H87V262H88L89 264H110V263H111V264H120V262H121V264H124L123 262H125V261H126L125 264H144V263H145V264H148V263H146V261L148 262V258L150 259L151 256H152L151 258H153V261L151 262L152 259H150V260H149V261H150L149 264H150V263H153V264H160L161 262H163V263H165V264H166V263H168V264H176V263H177V264H182L183 260L185 261L184 264H187V261H188L189 264H192V263H193V264H198V262H199V264H200V260H201V264H218V263H220V264H223V263H224V264H242V263H243V264H247V263H248V264H260V263H262V262H263L262 264H264V260H262V259H264V258H263L264 255H263V253H262L263 251H259V253L261 252L262 254H261V253L258 254V253L256 252V251L259 249V248H258L259 246H260V248H262L261 245H262V246L264 245V244H263V243H264V239H263V240L261 239V237L263 238V236H264V235H263V233H264V232H263V231H264V227H263V226H264V218H263V217H264V212L262 211V212H263V213H262V212L258 211V209H255L257 206H254L255 208H254V207H249V208H248L249 210H247V208H246V211H243V214H240V213H242V211L239 212V213L237 212L238 216H239V214H240V216H241V218H242L244 215L247 214V213H246L247 211H249L248 213H250V209H251L252 212L250 213V215L248 214V217H249V216H250V217H249V218L246 217V218H248V220H247L248 222L253 220V221L256 222V224H258L257 221H259L260 217L263 218L262 221L260 220V222H259V224H258V225H261V224H262V225H261V226H258V225H257V228L255 227L256 230H254L253 227H252V223L250 224V225H251V226H250V225H248V224L245 222V221H246V220H245V219H246L245 217L242 218V220H243V219L245 220V221L243 220V222H244V224H242L243 227H241L242 225L240 224V222L237 223L239 226H237V224H235V226H234V224L232 225V224L228 223V221H226V220L230 219L231 217H232L233 220H234V219H236L235 216H237L236 213H232V214H234V216H231V212H234V211H232V208H230V206H229V209H231V212L228 210V208H227V209L225 208L226 211L223 209V212H225V214H226V212H228V211L230 212V215H229V213H228L229 218H228V217L226 218V216L224 215V213H223L222 210H221L222 208H224L223 206H225V205L228 207L229 204L227 205V204H225V203H228L229 201H231V199H232L231 196H233V199H235V200L238 199V198H240L239 200H243V199L245 198V196H246L245 199L247 200V196H249V199H251L250 197L253 196V198L256 200V202H257V200H258L259 203H260L261 198L264 197V194H263L264 191H262V190H264V189H263V187H264V185H263V184H264V180H263V177L261 178V176L264 175V174H262V173H264V171L260 172V171L264 168V167H263V168L261 167V166H262L261 164H264V163H263V162L260 163L261 166H259V162H257V164L254 162L255 165H258L260 168H262L261 170H260V168H257V169L260 170V171H258V173L260 172V173H259L260 176H259V175H257V176H258V179L260 178V179H262L263 181H262V180H258V183L256 184L257 187H256V185L251 184V185H252V186H251V189H252L251 192H250V190H249V188H250L249 185H250V184H248L247 180H245V178H246L247 176H246V177L243 176V177H244V180H243V182H242L241 184H239V185L237 184V183H238L237 180H239V179H237L236 181L234 180L235 182H237V183H235L236 185L234 184V182H232L235 186H234L233 184H232V186L229 185V183H231V182L228 183V181H227L228 185L231 186L230 189L232 188L231 190H233L232 192H230L231 190L229 189V186H227V188H228V191H227V189H226V184H225V183L223 184L224 186H222V187H225V190H224V189L221 190V189H222L221 186L219 187V185H221V183L218 185V187L214 185V186H215L214 188H216V189H215L216 192H214V193H216L215 195H216V197L218 198V200L221 201V198H224V199H222V201H221L222 204H221L219 201L216 200L217 198L215 199V195H213V194H214V193H213L214 189H212L213 191H212V190H211V191H208V190L210 189V186L208 187V190H206V191H205L204 188L201 190L202 187H207V186H205V183L203 184V179H204V182H206L205 179H208L209 177H210V180L212 179V176L209 175V173H208L210 170L208 171V170L206 169L207 167H210L209 169H212V168H213L214 171H217V169L219 168L218 166L221 165V168H220V169H223V170H224V171L222 170V171H223V175H224V173H225V178H224V176H221V177L223 178V180H224V179H226V178L228 177V176H227L228 173H229V174L231 173V175H232V171L234 170V168H235L236 166H238V164H236V163H237V160H236V163H235L236 166H233V165H232V161L234 160V162H235V159H231V162H228V163H229L228 165H229L230 168L228 167V165H226V164L224 165V167H225V169H226V172L229 171V170H231V171H229L228 173L225 172V169H224V167L222 166V165H223V164H222L223 162H224V163H227L226 161H227L228 159H230V158H235V157L232 156V153L234 154V152H235V154H236L237 152H239V155H241V158H242V155H243V154H242V153H243V151H242V150H243V147H244V151H245V150H246V151H248V150L251 151L250 149L254 150L255 148H257V147H259V146H261V145L264 144V142H263L264 140H262V139H264V135H262V136H261V135H260V136L258 135V134H261V132L264 130V128H262L263 126H261V125L258 124V123H263V121H264V116H263V115H264V109H263V108H264V103H263L264 101H262V100H264V99H263V96H264V91H263V90H264V87H263V89H261V91H259V92H262V91H263V93H261L262 95L259 94V93L255 94L256 92H258V91H255V90L257 89V88L255 89V87H258V90H260L259 88H260L261 86H264V85L261 84V83H259V84H261V86H258V85H259V84H257L258 82H257V83L254 82V78H255V81H259V80H260L259 78H261V76H262V75H261V72L264 71V67H263L264 64H262V63H264V62H262V61H264V59H261V58H260L261 56H259V55H258L259 58H256V56H257L256 54H259V53H256V54L254 53L256 56L253 57L254 55L251 54V52L253 53L254 51H253L252 49L249 51L250 53H248L247 50H246V52L248 53V57L250 56V58H249L250 60H249V61H251V62L253 61V63L250 62L251 65L254 64V60H255V61L257 62V64H258L257 66H259L260 64L263 65V66L261 65V66L257 67L256 64H254L255 67L257 68V69L254 70V69H251L252 66L249 64V62H247V63H248L251 67H248V68H247V65H248V64L245 65V64L243 63V62H245V61L248 60V58L246 59V56L244 57V55H245L246 53L243 52V51H244L243 49H242V52H243V53L239 52L240 55L237 54V55H239V56H237V55L235 56V54H236L238 51H237L235 54L232 52V54H234V55L231 54L232 56H230V53H229ZM233 50H234V48H233ZM233 50H232V51H233ZM235 50H236V49H235ZM133 51H134V52H133ZM144 51L146 52L147 57H146V55L144 54V53H145ZM171 51H172V52H171ZM193 51H194V52H193ZM240 51H241V50H240ZM147 52H148L149 55L147 54ZM234 52H235V51H234ZM133 53H134V54H133ZM141 53H142V54H141ZM157 53H158V51H157ZM159 53H158V55H159L160 57H158V55L156 54V55H157L156 58L158 57L159 60H161V61L163 62L164 59H160V58H163V57H164L163 55L166 54V53H164V54H162V55L159 54ZM244 53H245V54H244ZM49 54H50V55H49ZM49 54L43 55V57L40 58V62H41L40 64H41V65H38V67H39V68L41 67V68H40V69L37 68V70H39L40 72H41V70H43L42 72L44 73L43 75H44L45 77H49V74H50V76H52L53 73H54L53 75H55V74H56L55 72H57V69H56V68H58V65H57V59H56V58H57L56 54H55L54 56H53L54 53H50V52H49ZM126 54H125V55H126ZM153 54H152V55H153ZM203 54H202V55H203ZM223 54H224V55H223ZM242 54H244V55L242 56ZM249 54L253 55L252 57L254 58V60H251L252 57H251V55H249ZM129 55H130V54H129ZM137 55H139V56H137ZM198 55H199V56H198ZM219 55H218V56H219ZM246 55H247V54H246ZM29 56H32V55H29ZM29 56H28V57H29ZM47 56H48V57H47ZM132 56H133V57H132ZM144 56H145L147 59H146ZM148 56H149V57H148ZM162 56H163V57H162ZM165 56H166V55H165ZM226 56H225V57H226ZM234 56H235V57H239V58H241V59L239 60V59L235 58ZM240 56H241V57H240ZM28 57H27V59H28ZM52 57H54V58H52ZM130 57H131V58H130ZM154 57H155V56L153 55L152 58H154ZM180 57H182V56H180ZM180 57H179V58H180ZM188 57H187V58H188ZM209 57H208V58H209ZM231 57H233L232 59H233V62H234V63L232 62ZM243 57H244V58H243ZM43 58H44V59H43ZM46 58H47V59H46ZM165 58H166V57H165ZM167 58H166V60H167ZM182 58H183V57H182ZM184 58H185V60H187L186 57H184ZM184 58H183V59H184ZM220 58H221V56H220ZM30 59H31V57H30ZM42 59H43V60H42ZM145 59H146V60H145ZM172 59H171V61H172ZM204 59H205V60H204ZM235 59H237V60H235ZM256 59H257V60H258V59H261L262 61H261V60L257 61ZM31 60H32V59H31ZM46 60H47V62H46ZM49 60H50V61H49ZM53 60H54L55 62H54ZM141 60H143V61L145 60L146 63H145V61H144V62H142L143 64L140 65V64H141ZM181 60H182V59H181ZM181 60H180V61H181ZM193 60H194V59L192 58V61H193ZM229 60H231L230 62H232V65L234 64V66H230L231 64H230ZM242 60H244V61H242ZM28 61H29V60H28ZM161 61H158V59H157L156 62H158V65H159V62H161ZM169 61H170V60H169ZM178 61H179V59H178ZM180 61H179V62H180ZM183 61H184V60H183ZM183 61H181V62H183ZM189 61H190V62H189ZM214 61H216V59H214ZM227 61H228L229 63H228ZM236 61H238V62H236ZM30 62H31V61H30ZM42 62H43V63H42ZM48 62H49V63H48ZM164 62H165V61H164ZM167 62H165V64H166ZM179 62H177V63L179 64ZM181 62H180V65H181ZM185 62H187V61H185ZM198 62H199V63H198ZM200 62H201V64H200ZM235 62H236V64H235ZM239 62H241V63L244 64V65L241 64V65H242V68H241V65H240ZM256 62H255V63H256ZM258 62H259V63H258ZM261 62H262V63H261ZM47 63H48L50 66H49ZM135 63H136V64H135ZM197 63H198L199 65H198ZM202 63L205 65V68H208V69L210 68V69H209L210 72H209L208 75L214 74L215 76H208V75L206 74V73H207L206 71H208V69H206V71H205V70H204V67L202 66ZM227 63H228V64H227ZM245 63H246V62H245ZM45 64H47V66H46ZM55 64H56V65H55ZM132 64H133V65L135 64V65L133 66ZM161 64H162V63H161ZM178 64H177V65H178ZM193 64H194V65H193ZM210 64H209V65H210ZM219 64H220V65H219ZM226 64L229 65L230 67H229V66H226ZM237 64L240 65V68H241L242 71L236 69V73H237V74H236V73H233V74H234V75H233L232 73H230V76H231V78H232L231 81H230V80H229V79H230V76H228V75H229V74H228L229 72L226 74V71H227V70H228V71L230 70V72H232L233 70L230 69L231 67H234V71H235V68H236V67L239 68ZM51 65H53V66H51ZM154 65H156L157 68H156V67H155V69L152 68V66L154 67ZM177 65H176V66H177ZM196 65L198 66V68H197L198 70H200L201 72H202V70L206 72L205 74H204V72H203V74H204V76L207 75V77H204V78H203V75H201L202 73H198V75H199L202 79L197 78V77H199L198 75H196V73L199 72L197 69H196L197 71H196L195 69L192 71V72H194V74H195L196 77H195V76H191V74H192V75H194V74H193L190 70H191L193 67H196ZM249 65H248V66H249ZM54 66H55V67H54ZM139 66H138V67H139ZM161 66H162V65H161ZM168 66H169V65H168ZM168 66H166V67L168 68ZM171 66H170V67H171ZM176 66H175V67H176ZM199 66L202 67L203 69L200 68ZM212 66H213V69L211 68ZM214 66H215L216 68H218V71H220L221 73L218 72L217 69H216ZM221 66H222V67H221ZM225 66H226L227 68H226ZM245 66H246V67H245ZM43 67H44V68H43ZM166 67H165V68H166ZM178 67H179V66H178ZM178 67H177V68H178ZM191 67H192V68H191ZM220 67H221V68H224V67H225V69H226V70L224 69V70H225V73L223 72L224 70H222ZM228 67H229V69H228ZM243 67H245V69H243ZM255 67H253V68H255ZM45 68H46V70H45ZM47 68H48V70H47ZM160 68H161V67H160ZM177 68H176V69H177ZM190 68H191V69H190ZM199 68H200V69H199ZM260 68H261V69H260ZM262 68H263V70H262ZM74 69H75V68H74ZM74 69L71 68L69 71H67V72H66L67 74H65V76H66V77H68V76L70 77L71 74H73V73H75V72L77 71V69H76V71H75ZM139 69H140V67H139ZM189 69H190V70H189ZM211 69H212V70H211ZM220 69H221V70H220ZM249 69H250V70H249ZM259 69H260V70H259ZM71 70H73V71L71 72ZM132 70H133V69H132ZM166 70H167V69H166ZM247 70H248V71H247ZM256 70H257V72H256ZM45 71L47 72L48 76H46L47 74H46ZM74 71H75V72H74ZM185 71H186V70H185ZM189 71H190L191 73H190ZM213 71H214V72H213ZM234 71H233V72H234ZM239 71H240V72H239ZM246 71H247L249 74H251V76L248 75V73H246ZM253 71H254V72H253ZM260 71H261V72H260ZM42 72H41V73H42ZM51 72H52V74H51ZM69 72H71V73H69ZM151 72H150L151 76H154L155 73L152 74ZM170 72H171V71H170ZM175 72H176V73H175ZM211 72H213V73H211ZM255 72H256V73H255ZM41 73L37 72V75L40 74V75H38V76H42V77H44ZM141 73H142V74H141ZM158 73H159L160 75H158ZM167 73H168V74H167ZM189 73H190V74H189ZM216 73H217V74H216ZM223 73H224V74H223ZM253 73H254L255 76L258 75V73H259L261 76L259 75L260 77H259V76H256V77H255L254 75H252ZM121 74H122V73H121ZM140 74H141V75H140ZM147 74H146L145 76H147ZM150 74H148V79L150 78ZM163 74H166V75H163ZM218 74H223V75L221 76V75H218ZM225 74L228 76L229 79H228L226 76H225L226 78L224 77ZM235 74H236V75H235ZM67 75H68V76H67ZM161 75H162L163 77H162ZM176 75H178L179 78H180L181 80H180V79H177L178 76L175 77ZM216 75H217V76H216ZM232 75H233V76H232ZM263 75H264V74H263ZM116 76H115V77H116ZM219 76H220V77H219ZM133 77H134V78H133ZM140 77L143 78V80L138 81V79H141ZM171 77H172V78H171ZM174 77H175L177 80H173L174 82H171V83H172V84H171L172 86H171V85H169V84H170V81H171L172 79H175ZM189 77H188V79H190ZM193 77H195V78H193ZM208 77H210V78H208ZM211 77H212V78H211ZM221 77L224 78V79L221 80V79H220ZM237 77H239V78L241 77V79H242V78L244 79V77H245L244 80L246 81V83H247L249 80L251 81V78H252L253 82L251 81V82H252L251 84H252V85L254 84L255 87L251 88V87H252L251 84H250L251 87H249V85L247 86L246 83H243V82H245V81L242 82L241 79H239V78H237ZM246 77H247V78L249 77L250 79L247 80ZM262 77H263V76H262ZM113 78H114V77H113ZM196 78H197V79H196ZM257 78H258L259 80H258ZM115 79H116V78H115ZM125 79H124V80H125ZM150 79H151V78H150ZM193 79H196L197 82L199 81L198 79H200V81H199L198 83H197L196 81L193 82ZM226 79H228V81H230V82H232L233 79H235V81H236V79H237V81H238V79H239L240 81H238V82H239L238 85H237L238 82H236V83L234 82V84H229V82H228V84H226V82L224 83V81H223V80H226ZM263 79H264V77H263ZM178 80H179L180 82H179ZM112 81H113V80H111L110 83H113ZM118 81H119V82H118ZM133 81H134V82H133ZM137 81H138V82H137ZM176 81H178V83H180V84L176 83ZM202 81H201L202 84H201V83L199 84L200 88H203L202 85H203V86H206V85H207V84L205 85V83H206L205 81H203V82H202ZM220 81H222V82H220ZM250 81H249V83H250ZM260 81L262 82V80H260ZM11 82H13V81H11ZM143 82H144V84H143ZM159 82H160V83H159ZM195 82H196V83H195ZM263 82H264V80H263ZM263 82H262V83H263ZM117 83H118V84H117ZM131 83H132V84H131ZM151 83H150V84H151ZM173 83H174V84H173ZM181 83H184V85H183L184 87H185V86H186V87H189L190 92H189V90H187L188 92L185 91V92H186V95H187V93H189V95L185 96V94L182 95L183 90H182V92L179 91V93L181 92V95H180V94H178V95L183 96V97H182L183 99L181 98V99H182V100H181L180 98H178V101H177L176 98H177L178 96L175 95L176 93H175V89H174V87L177 86V85H175V84H178V85L182 86ZM193 83H194V85H193ZM203 83H204V84H203ZM210 83H211V85L213 84L212 86L210 85L211 87H209V84H210ZM219 83H220V84H219ZM232 83H233V82H232ZM255 83H256L257 85H256ZM6 84H7V83H6ZM135 84H136V85H135ZM137 84H138V85H137ZM139 84H140V86H139ZM146 84H148V87L146 86ZM154 84H155V85H154ZM156 84H157V85H156ZM223 84H222V85H223ZM235 84H236V85H235ZM240 84H243V85L245 86V89L247 88L246 90L249 91V92H247V94H245V95H247V97H246L245 95L242 94L243 91H245V93H246V90L242 87L243 85H240ZM116 85H117V86H116ZM125 85H127V86L129 85L128 87L131 86V88H134L135 90H134V89H130V88H126V89L124 90V88L126 87ZM132 85H133V87H132ZM222 85H221V87H223ZM227 85H230V86L228 87ZM254 85H253V86H254ZM144 86H145V88H144ZM157 86H159L160 89H159ZM162 86H163V87H162ZM166 86H167L168 88H167ZM173 86H174V87H173ZM233 86H235V87H237V88L233 89V88H234ZM238 86H241V87H239V89H238ZM246 86H247V87H246ZM111 87H113V89H112ZM137 87H138V88H137ZM161 87H162V88H161ZM169 87H170V88H169ZM206 87H207V86H206ZM206 87H204V88H206ZM213 87H217V88H213ZM147 88H148V89H147ZM156 88H158V93H157V91H155V90H157ZM181 88L184 89L183 87H181ZM204 88H203V90H207V88H206V89H204ZM240 88H241V90H240ZM242 88H243L244 90H243ZM127 89H128V90H127ZM152 89H153V90H152ZM162 89H164V91H163ZM170 89H171V90H170ZM173 89H174V90H173ZM176 89H179V88L176 87ZM195 89H193V91H194ZM224 89H225V90H224ZM250 89L252 90L251 93H250V91H251ZM138 90H139V91H138ZM179 90H180V89H179ZM185 90H186V89H185ZM234 90H235L237 93H235V92H231V91H234ZM242 90H243V91H242ZM127 91H128V92H127ZM129 91H132V93H133L134 91H136V93L133 94V96H132V95H131L132 93L129 92ZM149 91H150V92H149ZM165 91H166V92H169V91H170L171 93L174 91V95H175V96H174L173 98H175V97H176V98H175L174 100H173L172 98H170V97H169V98L173 100V101H172L173 103H174V101H177V102H175L174 104L171 102L174 106H175V104H176L175 107H177V106H178V107H179V106H182V107H179L180 110H181V112H180L178 109H173L172 114H169L168 112H169L172 108H174L173 105L170 106L171 103H170V104H169V102L166 103V104H169V106L171 107V108H170L169 106H167V108H165V109H166V110H167V109L169 110V108H170V110H169L168 112H166L165 109H162V108H163V107H162L163 103H161L162 105H160V101H159V100H158L159 102H158V101H155V102H154L155 99L152 100V97L155 98V96H154L153 94H156L157 96L161 95V97H164L163 100L165 99V100L168 101V99H167V98H168V95H170V96H172V95H171L170 93H169V94L164 93ZM177 91H178V90H177ZM229 91H230L231 93H230ZM126 92H127L128 94H130V95H128ZM137 92H138V93H137ZM144 92H146V94H145ZM148 92H149V94H147ZM194 92H195V91H194ZM254 92H255V93H254ZM111 93H110V97H112ZM151 93H152V94H151ZM161 93H163V94H161ZM177 93H178V92H177ZM183 93H184V92H183ZM200 93H201V94H200ZM228 93H227V94H228ZM232 93L236 94V97H235V95L233 96ZM243 93H244V92H243ZM248 93L251 94V95H249V96L251 97V99L255 98V99H253V101H254L255 103H256V101H257L256 99L259 97V95H261V97H262L261 99H262V100L258 99V101H259V100L261 101V104H260V103H256V106H257V107H256V106H255V103L250 102V98L248 97ZM36 94L39 95V93H36ZM123 94H124V95H123ZM125 94H127V95H125ZM136 94H137V95H136ZM150 94H151V95H150ZM158 94H159V95H158ZM165 94H166L167 98H165ZM217 94H220L219 97L217 96ZM225 94H226V93H225ZM252 94H254L255 96L253 95L254 97H252ZM145 95H146V96H145ZM152 95H153V96H152ZM256 95H258V96H256ZM35 96H37V95H35ZM39 96L41 97V94H40ZM125 96H126V97H125ZM127 96H128V97L130 96V97H129V100L126 99ZM147 96H148V97H147ZM149 96H150V97L152 96V97L150 98ZM157 96H156V97H157ZM184 96H185V97H184ZM214 96H215V98L212 99ZM220 96H223V98L221 99ZM242 96H243V97H242ZM32 97H34V94H33ZM40 97H39V98H40ZM132 97H134V98H132ZM161 97H160L159 99H161V102H162V98H161ZM186 97H187V98H186ZM195 97H197V98H195ZM216 97H218V98H216ZM224 97H227V100H224V99H225ZM239 97H240L241 99H239ZM41 98H42V97H41ZM97 98H98V97H97ZM123 98H125L126 101H125V99H123ZM130 98H131V99H130ZM135 98H136V99H135ZM188 98H189L190 100L193 99V102L191 101V103H190V104H192V105L185 106V104H186L185 101H189ZM243 98H246V99L248 98V101L250 102V104H248L249 102L246 101V100L243 99ZM259 98H260V97H259ZM115 99H116V101H115ZM120 99H122V100H120ZM150 99H151L153 102H152ZM179 99H180V100H179ZM185 99H186V100H185ZM34 100H36V97H34ZM39 100H41V99H39ZM96 100L99 101L98 99H96ZM123 100H124V104H125V102H126V103H129V102H130V103H129L130 105L128 106V104H126L127 107H126V105L124 106V104H123ZM130 100H131V101H130ZM156 100H157V98H156ZM165 100H164L163 102H167V101H165ZM242 100H243V101H242ZM244 100H245V101H244ZM31 101H33V100H32V99L30 100V104H29V105L27 104L28 106L26 105L27 108L25 107L26 109H28L27 111H30V112H31L30 109H32L31 106H34V105L31 103ZM144 101H145V102L147 101V102H150V103H147V102L144 103ZM170 101H171V100H170ZM206 101H205V103H206ZM99 102H100V101H99ZM99 102H98V103H99ZM131 102H133V104H132ZM134 102H135L136 105L134 104ZM151 102H152V103H151ZM157 102H158V103H157ZM181 102H183L184 104L181 103ZM208 102H207V103H208ZM246 102H248V103L246 104ZM28 103H29V102H28ZM33 103L36 105V107H33V109L35 110V108H36L35 111H37V110L39 109V108L37 107L38 105H37V103H35V101H33ZM94 103H95V101H94ZM98 103H97V104H93V103H92V106L89 107V108L91 109V111L94 109L93 107H95L96 105H98ZM101 103H102V102H101ZM113 103H112L111 105H114V106H115L116 103H115V104H113ZM143 103H144V105L146 104L145 106H147V104H148L149 109H151V110H149V109L147 110V109H145V107H143V108H144L145 110H147V111L142 110V109H143V108H142ZM153 103H154V104H153ZM187 103H189V102H187ZM197 103H201V104L203 103V104H202L203 106H202L201 104H197ZM251 103L254 104V106H253V104H252V106H251V109H252V110H251V109H250V110H247L248 107H250V106H247V105H251ZM155 104H156L157 106H158V104H159L160 106L156 107ZM166 104H165V105H166ZM178 104H179V105H178ZM219 104H220V105H219ZM229 104H230V103H229ZM93 105H94V106H93ZM119 105H120V103L118 102L117 106H115L116 109H117V107H118ZM131 105H132V106H131ZM144 105H143V106H144ZM150 105H152V106H150ZM187 105H188V104H187ZM197 105H198V106H197ZM245 105H246L247 107H245ZM109 106H108V107H109ZM120 106H121V105H120ZM172 106H173V107H172ZM183 106H184V107H183ZM196 106H197V107H196ZM237 106H236V109H238ZM261 106H262V107H261ZM28 107H29V108H28ZM91 107H92L93 109H92ZM98 107H104V108H105L104 111H106V107H105V105L101 106V104H100ZM110 107L112 108V106H110ZM122 107H120V109L118 108V111L121 110ZM132 107H133V108H132ZM138 107H139V108H138ZM140 107H141V108H140ZM159 107H160V108L162 107V108L160 109ZM165 107H166V106H165ZM186 107H187V109H186ZM202 107H203V108H202ZM234 107H235V106H234ZM253 107H255V109H254ZM13 108H14V106H13ZM111 108H110V109H111ZM146 108H147V107H146ZM152 108H154L155 111H153L154 109H152ZM158 108H159V109H158ZM196 108H197V109H196ZM213 108H214V111L225 110L226 112H227V111H228V112H231V113H230L231 116H230V115H229V116H226V118L228 117L227 119H229L230 121H232V120L236 117V116L232 117L233 114L237 115L238 117H236V118L232 121V122H234L233 124H232L231 122L227 121L226 118H224V120L222 121L221 119H222L223 117L220 119L221 122H220V120H219V122H218V121H216V122L213 121L214 123H218V125L221 126V127H220V126L214 124L212 121H210V119H213V120L215 119V118H212V116H216V114H218V113L220 112V111H218L217 113L215 112L216 114L213 115V112H214V111H213ZM242 108H243L244 110H243ZM246 108H247V109H246ZM261 108H262V109H261ZM10 109L13 111L12 108H10ZM33 109H32V110H33ZM95 109H97V106H96ZM98 109H99V108H98ZM98 109H97V110H98ZM113 109H114V108H113ZM135 109H137V112H136ZM139 109H140V110H139ZM157 109H158V110H157ZM185 109H186V110H185ZM236 109H235V110H236ZM245 109H246V110H245ZM253 109H254V110H253ZM256 109H257V110H256ZM101 110H102V109H101ZM107 110H108V109H107ZM114 110H115V109H114ZM123 110L125 111L124 108H123ZM123 110H122V111H123ZM138 110H139V113H138ZM141 110H142V111H141ZM159 110H160V112H161V110H163V111L165 110V112L162 114V113L158 112ZM175 110H176V114H175ZM195 110H196V112H195ZM232 110H234V108H233ZM258 110H259V111H258ZM260 110H261V111H260ZM39 111H41V110H38V112H39ZM87 111H88V109H87ZM109 111H111V110H109ZM109 111H107V112L110 113ZM143 111L145 112L144 114H146V115L148 114V113H147L148 111H150L151 113L153 112V113H152V114H148V115L146 116V115L143 114ZM182 111L185 112V113H182ZM201 111H200V114H201ZM225 111H223V112H225ZM239 111H240L241 113H240ZM248 111H250V112H248ZM32 112H34V111H32ZM38 112H36V113L34 112L35 116L38 114ZM42 112H44V111H42ZM49 112H50V111H49ZM51 112H52V111H51ZM51 112L48 113V111H46V112H45V116H44V113H42V116H43V117L51 116ZM111 112H112V111H111ZM115 112H116V111H115ZM115 112H114V113H115ZM141 112H142V113H141ZM150 112H149V113H150ZM173 112H174L175 115H177L178 112L181 113L182 116H183V117L181 118L182 120H180V117H181L180 114H178L177 116H175V117H176V120H175L176 122H175L174 120H172L173 118L175 119V117H173V116H174V115H173ZM191 112H194V113L191 115ZM223 112L220 113V115H221V114L224 115L225 113L223 114ZM242 112H245V114H243ZM247 112H248V114H250V115H248V117L246 116V115H247ZM252 112H253V114H252ZM46 113H48V114H46ZM52 113H53V112H52ZM65 113H66V112H65ZM81 113H82V112H81ZM81 113H80V115H82ZM83 113H84V112H83ZM105 113H106V112H105ZM105 113H104V114H105ZM117 113H118V114H117ZM119 113H121V112H116V115L118 116ZM126 113H127V112H125L124 115H126ZM157 113H159V114H157ZM170 113H171V111H170ZM197 113H198V114H197ZM211 113H212V114H211ZM232 113H233V114H232ZM259 113H260V114H259ZM39 114H40V113H39ZM63 114H64V113H61V114L59 115V116H63V118H64V119H63L62 117H60L61 120H62V119H63V120H67L66 118H68V117L71 116V115H68V113H67V114H64V115H63ZM78 114H79V113H78ZM85 114H86V112L84 113V116H85ZM89 114H90V112H89ZM89 114H87L86 116H88ZM94 114H96V111H95ZM94 114L92 115V117H94ZM97 114L99 115V113H97ZM102 114H103V113H101V115H102ZM104 114H103V117H105ZM121 114H122V113H121ZM139 114H140V115H139ZM165 114H167V115L169 114V115H171V116H167V115H166L165 117L162 118V116L165 115ZM206 114H207L208 116H207ZM210 114H211L212 116H210ZM228 114H229V113H228ZM239 114H242L243 117H244V118L246 117V118H245V119H242V118H243L242 115L239 116ZM251 114H252V116H251ZM113 115H114V114H113ZM127 115H128V114H127ZM127 115L125 116L126 118L128 117ZM143 115H144V116H143ZM204 115H205V116H204ZM218 115H219V114H218ZM222 115H221V116H222ZM64 116H67V117H64ZM86 116H85V117H86ZM90 116H91V114H90ZM114 116H115V115H114ZM121 116L123 117V115H121ZM133 116H131V117L133 118ZM157 116H158V117H157ZM159 116H160V117H159ZM197 116H195V117H197ZM206 116H207V117H206ZM249 116H251V117H249ZM254 116H255V117H254ZM36 117L39 119V118L41 117V115H40V117H39V115L36 116ZM82 117H83V116H82ZM85 117H84V118H85ZM88 117H89V116H88ZM88 117H87V118H88ZM92 117H90L91 120H92ZM96 117H97V116H96ZM96 117H95V118H96ZM103 117H102V118H103ZM110 117H111V116H110ZM112 117H113V116H112ZM142 117H143V118H142ZM146 117H149V118H148L149 121L146 119ZM195 117L192 116V118H194V122H195ZM224 117H225V116H224ZM239 117H240L241 120H244V121H243L244 123L241 122V120H239ZM41 118H42V117H41ZM97 118H98V117H97ZM99 118H101V116H99ZM107 118H109L108 115H107V117H106L105 119H107ZM116 118H117V117L115 116V118H113V119H116ZM118 118H119V120L124 119V118L121 119L120 116H119ZM152 118H155V117H152ZM187 118H188L189 120H188ZM197 118H198V117H197ZM219 118H220V116H219ZM219 118H217V116H216V119H215V120H217V119H219ZM230 118H231V119H230ZM237 118H238V120H236ZM248 118H249V119H248ZM252 118H253V119H252ZM85 119H86V118H85ZM103 119H104V118H103ZM127 119H130V117H128ZM133 119H135V118H133ZM160 119H159V120H160ZM225 119H226V121H225ZM250 119H252V120H254V121H259V122H256L257 124H255L254 121H253V123H254L253 125H254V126H257V125L260 126V127H258V126L256 127L257 129H260V128H261V129H260V130H261L260 132H259V130H257V129H256V131H255V130L253 131L252 127H253V128H255V127L252 126V120H250ZM255 119H256V120H255ZM53 120H55V119H53ZM53 120H52V123H53L54 125H57V124L60 125V124H62V122H63V123L65 122V121H61V120H58V119H57L59 122L61 121L60 124H59V122L57 123V120H56L55 122H53ZM91 120H89V121H91ZM95 120H97V119H95ZM101 120H102V119H101ZM119 120H118V121H119ZM124 120H125V119H124ZM131 120H132V119H131ZM135 120H136V119H135ZM135 120H134V122H132V124L135 123ZM153 120H154V119H153ZM247 120H249V121H251V122L248 123ZM260 120H261V121H260ZM68 121H69V120H68ZM68 121H66L64 124H67ZM89 121H88V122H89ZM102 121L105 122V123L108 122V120H107V122L104 121V120H102ZM184 121H183V122H184ZM224 121H225V122H224ZM235 121L238 122L239 124H238V123H235ZM85 122H86V121H85ZM109 122H110V120H109ZM112 122H114V121H112ZM119 122H120V121H119ZM127 122H128V121L125 120V122H124V123H126L125 125H127ZM159 122H160V123H164L163 121H159ZM174 122H175V123H174ZM183 122L180 123V124L183 125V124L185 123V122H184V123H183ZM192 122H193V121H192ZM196 122H195V123H196ZM210 122H211V123H210ZM223 122H224L225 124H224ZM240 122H241V123H240ZM245 122H246V123H245ZM91 123H95V122L91 121ZM110 123H111V122H110ZM110 123H109V124H110ZM115 123H116V122H115ZM121 123H123V121H122ZM128 123H130V122H128ZM139 123L136 121L135 124H139ZM165 123H166V122H165ZM172 123H174V124H172ZM188 123H187V126L189 125ZM212 123H213L214 125H216V126H215V129H216V130H215L214 132H212V131L214 130V129H213L214 126H213V125H212L213 127L211 126ZM220 123H221V124H220ZM227 123H228V125H227ZM95 124H97V122H96ZM95 124H91V125L94 126ZM100 124H101V121H100V123H99V127L101 128L102 125H100ZM107 124H108V123H107ZM107 124H106V125H107ZM117 124H118V123H117ZM117 124H116L117 127H118V125L120 126V123H119L118 125H117ZM132 124H131V125H132ZM140 124H139L140 127H139L138 125H135V126H136V127L138 126V128H141L142 126H141ZM167 124H168V123H167ZM167 124H166V126H167ZM180 124H179V126H180ZM185 124H186V123H185ZM191 124H192V123H191ZM203 124H204V122H203ZM244 124H246V125L244 126ZM250 124H251V128H249V127H250ZM263 124H264V123H263ZM263 124H262V125H263ZM58 125H57V126H58ZM68 125H69V124H68ZM68 125H66V129H65V126L61 125V126H63V128H60V129L62 130V133H61V131L58 133V137H57L58 139H59L60 136H62V138H64V137H66L67 135H69V134L71 135V134H72L71 132L68 133V132L70 131V127H67ZM84 125H85V124H84ZM84 125H83V126H84ZM104 125H105V124H103V126H104ZM111 125H115V124H114V123H113V124H110V127H111ZM125 125H124V127H122V130H124V131H125V127L128 128V127L125 126ZM133 125H134V124H133ZM133 125H132V126H133ZM160 125H161V124H160ZM169 125H168V126H169ZM223 125H224V127H225L226 129H227L228 127H230L231 129L228 128L229 131H228V129H227V131H226V129L224 128V130H223V127H222ZM229 125H230V126H229ZM234 125H236V126H234ZM248 125H249V126H248ZM96 126H97V125H96ZM96 126H95V128H96ZM121 126H123V124H122ZM121 126H120V127H121ZM128 126H129V125H128ZM217 126H218V128H222V129H221V130H220V129L218 130ZM227 126H228V127H227ZM231 126H233V127H231ZM243 126H244L245 128H244ZM59 127H60V126H59ZM59 127H58V128H59ZM85 127H87V126L85 125ZM97 127H98V126H97ZM113 127H114V126H113ZM120 127H118V128H120ZM133 127H134V126H133ZM136 127H135V130L137 129ZM143 127H142V128H143ZM159 127H160V126H159ZM194 127H195V126H193V128H194ZM237 127H238V128H237ZM79 128H80V127H79ZM91 128H92V126H91ZM103 128H104V127H103ZM105 128H106L107 130L109 129L108 126H106ZM105 128H104V131H105ZM111 128H112V127H111ZM111 128H110V130H111ZM123 128H124V129H123ZM129 128H130V127H129ZM129 128H128V129H129ZM146 128H147V127H146ZM162 128H163V127H162V125H161V128H159V129L161 130ZM168 128L171 129V130H173V127H167V128L164 127V129H166V130H167ZM246 128H247V129H246ZM248 128H249V129H248ZM68 129H69V130H68ZM98 129H99V128H98ZM113 129H114V128H113ZM113 129H112V131H113ZM128 129H127L126 131H128ZM131 129H133V128H131ZM131 129H129V130H131ZM143 129H144V128H143ZM143 129H142V130H143ZM153 129H154V128H153ZM159 129H158V130H159ZM175 129H176V128H174V130H175ZM194 129H196V128H194ZM211 129H212V130H211ZM232 129L234 130L235 134H234V132H231ZM242 129H243V130H242ZM244 129H246V130H248V131H246V130H244ZM63 130H64V132H63ZM71 130H72V132H73V131L76 132L78 129H77V130L75 129V130H76V131H75L73 128H71ZM79 130H80V129H79ZM81 130H82V129H81ZM84 130H85V128H84ZM84 130H83V131H84ZM90 130H91V129L89 128V129H87L86 132H88V131H90ZM95 130H97V128H96ZM115 130H116V128H115ZM138 130H139V129H138ZM155 130H156V129H155ZM160 130H159L158 132H160ZM174 130H173V131H174ZM183 130H184V129H183ZM198 130H199L200 132H198ZM91 131H92V130H91ZM98 131H99V130H97V132H98ZM120 131H121V130H120ZM124 131H122V133H123ZM131 131L133 132V130H131ZM131 131H130V132L128 131L127 133H131ZM136 131H137V130H136ZM136 131H134V132H136ZM167 131H168V130H167ZM190 131H192V132H190ZM194 131H195V132H194ZM216 131H217V133L215 134ZM218 131H221L220 133H223V132H224V133L227 134V135L225 136L224 133H223V135H224V138H223V136H221L222 134H221V135H219L220 133L218 134ZM222 131H223V132H222ZM252 131H253L254 133H253ZM39 132H41V131L39 130ZM66 132H67L68 134H67ZM84 132H85V131H84ZM92 132L94 133V130H93ZM92 132H91V133H92ZM102 132H103V131H102ZM116 132H117V131H116ZM134 132H133L132 134H134ZM145 132H146V131H145ZM145 132H144V133H145ZM152 132H154V131H152ZM156 132H157V131H156ZM189 132H190V134H189ZM193 132H194V133H193ZM196 132H198V133H196ZM201 132H202V134H201ZM209 132H210L211 136H210ZM226 132H227V133H226ZM230 132H231V135L228 134V133H230ZM237 132H238V133H237ZM248 132H249V133H248ZM263 132H264V131H263ZM263 132H262V133H263ZM65 133H66L67 135H66ZM77 133H79V132H77ZM77 133H75V134H77ZM80 133H81V132H80ZM82 133H83V132H82ZM88 133H89V132H88ZM93 133H92V134H93ZM100 133H101V130H100ZM105 133H106V132H105ZM111 133H112V132H111ZM119 133H120V135H121V132H119ZM127 133H125V134L127 135ZM139 133H140V130H139ZM144 133H143V135L145 136ZM172 133H173V132H172ZM174 133H176V132L174 131ZM191 133H193V134L195 135V137H194V135L191 134ZM232 133H233V134H232ZM257 133H258V134H257ZM83 134H84V133H83ZM94 134H95V133H94ZM101 134H102V133H101ZM101 134L98 133V134H95V135H97V136L99 137V135H101ZM116 134H117V133H116ZM166 134H167V132H166ZM179 134H180V135H179ZM197 134H198V136H199L200 134L202 135V136H201V135L199 136V138H201V139L198 138ZM212 134H213V135H212ZM214 134H215L216 136H214ZM251 134H252V135H251ZM253 134H254V135H253ZM59 135H60V136H59ZM77 135H79V134H77ZM87 135H88V134H87ZM87 135H86V136H87ZM106 135H107V134H106ZM108 135H109V134H108ZM108 135H107V136H108ZM111 135H112V134H111ZM113 135H114V134H113ZM117 135H118V134H117ZM117 135H115V136H117ZM120 135H119V136H120ZM126 135H125V137H126ZM167 135H168V134H167ZM170 135L172 136V134H170ZM192 135H193V136H192ZM208 135H209V137H208ZM228 135H229L230 137L232 136L231 139H230V137H229ZM63 136H64V137H63ZM80 136H81V138H85V137H82V134H81ZM89 136H90V134H89ZM89 136H88V137H89ZM97 136H96V137H97ZM101 136H102V135H101ZM119 136H118V137H119ZM122 136H124V135H122ZM136 136H137V135H136ZM139 136H140V135H139ZM141 136H142V135H141ZM159 136H160V138H159ZM189 136H190V137H189ZM227 136H228V138H227ZM234 136H235V137H234ZM236 136H237V137H236ZM249 136L252 137V138H253V136H254V138H253V139H252V138L250 139ZM102 137L107 138L105 135H103ZM108 137H109V136H108ZM112 137H113V136H111V138H112ZM125 137H124V138H125ZM127 137H129V135H128ZM131 137H132V139H133V138H135V139L138 138V136L135 137V135H134V137L131 135ZM153 137H154L156 140H154ZM156 137H158L159 139L156 138ZM161 137H162V140H161V141H162V142H161V144H162L161 147H162V148L160 147L161 144L159 143ZM167 137H168V136H167ZM193 137H194V138H193ZM207 137H208L209 139H208ZM220 137H222V138H220ZM60 138H61V137H60ZM62 138H61V139H62ZM78 138H79V137H78ZM81 138L78 139L79 142H80V140H83V141L85 140V139H81ZM109 138H110V137H109ZM114 138H116L115 140H117V141L119 142V140L117 139V137H114ZM124 138H123V140H124ZM151 138H153V139H151ZM179 138H180V137H179ZM190 138H191V139H190ZM192 138H193V139H192ZM197 138H198L199 140H198ZM234 138H235V139H234ZM237 138H238V139H237ZM75 139H76V138H75ZM89 139H90V138H89ZM95 139H96V138H95ZM99 139H100V137H99ZM127 139H128V138H127ZM127 139H126V140H127ZM138 139H139V138H138ZM141 139H142V138H140V140H141ZM143 139H144V138H143ZM164 139H165L166 141H165ZM205 139H206V140H205ZM240 139H241V140H240ZM257 139H258L259 141H258ZM97 140H98V138H97ZM121 140H122V139H121ZM145 140H146V139H145ZM152 140H153V143H152ZM157 140H159L158 143H157ZM163 140L166 142V144H163ZM202 140H203V142H205V144H206V146H205V144H204L205 147H208V146L211 145L210 147H212L211 149H213V150H210V147L207 148V151H208V149H209V151H208L206 154H209V155H210V154H212V153L214 152V154H213L214 157H213V158L216 159V160L218 159L217 161H216V160L214 161V159H213L214 163H213L212 161H207V160H211L210 157H209V155H207V156H206V155H200V154H201L202 152H204V151H201L200 154L198 153L200 150H197V149L200 148V145L203 143ZM204 140H205V141H204ZM214 140H217V142H218V140L220 141V142H219V146L216 147V145H218V143H217L216 141H214ZM232 140H233V141H232ZM254 140H255V144H256V145H254ZM256 140H257V141H256ZM91 141H92V140H91ZM100 141H102V140H100ZM104 141H105V140H104ZM104 141L101 142V145H102V143H103ZM124 141H125V140H124ZM129 141H132V140L129 139ZM171 141H173V142H171ZM207 141H208V143H210V141H211V142L213 141V142H212V144L210 143V144L208 145ZM231 141H232V142H231ZM237 141H238V142H237ZM242 141H243V143H246V144L241 143V144H243L242 146H241V144H239L238 147L235 146V145H236V144H234L235 142H236V143H240V142H242ZM244 141H245V142H244ZM252 141H253V143H252ZM261 141H262L263 143H262ZM92 142H93V141H92ZM95 142H96V141H95ZM95 142H94V143H95ZM97 142H99V141H97ZM97 142H96V143H97ZM105 142H106V141H105ZM108 142H109V144H107V145L110 146V141H108ZM112 142H113V140H112ZM118 142L116 143L117 145H118ZM126 142H128V140L125 141V143H126ZM154 142H155V144H154ZM167 142H170V143L168 144ZM187 142H188V143H187ZM191 142H192V144H191ZM194 142H195V143H194ZM199 142H200V144L198 145ZM214 142H215L216 144H215ZM256 142H258V143H256ZM259 142H260L261 144H260ZM44 143H45V142H44ZM76 143H77V140H76L75 143H73V144H76ZM83 143H84V142H83ZM94 143H93V144H94ZM106 143H107V142H106ZM106 143H104V144H106ZM114 143H115V142H114ZM114 143H113V144H114ZM121 143H122V142L120 141V144H121ZM130 143H129V144H130ZM136 143L138 144V140L136 141ZM150 143H152V145H151ZM171 143H173L174 145H172ZM175 143H176V141H175ZM213 143H214L215 145H214ZM226 143H227V144H226ZM232 143H233V145H231ZM247 143H248V144H247ZM46 144H50V146H49V145H46ZM52 144H53V143H51L50 141H46V143H45L44 145H41L42 147L40 146V147L42 148V151H41V152H43V153L40 152V154H41L40 157H41V156H44L45 154H48L47 156H52V155L54 154L53 150H51V148H52ZM93 144H92V145H93ZM120 144H119V145H120ZM127 144H128V143H127ZM129 144H128V145H129ZM131 144H130V145H131ZM137 144H136V145H137ZM158 144H159V145H158ZM188 144H189V145H188ZM194 144H196V145H194ZM225 144H226V145H225ZM229 144L231 145V147H232L233 149H231V148L228 147V146H230ZM258 144H259V146H257ZM60 145H64V144H60ZM76 145H78V144H76ZM101 145H100V143H99L98 146H101ZM111 145H112V144H111ZM114 145H115V144H114ZM117 145H116V147H117ZM121 145H122V144H121ZM155 145H156V146H155ZM157 145H158V146H157ZM165 145H166V146H165ZM171 145H172V146H171ZM193 145H194V147H193ZM202 145H203V144H202ZM207 145H208V146H207ZM237 145H238V144H237ZM245 145H246L247 147H246ZM250 145H251V146H250ZM46 146H47V147H46ZM48 146H49V147H48ZM70 146H71V145H70ZM70 146H69V147H70ZM81 146H82V148H84L83 145H81ZM87 146H88V145H87ZM87 146H86V147H87ZM90 146H91V145H90ZM103 146H104V145H102L101 147L103 148ZM105 146H106V145H105ZM105 146H104V147H105ZM137 146H138V145H137ZM141 146H140V147H141ZM148 146H149V147H148ZM173 146H174V148H176V149L172 148V150H171V147H173ZM180 146H181V147H180ZM191 146H192L193 150H192ZM197 146H198V147H197ZM213 146H214V147H213ZM252 146H253V147H252ZM256 146H257V147H256ZM43 147H44V148H43ZM59 147H60V146H59ZM64 147L66 148L65 145H64ZM64 147H63V148H64ZM76 147H77V146H76ZM76 147L74 146L75 149H76ZM94 147H95V146H94ZM120 147H121V146H120ZM158 147L161 149V151L164 149V150L161 152L162 155L168 151L169 154L166 153V155L168 154L169 156H171V157L173 158V159H172L173 161H171L172 163H170V164L167 163L168 165H170V166L173 165V164H174V161L177 159L176 162H175V164H174L175 166H171V167H174V169H176L177 167H179V168H177V169H179V171L181 170V168H183L182 170H185V167H183V166L188 165V164H186V163H189V164H190V165H188V167L186 166V168L189 169V171H188V170H185V171L189 172L188 174H190V175H188L189 177H188L187 179H186L185 176H183L185 180H182V181H185V182H186V180H187V182H188V179L191 178V176L194 177V176H195V173L197 174V175H196V179H197V178H198V179H197V180L194 179V180H195V181H194V180L191 178V180L194 181V183L199 181L200 183H199V182L197 183V184H199V185H200L201 182H202V184L204 185V186H203V185H200V189H198L199 187L196 188V186H199V185L192 186V185H193V182H191V183H192V184H191L192 188L195 187L196 189H198V190L196 191V194H197V192L199 191V194H197V197H195V193H193V194H194L193 198H192V197H189V196H191V194L189 195L185 190L191 189V188H190L191 186L188 187V189H185V188H187L186 186H185V188H184V185H183V184H184L185 182H183V184L180 183V182H182V181H180V180L183 178V177H181V179H180V176H181V174L183 175L182 172H184V171H182V172L180 171V172H181V173L179 172L180 176L177 177V178H176V176H173V177L176 178L177 180L180 179V180H179L180 182L178 183L177 180H175V179L172 180V178H169V177H168V176H170V175L172 176V174L174 173V172H172V170H173L172 168H171V173H172V174H171V173H165V172H167V171L165 170V172H163V171H164L163 168L160 169V167H158L159 165L156 166V165H157V163H156V165H153V166H152V167H154V171H155L156 167H158V169H157L158 171H159V169H160V171L162 170L163 173L168 174V176H166L165 174H164V175L167 177V179L169 178L171 182H170V183L167 182V181H166L167 183L165 182V180H164L165 177H163L162 172H161V173H158V174H159V177H155V178H154V179H158V180H159V181H158V182H159L158 184H156V183H157V180H154V179H153V180L156 181V183L153 182V183H154L153 186H152V184H151V183H152V182H151L152 179L150 180L151 183H150V182H149V183L147 182L148 180L145 178L144 175L147 174V175L149 176L150 174H152V173H151V170L153 171V169H150V168H149V169H150V170H149L148 167H151V165L149 164L150 162H151V164H154L153 161L156 162V161L158 160V159H157V160L155 161V159L153 160V158H152V157L157 156V154H154V153H156L157 151L160 150ZM189 147H190V148H189ZM196 147H197V148H196ZM215 147H216V148H215ZM227 147H228V148H227ZM249 147H250V148H249ZM261 147H262V146H261ZM41 148H40V150H41ZM95 148H96V147H95ZM97 148H98V147H97ZM106 148H107V146H106ZM114 148H115V146H114ZM121 148H122V147H121ZM152 148H153V149H152ZM155 148H156V149H155ZM165 148H166V149H165ZM217 148H218V149H217ZM219 148H220V149H219ZM221 148H222V149H221ZM236 148H239L240 150L238 151ZM247 148H249V149L247 150ZM70 149H71V147H70ZM72 149H73V148H72ZM78 149L81 150V149L79 148V145H78ZM78 149H77V150H78ZM85 149H86V148H85ZM85 149H83V150H85ZM88 149H89V148H88ZM88 149H86V150H88ZM91 149H92V146H91ZM98 149H99V148H98ZM111 149H112V147H111ZM119 149H120V148H119ZM145 149H146V150H145ZM147 149H148V150H147ZM157 149H159V150H157ZM173 149H174V150H173ZM194 149H195V150H194ZM201 149H203L202 146H201ZM216 149H217V150H216ZM234 149H236V150H234ZM49 150H50L53 154H52L51 152H49ZM60 150H61V151H60ZM62 150H63V149H59L60 152H58V153H60V154H59L60 156H57V155H58L57 152H56L55 155H53L55 159H56V157H57L59 160H61V162L65 159V158H62V155H63V157H64V156H65V153H66V156H69L68 153H70V152H66L67 149H66L65 151H63L64 153L62 152ZM89 150H90V149H89ZM99 150H100V149H99ZM116 150L118 151L117 148H116ZM131 150H132V151H131ZM149 150H150V151H149ZM153 150H155L156 152L153 151ZM175 150H176V152H174ZM177 150H178V151H177ZM186 150H187V152H186ZM228 150H229V151H230V150H234V151H233V152L230 151V153H228V152H229ZM69 151H70V150H69ZM72 151H73V150H71V152H72ZM81 151H82V150H81ZM101 151H102V150H101ZM103 151H104V150H103ZM112 151H113V150H112ZM112 151H111V152H112ZM117 151H116V152H117ZM119 151H120V150H119ZM123 151H124V150H123ZM123 151H122V153H123ZM148 151H149V152H148ZM152 151H153V153H151ZM164 151H166V152H164ZM170 151H173V154L170 155V153H171ZM184 151L188 154V155H184L185 157H186V156L189 157V155H190L189 160H188V158H187L188 161H187L185 158H180V157L183 155V153H182L181 156H179V155L181 154V152H184ZM190 151H191V152H190ZM192 151H193L194 153H192ZM210 151H212V152H210ZM218 151L220 152V155L218 154V153H219ZM221 151H222V153H221ZM236 151H237V152H236ZM246 151H245V152H246ZM249 151H248V154H249ZM44 152H45V153H44ZM61 152H62V153H61ZM84 152H85V151H84ZM86 152H87V151H86ZM88 152H89V151H88ZM106 152H107V151H106ZM108 152L110 153V151H108ZM128 152H129V151H128ZM137 152H138V153H139V152H142V153H140V155H138ZM177 152H178V153L180 152L179 155H178ZM188 152H189V153H188ZM205 152H206V150H205ZM215 152H218V153L216 154ZM225 152H226V154H225ZM241 152H242V153H241ZM245 152H244V153H245ZM49 153H50V154H49ZM90 153H91V155H92V152H90ZM109 153H108V154H109ZM158 153H159V154H158L159 157L161 158V156H162V155L160 156L161 153H160V152H158ZM186 153H184V154H186ZM195 153H198V156H197V154L194 155ZM240 153H241V154H240ZM42 154H43V155H42ZM61 154H62V155H61ZM86 154L88 155L89 153H86ZM86 154H85V155H86ZM119 154H120V153H119ZM119 154H118V155H119ZM123 154H124V153H123ZM123 154H122V156H123ZM126 154H127V153H126ZM128 154H127V155H128ZM134 154H135V156L138 157V158L136 157L137 160H135V156H134ZM141 154H143V155H145V156L140 158ZM147 154H148V155H147ZM176 154L178 155V158H179V159L176 158V157H177ZM202 154H203V153H202ZM204 154H205V153H204ZM215 154H216V155H215ZM235 154H234V156H235ZM83 155H84V154H83ZM164 155H165V154H164ZM164 155H163V156H164ZM172 155H173V156H172ZM191 155H194V157H192V159H194V158L197 156V157H196V160H198V159H199V160H202V159H203V160H206V161H205V162L203 161V165L201 164V165L199 166V164L202 163V161H200L199 164L196 165V163H198V162H196V160L194 159L195 161H193V163H192ZM218 155H219V156H218ZM225 155H226V157H225ZM237 155H238V154H237ZM47 156L45 155V157H47ZM53 156H52V157H53ZM100 156H101V157H100ZM102 156H104V158H103ZM115 156L118 157V158H117V159H118L117 161L115 160ZM151 156H152V157H151ZM201 156H202L203 158L200 159ZM215 156H216V158H215ZM217 156H218V157H217ZM220 156H221V158H220ZM230 156H232V157H230ZM243 156H244V155H243ZM45 157H44V158H45ZM52 157H51V158L49 157V158L52 160V159H53ZM59 157H61V158H59ZM81 157H82V155H81ZM95 157H96V158H95ZM145 157H146V159H145ZM171 157H169V159H170ZM207 157H208L209 159H208ZM239 157H240V156H239ZM239 157H238V158H239ZM44 158H43V159H44ZM47 158H48V157H47ZM98 158H99V159H98ZM107 158L109 159V161L112 160V162H111V161L109 162V161L107 160ZM112 158H113V159H112ZM126 158H127V157H126ZM126 158H125V161H126ZM142 158H143L144 160H146V161H144ZM147 158H148V159H147ZM151 158H152V159H151ZM155 158H156V157H155ZM160 158H159V159H160ZM162 158H163V157H162ZM164 158H168V156H166V157L164 156ZM206 158H207V159H206ZM211 158H212V155H211ZM224 158H225V159H224ZM241 158H240V159H241ZM55 159L53 160L54 162L52 161L54 166H56L54 163L57 161V159H56V160H55ZM62 159H63V160H62ZM94 159H96V160H94ZM149 159H151L152 161L149 162ZM169 159H168V160H169ZM184 159H185V161H184ZM222 159H223V162H222ZM236 159H237V158H236ZM41 160H42V159H41ZM44 160H46V162H51V161H47L46 158H45ZM86 160H88V162H87ZM104 160H107V162L105 161L106 164L103 163ZM139 160L142 161L143 164L147 163V165L145 164V166H146V171H145V169H144V168H145L144 165H139V164H140V161H139ZM147 160H148V161H147ZM160 160H161L160 162H159V160H158L159 163H161V162L164 161L165 159H164V160H163V159H160ZM179 160H180V161H179ZM220 160H221L222 163H220ZM258 160L262 161V159H258ZM258 160H257V161H258ZM263 160H264V159H263ZM102 161H103V162H102ZM114 161H115L116 163H115ZM118 161H119V163H121V165H119V166H118L119 163L117 164ZM125 161H124V162H125ZM177 161H179V163H178ZM228 161H229V160H228ZM238 161H240V160H238ZM241 161H244V160L241 159ZM251 161H252V160H251ZM251 161H246V162H245V163H247V164L249 163V165L246 164L247 167L245 166V167L247 168L248 171H245V170H244V169H246V168L244 167L245 164L243 165L244 162H243V163L240 162L239 165L242 164L241 167L243 166L242 168L240 167V170H242V169L244 168V169H243L244 171H242V172H246V173H247V172L250 173V172H249V169H252V170H250L251 172L254 171L253 168L256 167V166H255V165H252L253 162H251ZM46 162H44V161L42 160V163H41V161H40L41 166H43L42 164H44V169H45V165L48 164V163H46ZM61 162L57 161V164H58V163L61 164ZM80 162H82V163L84 162V163H83V164L81 163V166H79V165H80ZM85 162H86V163H85ZM97 162H98V163H97ZM100 162H102L103 164L100 165ZM108 162H109V164H108ZM129 162H130V161H129ZM144 162H145V163H144ZM165 162H166V160H165ZM167 162H170V161H167ZM190 162H191L192 164H191ZM194 162H196V163L194 164ZM206 162L209 163V164H207ZM216 162L219 163V164H217ZM250 162H251L252 164H251ZM62 163H65V161H63ZM66 163H67V162H66ZM66 163H65V164H66ZM110 163H112L111 165L113 166V168H115V170H117V172H116V171L112 172L113 168H112V166L110 165ZM163 163H164V162H162V164H163ZM177 163H178V164H177ZM182 163H183V164H182ZM32 164H33V163H32ZM65 164H64V167L67 169L68 167H66ZM92 164L94 165V167L92 166ZM141 164H142V163H141ZM148 164H149L150 166H149ZM162 164H161V165H162ZM164 164H165V163H164ZM210 164H212V165H210ZM233 164H234V163H233ZM250 164H251V167H252V168H250ZM48 165H50V163H49ZM53 165H50V166H53ZM72 165H71V166H72ZM82 165H83V166H82ZM84 165H86V166H84ZM104 165H106V166H107V165H108V166L110 165V166H109V167H105ZM123 165H124V166H123ZM130 165L133 166L132 169H133V168L136 169V170H135L136 173H138V171H139L140 169H142V167L144 166L143 169H142V171L144 170L143 172H145V173L142 174V171L140 170L139 177L143 175V177H144L145 179H143L142 177H141V179H142V182H143V180H145V182L142 183L141 180H139L140 185H139L138 181H137L138 184L136 183L137 185L134 183V182H136V180H134V178L137 179L136 177H138V174L135 175L134 178H133V176L131 175V174L134 173V172H132L131 174H129V172H131L132 170L129 171L128 168H127V166H130ZM135 165H138V166H135ZM161 165H160V166H161ZM192 165H193V166H192ZM206 165H208V166H206ZM213 165H215V166H213ZM231 165H232V166H231ZM31 166H32V165H31ZM54 166H53V168H54ZM75 166H77V167H75ZM88 166H89V167H88ZM120 166H121V168H120L121 170L119 169ZM122 166H123V167H122ZM165 166H167V165H165ZM181 166H182V167H181ZM189 166H190V168H189ZM198 166H199L200 170H198V169H199ZM201 166H202L203 168H202ZM204 166H205L206 168H205ZM212 166H213V167H212ZM216 166H217V167H216ZM226 166H227L229 169L226 168ZM248 166H249V169H248ZM253 166H254V167H253ZM33 167H34V165H33ZM39 167H40V166H39ZM80 167H81V168H80ZM96 167H97V168H96ZM116 167H117V168H116ZM125 167H126V168H125ZM140 167H141V168H140ZM162 167H163V166H162ZM168 167H169V166H168ZM196 167H197V169H196ZM211 167H212V168H211ZM222 167H223V168H222ZM232 167H233V168H232ZM238 167H239V166H238ZM238 167H237V169H239ZM57 168H58V167H57ZM65 168L62 169V170H65ZM73 168H76L77 172H76V171L74 172V169H73ZM77 168H78V169H77ZM79 168H80V169H79ZM92 168H94L95 171H94ZM110 168H111V170H110ZM137 168H138V169H137ZM139 168H140V169H139ZM166 168H167V167H166ZM169 168H170V167H169ZM194 168H195V169H194ZM214 168H215L216 170H215ZM39 169H42V170H43V167H41V168H39ZM103 169H104V170H103ZM130 169H131V168H130ZM232 169H233V170H232ZM235 169H236V168H235ZM254 169H255V168H254ZM257 169H255V170H257ZM56 170H57V171H60V170H58V169H56ZM78 170H79V172H78ZM97 170H100V172L97 171ZM126 170H127V172H128L129 175L127 174V172H125ZM137 170H138V171H137ZM157 170H156L155 172H157ZM191 170H192V171H191ZM194 170H195V171H194ZM197 170H198V171H197ZM201 170H202V171H201ZM205 170H206L207 172H205ZM263 170H264V169H263ZM70 171H71V173H70ZM87 171H88L89 173H88ZM90 171H91V173H90ZM109 171H111V173H109ZM118 171H119V172H118ZM122 171L125 172V173H121ZM133 171H134V170H133ZM169 171H170V170H168V172H169ZM173 171H174V170H173ZM176 171H177V170H176ZM176 171H175V172H176ZM190 171H191V172H190ZM193 171H194L195 173H194ZM200 171H201V172H200ZM203 171H204V172H203ZM214 171H213V172H214ZM219 171H220V170L218 169V173H217V174H220ZM236 171H237V170H236ZM46 172H48L47 169H46ZM64 172H65V171H64ZM72 172H73V173H72ZM94 172H95V173H94ZM97 172H98V173H97ZM148 172H150V173H148ZM187 172H186V174H187ZM202 172H203V173H202ZM213 172H212V170H211V174H212ZM233 172H234V174H235V171H233ZM69 173H70L71 175H69ZM78 173H79V177H76V176H78ZM102 173H103V174H102ZM105 173H106V174H105ZM107 173H108V174H107ZM120 173H121V174H120ZM153 173H154V172H153ZM200 173H201V174H200ZM206 173H207V177H208V178L205 176ZM221 173H222V172H221ZM248 173H247V174H248ZM252 173H253V172H252ZM254 173H257V172H254ZM258 173H257V174H258ZM33 174H34V173H33ZM42 174H43V175H42ZM50 174H49V175H50ZM85 174H86V175H85ZM111 174H112V177H111ZM124 174H125V175H124ZM134 174H135V173H134ZM140 174H141V175H140ZM155 174H157V173H155ZM158 174H157V175H158ZM169 174H170V175H169ZM175 174L177 175L178 173H175ZM175 174H174V175H175ZM186 174L184 173V175H186ZM198 174H200V175H198ZM217 174H215V172L213 173V175H215V176H213L214 179H215V178H218V177L221 175V174H220L219 176H217ZM238 174L241 175V174H243V173L240 174V173L238 172ZM247 174H245V175H247ZM83 175H84V176H83ZM93 175H94V176H93ZM108 175H109V176H108ZM114 175H115V176H114ZM117 175H119V176H117ZM122 175H124V178H125V179H124V178H123V179H124L125 181H119V179L121 180V177H123ZM157 175H155V176H157ZM208 175H209V176H208ZM235 175H236V174H235ZM250 175H251V174H250ZM255 175H256V174H254V177H255ZM33 176H34V177H33ZM55 176H56V175H55ZM101 176H102V177H101ZM113 176H114V177L117 176L116 181H114L115 178H114ZM125 176H126V177H125ZM129 176H130V178L132 177L131 180L128 179V180H130V181H127V182H126V178L129 177ZM153 176H154V175H153ZM186 176H187V175H186ZM226 176H227V177H226ZM229 176H230V175H229ZM232 176H234V175H232ZM44 177H45V178H44ZM47 177H49V176H47ZM86 177H87V178H86ZM110 177H111V178H110ZM139 177H138V179H139ZM150 177H151V176H149V179H150ZM201 177H202V179H201L202 181L200 180ZM204 177H205V178H204ZM221 177H219V178H221ZM230 177H231V176H230ZM238 177H240V176H238ZM250 177H251V176H250ZM254 177L252 176V178L255 179V180L257 181V178H254ZM55 178H56V177H55ZM64 178H65V179H64ZM66 178H67V179H66ZM83 178H84V179H83ZM93 178H94V179H93ZM97 178H98V179H97ZM118 178H119V179H118ZM152 178H153V177H152ZM194 178H195V177H194ZM222 178H221V180H222ZM235 178H237V177H235ZM241 178H242V176H241ZM89 179H90V180H89ZM107 179H111V180H112V183L110 182V180H107ZM117 179H118V181H117ZM138 179H137V180H138ZM169 179H168V180H169ZM232 179H234V177H232L231 180H232ZM248 179H251V178H248ZM71 180H72V181H71ZM78 180H79V182H78ZM100 180H102L104 183H103L102 181H100ZM133 180H134V181H133ZM221 180H220V181H221ZM223 180H222L221 182H223ZM226 180H230V178L228 177V179H226ZM226 180H224V181H226ZM240 180H242V179H240ZM240 180H239V181H240ZM255 180H253L254 182H252V180H250L249 183H254V184H255ZM35 181H36V182H35ZM39 181H40V182H39ZM44 181L46 182L45 184H47V185L44 184ZM57 181L60 182V183L62 182V184L58 183ZM63 181H64V183H63ZM81 181H82V182H81ZM96 181H98V182H96ZM99 181H100V183H101V182H102V183L99 184V185L97 186L96 184H98ZM172 181H174V182H172ZM189 181H190V179H189ZM208 181H209V180H208ZM216 181H218V180H216ZM216 181H215V182H216ZM259 181H260V182H259ZM41 182H42V183H41ZM75 182H76V183H75ZM83 182H84V183H83ZM87 182H88V183H87ZM92 182H93V183H92ZM106 182H107V184L110 183L109 185L112 186V187H110L109 185H108V187H107V185L105 184ZM115 182H116V183H115ZM118 182H120V184H118ZM163 182H164V183H163ZM244 182H245V183L247 182V183H246L247 185H246ZM34 183H35V184H34ZM40 183H41V184H40ZM49 183H50V185H49ZM56 183H57V184H56ZM86 183H87V184H86ZM90 183H91L92 185H90ZM95 183H96V184H95ZM113 183H114V184H113ZM133 183H134L135 185H134ZM141 183H142L143 185H146V186H147L145 189H147V188L149 187L148 185L151 184L149 188H150V189H151V187H152V189L155 188L154 190H157V191L159 190L160 193H159V192L156 193L157 191L154 192L152 189H151V192H148V191L150 190L149 188L147 189V191L142 190L143 185H142ZM146 183H148V185H147ZM176 183H177L179 186H178ZM206 183H208V182H206ZM210 183H211V182H210ZM212 183H214V182H213V179H212ZM212 183H211V184H212ZM218 183H219V182H218ZM218 183H217V184H218ZM29 184H30V186H29ZM42 184H43V185H42ZM51 184L53 185V187H51V186H52ZM94 184H95V185H94ZM102 184H103V187H104V188H102V186H101ZM130 184H131L133 187H132ZM170 184H171V185H170ZM172 184H173V186H172ZM180 184H182V186H181ZM187 184H188V186H189V183H187ZM195 184H196V183H195ZM208 184H209V183H208ZM208 184H207V185H208ZM214 184H215V183H214ZM217 184H216V185H217ZM258 184H260V185H258ZM37 185H38V186H37ZM40 185H41V186H40ZM56 185H58L59 188H57ZM63 185H64V186H63ZM66 185H67V186H66ZM72 185H73V186H72ZM75 185H76V186H75ZM77 185H78V186H77ZM88 185H89V186H88ZM104 185H105V186H104ZM114 185H115V186H114ZM125 185H126L127 187H126ZM141 185H142V187H141ZM168 185H169V186H168ZM175 185H176V186H175ZM212 185H213V184H212ZM243 185H244V186H243ZM32 186H34V187H32ZM42 186H43V187H42ZM48 186H50V188H48ZM55 186H56V187H55ZM60 186H61V187H60ZM85 186H86V187H85ZM92 186H94V187H92ZM95 186H96V189H95ZM99 186H100L101 188H100ZM118 186H119V187H118ZM122 186H123L124 188H123ZM155 186H156V187H155ZM171 186H172L173 188H172ZM239 186H240V188H239ZM245 186H246L245 190L241 191V190H242V187H245ZM247 186H248V189H247ZM253 186H255V187H253ZM262 186H263V187H262ZM40 187L43 188V189H42V192H41ZM63 187H64V188H63ZM65 187H66V188H65ZM71 187H72V188H71ZM78 187H79V188H78ZM81 187H83V188H81ZM90 187H91V188H90ZM109 187H110V189H109ZM121 187H122V189H121ZM128 187H130V188H128ZM131 187H132V189H131ZM135 187H136L137 189H136ZM139 187H140L141 189H139ZM159 187H160V188H159ZM174 187H175V188H174ZM177 187H179V190H180V191H181L182 188H184V189H182L183 192L178 191ZM181 187H182V188H181ZM211 187H213V186H211ZM235 187H236V188H235ZM237 187H238V188H237ZM45 188H46V189H45ZM51 188H52V191H49V190H51ZM56 188H57V189H56ZM76 188L79 189V190H83L84 188H87V190H83V191H82L83 193H79V192L77 191L78 194L83 195V196H81V195H78V194H77L79 199L76 197V195H74V194H75V193H74L75 190H77ZM80 188H81V189H80ZM88 188H90V189H88ZM98 188H99V189H98ZM107 188H108V189H107ZM125 188H126V189H125ZM195 188H193V189H195ZM217 188H219V190H217ZM257 188H259V189H257ZM54 189H56V190H54ZM58 189H59V191H58ZM60 189H62V190H60ZM117 189H118V190H117ZM127 189H128V190H127ZM161 189H162V190L164 189L163 191H165V192L168 193V198H169V199H167V194H165L164 192H163V193H164V195H163ZM193 189H192V191H194ZM196 189H195V190H196ZM234 189H235V190H234ZM239 189H240V191H239ZM243 189H244V188H243ZM246 189H247V190H246ZM33 190H34V191H33ZM38 190H39V192H38ZM44 190H46V191H44ZM53 190L55 191V193H54ZM88 190H90V191L87 192V194H88V195H87V194H85V193H86V191H88ZM92 190H93V191H92ZM94 190H95V191H94ZM113 190H114V191H113ZM120 190H121V191H120ZM133 190H134V192H133ZM176 190H177V191H176ZM253 190H254V191H253ZM255 190H256V191H255ZM259 190H261L262 192L259 191ZM57 191H58V192H57ZM73 191H74V192H73ZM112 191H113V192H112ZM152 191L154 192L153 194H155L154 196H156V195L158 194V195L156 196L157 198L155 197L154 200H153L154 197L152 196V195H153V194H152ZM189 191H190V190H189ZM189 191H188V192H189ZM201 191H202V192H205V193H211V192H212L211 195H210V196H212V199L210 198V196L207 197L209 194H207V196H206V195L204 196L205 193H202ZM244 191H245L244 195H245L246 193H247V194L244 196L243 199H241V198L243 197V195H242V197H241V194H243ZM247 191H249V193H248ZM32 192H36V193H33V194H35V195H33ZM37 192H38V193H37ZM45 192H46V193H45ZM48 192H50V193H48ZM51 192L54 193V194H53L54 196L52 195ZM91 192H92V193H91ZM111 192H112V193H111ZM114 192H115V193H114ZM127 192H128V193H127ZM137 192H138V193H137ZM147 192H148L149 194H152V195L148 196V193H147ZM217 192H219L220 194L217 193ZM222 192H223V193H222ZM233 192H234V193H233ZM255 192H256V193H255ZM57 193H59V194L57 195ZM67 193H68L69 195H68ZM72 193H74V194H72ZM135 193H136V194H135ZM139 193H140V194H139ZM169 193H170V194H169ZM185 193H187L189 196H188L187 194H185ZM189 193H190V192H189ZM201 193H202V194H201ZM224 193H225V195H224ZM236 193H237V194H236ZM252 193H253V194H252ZM41 194H42V195H41ZM46 194H47V195H46ZM55 194H56V195H55ZM70 194H71V195H70ZM91 194H92V195H91ZM94 194H95V195H94ZM127 194H128V195H127ZM173 194H174L175 196H174ZM193 194H192V195H193ZM200 194H201L202 196H201ZM226 194L229 195V196H227ZM230 194H232V195H230ZM248 194H249V195H248ZM262 194H263V195H262ZM37 195H38V196L40 195V196L38 197L39 200L36 199ZM43 195H44V197H46V198H42V200H43V201H42V200H41V196L43 197ZM66 195H67V196H66ZM72 195H74V196H72ZM84 195H85L86 197H85ZM93 195H94L95 197H94ZM112 195H113L112 198H113L114 200H115V199H116V200H121V199H122V200H125V201H126L127 198H128V200H127L126 202H124V201H122V200H121L122 202H120V201L117 202V201L115 200V201H116V202H115L113 199L110 198V196H112ZM130 195H132V196H130ZM140 195H141L142 197H141ZM165 195H166V196H165ZM171 195H173L174 198H171V197H172ZM234 195H236L238 198H237L236 196L234 197ZM239 195H240V196H239ZM259 195H260L261 198H259ZM28 196H29V197H28ZM31 196H32V198H31ZM52 196H53V197H52ZM61 196H62V197H61ZM88 196H91L92 198H91V197H88ZM96 196H97V197H96ZM133 196H136V198L133 197ZM137 196H138V197H137ZM139 196H140V198H139ZM143 196H144V197H143ZM147 196L150 197L151 199L148 198ZM151 196H152V197H151ZM161 196H164L163 200H165V198H166L167 201H165V202L162 201V200L160 199V198H162ZM169 196H170V197H169ZM177 196L180 197V199H179ZM187 196H188L190 199H193V200L196 199V202L194 203V201H192V200H191V202H190V200H188L189 198L186 199ZM203 196H204V197H207V198H210V199H205ZM225 196H226V197H225ZM34 197H35V198H34ZM48 197H49V198L51 197L52 200H51V198L48 199ZM82 197H83V198L85 197V198L82 199ZM131 197H132L133 199H132ZM176 197H177V198H176ZM194 197H195V198H194ZM198 197H199V198H198ZM219 197H221V198H219ZM257 197H258V198H257ZM28 198H29V199H28ZM55 198H56V200H55ZM58 198H60V199H58ZM61 198H62V200H61ZM72 198H73V199H72ZM93 198H94V199H93ZM96 198H97V199H96ZM108 198H110V199H108ZM144 198H145V199H144ZM200 198H201V200H200ZM203 198H204V199H203ZM229 198H230V199H229ZM253 198H252L250 201L255 202V200H254ZM64 199H65L66 201H64ZM135 199H137V201H136ZM147 199H148V200H151V202H150V201H149L150 203L147 202V201H148ZM159 199H160V200H159ZM170 199H171V201H170ZM198 199H199V200H198ZM214 199H215V200H214ZM245 199H244V200H245ZM249 199H248V200H249ZM263 199H264V198H262V200H263ZM37 200H38L39 202L41 201L40 204H39V202L37 203ZM49 200H51V201H49ZM73 200L76 201V202H78V205H79V206L77 205V207H79V208H75L76 210L74 209V211H73V213H74L75 211L77 212V213L75 212L76 214L74 213V214H75V217H74L75 219L72 218V215H73L72 212L70 213V211L74 208V206H76V205L74 204L73 208L71 209L73 203H75ZM79 200H81V202H80ZM83 200H84V201L86 200V202L84 203ZM97 200H99V201H97ZM103 200H104V201H103ZM110 200H111V203L109 204ZM139 200H140V201H139ZM142 200H144V201L141 202ZM146 200H147V201H146ZM197 200H198V201H197ZM203 200H204V202H205V201H208V204H209L208 207H209V208L207 207L208 204L206 205V202H205V207H204V208L199 206V205H200L199 203H201ZM226 200H228V202H227ZM235 200H232V201H235ZM253 200H254V201H253ZM44 201H45V202H44ZM52 201H53V204H52ZM61 201H62V202H61ZM92 201H93L94 203H93ZM152 201H154V202H152ZM157 201H158V203H159L160 201H162V205H164L163 207H165V208L169 207V208L166 210L167 212H164V208H163V210H162V209H159L160 212H157L158 210H155L156 207H158V208H162V207H161L162 205L160 206L159 204H157ZM168 201H169V202H168ZM200 201H201V202H200ZM46 202H47V206H46ZM49 202H50V204H49ZM59 202H61V203H59ZM69 202H70V203H69ZM79 202H80V203H79ZM95 202H96V203H95ZM97 202H98V203H97ZM99 202H101V203H99ZM106 202L108 203L107 206H106V204H107ZM136 202H138V203H136ZM145 202H146V204H145ZM175 202H176V203H175ZM178 202H180L181 204L178 203ZM182 202H183V203H182ZM192 202L194 203V205L198 202V203L195 205V208H196V206L198 205V206L200 207L199 210L202 209L201 211H202L203 213H204V211H205L206 215L208 214V213L206 212V210H208L209 214H208L207 216H208L209 218L206 216V217L208 218V219H207V218L204 216V215H205V213H204V214L201 216L202 219H201V217H200V221H201V222H199V220H198V219H199L198 214H199L200 212H199V213L197 212L198 214H196V212H195V211L198 210V206H197V208H196L197 210H196V209L194 208V206H193V208L195 209V211L192 210V213H191L190 211H188L186 208L180 207L181 205H183V206H184V205H187V204H184V203H188L189 205H191ZM210 202H211V203H210ZM214 202L216 203V205H217V204H219V205L216 206ZM218 202H219V203H218ZM263 202H264V201H263ZM263 202H262V203H263ZM44 203H45V204H44ZM68 203H69V204H68ZM83 203H84V204H83ZM114 203H115V204H114ZM123 203H125V204H123ZM141 203H142V204H141ZM155 203H156V206L154 207L153 204H155ZM160 203H161V202H160ZM164 203H165L167 206H166ZM172 203H173L174 205H172ZM223 203H224L225 205H223ZM37 204H39L40 206L37 205ZM62 204H63V205H62ZM64 204H65V205H64ZM67 204H68V205H67ZM94 204H95V205H94ZM96 204H97V206H96ZM99 204H100V205H99ZM121 204L123 205V207H124V205H127V206H126L127 208L129 207L127 211H124L125 209L123 210L124 213L122 212V209H123V208H122ZM143 204H144V205H143ZM175 204H177L178 206L175 205ZM202 204H203V206H204V203H201V205H202ZM212 204H214V205H212ZM256 204H258V202H257ZM61 205H62V207H61ZM70 205H71V207H69ZM93 205H94V206H93ZM111 205H112V206H111ZM128 205H129V206H128ZM137 205H138V206H137ZM151 205H152V206H151ZM171 205H172V207H175V209L178 208L177 211L181 209L182 212L179 211V213H178V215H177L176 210H175L174 208H172ZM179 205H180V206H179ZM220 205H222V207H219ZM253 205H254V204H253ZM35 206H36V208H34ZM55 206L58 207V208H56ZM105 206H106V209H107V210L105 209ZM108 206H109V207H108ZM139 206H140V207H139ZM143 206H144V207H143ZM176 206H177V208H176ZM187 206H188V205H187ZM210 206H213L212 208L217 207V208L221 211L220 215L223 213V214L221 215V216H222L221 219H220V216H219V212H220V211L218 212L217 208L215 209V211L217 210V212H218V213L215 212V213H217L216 215H218V217H219V218L217 217V218H218V219H217V218H216V215H212V214H215V213H213L214 211L212 212V210H211L212 208H211ZM214 206H215V207H214ZM226 206H225V207H226ZM29 207H30V208H29ZM39 207H40V208H39ZM45 207H46L47 209H46ZM64 207H65L66 209H64ZM67 207H68V209H67ZM94 207H95V208H94ZM111 207H112V208H111ZM120 207H121V208H120ZM136 207H137V208H136ZM141 207H142L143 209H142ZM184 207H185V206H184ZM27 208H26V209H27ZM33 208L36 209V211H35ZM52 208H54V211H53ZM80 208H81L82 210H81ZM99 208H100V209H99ZM102 208H104V209H102ZM132 208H136V209L133 210ZM144 208H145V210H147V211H145ZM148 208H149V209H148ZM158 208H157V209H158ZM170 208L173 209L174 212H173L172 210L170 211V210H169ZM191 208H192V207H190V209H191ZM205 208H207V209L204 210ZM210 208H211V209H210ZM220 208H221V209H220ZM252 208H253V209H252ZM29 209H32V210H31L32 213H30V214H29V212H31V211H30ZM37 209H38V210H37ZM61 209H62V210H61ZM70 209H71V210H70ZM94 209H95V210H96V209H97V210L99 209V211L97 212V214H98V213H100V214L102 213V216L100 215L101 217H99V218H103V220H102V219L99 220V218L96 217V216H98V215L96 214V211H97V210L95 211ZM110 209H111L112 211H109ZM129 209H130V210H129ZM131 209H132V210H131ZM66 210H67V211H66ZM77 210H78V211H77ZM80 210H81V211H83V210L86 211L85 214H87V215H89L88 213H93V215L90 214V216H91L90 219H92V218L94 219V217H95V218H96L95 220H99V221H104V220L107 218V216H109V217L107 218V220H105V222H106V224H107V222L111 219L110 222H108L109 224H107V226H106V228L108 227V228H110V229L107 228L108 230H106V229H105V223L101 222V223L104 224V225L102 224V226L104 227L105 232H106L107 235H109V233L112 232V229H113V231H115V229H118V228H119L118 230H121V231L123 230V231L121 232V231L116 230L115 232H118V233L121 232L120 234H118V235H120V236H118V235H117V236H116V235L114 236V233H115V232H114V233L112 232L111 234H112L114 237H117V238L120 237V238L122 239V236L124 237V235L129 234V233H130V230H132V232H133V229L135 230V227H136V229L138 228V231L142 234L143 232H141V229H139V227L142 228V225L146 222V220H149V219H150V220L152 219V220H151V222L148 221V223H149V224H147L148 227L145 226V225H144L143 227H145V229H146V228H147V229H148V228L150 229V227H151L150 225H152V227H151L152 229H150L151 231H148L149 229L146 230V231H148V234H149V232H150L151 234H149V237H148V236H146V235L143 233L142 235H145L144 237L140 236V237H142V238H140V237L138 236L139 238H136V233H135V231H134L133 234H134L135 236H134L132 233H131V234H132V237L134 236L135 238H134V237H133V238L131 237V238H130V239L132 240L131 242L128 240L129 237L127 238V236H129V235L131 236V234L127 235L126 238H125V239H126L125 242H127V241L130 242V244H129L130 246L127 244L128 247H127V245H126V246L123 245V244H125L124 241H123L124 243H122V241H120V239H118V240L122 243V245H123L124 247H127L126 249H127L128 251L130 250L129 253H128L127 250H126L125 248H124V250H121V249H123V247L121 248L119 245L116 246V245L118 244L119 241H115V242H114V241H111L112 238H111V237H108V236H107V239H109V240L107 241V239H106V235H105V238H100V236L103 235V232H102V231H104L103 227H100L102 230H100V228H99V224H100V222L98 223V222L94 221L93 219L90 221V219L88 218V217H90V216H84L83 219H85V217H87V218L89 219V220L85 219V222H84V220H82V218L80 219V216H81V215H80V213H81ZM104 210H105V211H108L109 213L106 212V213H107V214H106V213L104 212ZM161 210H162V211H161ZM184 210H187V211H184ZM209 210H211V211H209ZM244 210H245V209H244ZM254 210H255V211L257 210L258 212H257V211H256V212H253ZM41 211H42V212H41ZM59 211H60V213H59ZM63 211H65V213H67V216L65 215V213H64ZM68 211H69V212H68ZM90 211H93V212H90ZM100 211H101V212H100ZM131 211H132V213H130ZM168 211H170L171 213L173 212V213H172L173 215H170L171 213L168 212ZM35 212H36V214H35ZM37 212H39V213H37ZM52 212H55V213H52ZM62 212H63V213H62ZM79 212H80V213H79ZM125 212H126V213H125ZM128 212H129V213H128ZM137 212H138V213H137ZM144 212H145V213H144ZM161 212H163V213L161 214ZM180 212H181V213H180ZM185 212H186V213L188 212V213H189V216H187V214H185ZM193 212H194V213H193ZM202 212L199 214V216L202 214ZM211 212H212V213H211ZM244 212H245L246 214H244ZM46 213H48V215H47ZM49 213H50V215H49ZM68 213H69V214H68ZM78 213H79V214H78ZM112 213H114V216L112 215ZM139 213H140V216H139ZM190 213H191V215H190ZM253 213H254V214H255V213H256V214L258 213L259 215L257 214V217H255V215H254ZM32 214H33V215L35 214V216L37 215L38 218L35 217V216H33ZM42 214H43V215H42ZM56 214H57V215H56ZM85 214H84V215H85ZM94 214H95V216H94ZM109 214H110V215H109ZM137 214H138V215H137ZM145 214H147V215L144 217ZM159 214H160V215H159ZM181 214H182V215L184 214L185 216H187L186 218H188L189 220L187 219L188 221L185 222V221H186V220H185L186 218H185V216H184L185 219H184L183 217H181ZM192 214H194L195 219H194V218H191V220H190V216L193 217ZM210 214H211V215H210ZM251 214H253V215H251ZM260 214H262V216H260ZM26 215H27V216H26ZM31 215H32L33 218L35 217L36 220H35V218H34V219L30 218ZM53 215H54V217L56 216L55 219H56V218H58V219H56V220H54V221L51 222L50 219L52 218ZM59 215H60V216H59ZM62 215H63V216H62ZM69 215H70V216H69ZM78 215H79V216H78ZM104 215H105V217H103ZM116 215H117V216H116ZM196 215H197V216H196ZM226 215H227V214H226ZM48 216H49V217H48ZM65 216H66V218H65ZM68 216H69L70 218H68ZM73 216H74V215H73ZM93 216H94V217H93ZM111 216H112V217H111ZM137 216H138V217H137ZM142 216H143V218H142ZM147 216H148V217H147ZM149 216H150V217H149ZM174 216L180 218V219L178 218L179 220L176 218L175 221L178 220L179 224L182 223L181 225L178 226V223H177V222H176V224H173L174 219L172 218V219H173V220H172L171 217H174ZM211 216H214L215 218L212 217V220H210L211 222H209V219H211V218H210ZM223 216H225V217H223ZM230 216H231V217H230ZM246 216H247V215H246ZM252 216H253V217H252ZM259 216H260V217H259ZM27 217H28V218H27ZM63 217H64V218H63ZM139 217H140V219H139ZM165 217H166V218H165ZM169 217H170V218H169ZM203 217H205L206 219H204ZM254 217H255V218H254ZM258 217H259V218H258ZM25 218H26V219H25ZM43 218H45V219H49V218H50V219L46 221V220H42ZM61 218H62L63 220H62ZM67 218H68V219H67ZM77 218H78V219H77ZM109 218H110V219H109ZM114 218H116V219L114 220ZM122 218H123V219H122ZM131 218H132V219H131ZM168 218H169V219H168ZM181 218H183V219H182L183 221L181 220ZM224 218H226V219H224ZM232 218H231V220H232ZM237 218H238V217H237ZM250 218H251L252 220H251ZM28 219H29V220H28ZM38 219H39V220H38ZM53 219H54V218H52L51 220H53ZM69 219H72V220H69ZM126 219H129L130 222H129L128 220H126ZM165 219H166V220H165ZM170 219H171V221H172V222L170 221V223H172V224H171L170 226H168V225L170 224V223L168 222V220H170ZM192 219H193V220H192ZM215 219H217V221H218V220H222V221H221L222 223L225 224V222H226V223H228L229 225H231V226H233V227L230 226L231 229H229V225H228V227L225 225V226L227 227V228H226L222 223H219L220 221H218V223L220 224V225H219V224H217V221H216ZM255 219H256V220L258 219V220L256 221ZM33 220H34L35 222H34ZM37 220H38V221H37ZM59 220H61V223L59 222ZM68 220H69V221H68ZM75 220H76V221H75ZM80 220H82L84 223L81 221V222L78 224L77 221H80ZM86 220H87V222L89 221V222H91V223H92V221H93V222H96L95 224L98 225L99 232H102L101 234L99 233L100 236H99L98 234H94V233H93V235H97V236H94V237H96V238H94L93 235H91L92 232H96V233H98V232H97L98 229L96 228L97 225L94 226V223H93L92 226H93L94 228L91 230L90 228H92V227H90L91 225H89V222L87 223ZM125 220L127 221V223H122V221L125 222ZM180 220H181L182 222H180ZM197 220H198V222L196 223ZM202 220H203L204 223L202 222ZM206 220H207V221H206ZM231 220H229V222H231ZM233 220H232V221H233ZM45 221H46L47 223H46ZM55 221H57V222H55ZM67 221L69 222V224H68ZM111 221H112V222H111ZM116 221H117V222H116ZM144 221H145V222H144ZM189 221H191V222H189ZM205 221H206V222H205ZM215 221H216V223H215ZM64 222H65V224H66L65 228H64V225H65V224L63 225ZM70 222H72L73 224L70 223ZM75 222H76V223H75ZM119 222H120V223H119ZM128 222H129L130 224H129ZM143 222H144V223H143ZM167 222H168L169 224H168ZM184 222H185V226H187V227H184V224H183ZM194 222H195V223H194ZM208 222H209V223H208ZM212 222H213L214 224H216V225L221 226V227H223V226L225 227V230L223 231V229H222V231H221V232H224V233H223V236H224V237L222 236L223 239H222V237H221V239L224 240V241L227 240V241H225V243H224V241H223V242L218 241V240H219V237H216V235L214 236L215 238L213 237V235H214L215 233H213V232H211V231H213V230H214L213 228H214V227L216 228V226H214V225L212 226V224H213ZM243 222L241 221V223H243ZM255 222H254V223H255ZM261 222H263V223H261ZM39 223H40V224H39ZM57 223L60 224V225H59L60 227H58V225H55V224H57ZM82 223H83L84 225H83ZM86 223L88 224L87 226H85ZM91 223H90V224H91ZM142 223H143V224H142ZM159 223H160L161 225H160ZM200 223H201V224H200ZM28 224H29V225H28ZM34 224H36V226H37V225H38V226L36 227ZM70 224H71V225H70ZM77 224H78V225H77ZM120 224H122V225H120ZM125 224H127V225H125ZM145 224H146V223H145ZM157 224H158L159 226H158ZM196 224H197V227H198V228H193ZM199 224H200V226H199ZM245 224L248 226V228L245 227ZM256 224H255V226H256ZM44 225H47L48 227H47V226H44ZM54 225H55V226H54ZM68 225H69V226H68ZM75 225H77V226H75ZM117 225H118V226H117ZM153 225H155V226H153ZM162 225H163V226H162ZM175 225H177V228H178V229H176V226H175ZM209 225H211L213 228H212L211 226H209ZM222 225H223V226H222ZM240 225H241V226H240ZM39 226H41V227H39ZM42 226H43V227H42ZM56 226H57L59 229H61V230H59L58 228H56ZM61 226H62V227H61ZM81 226H82V227H81ZM100 226H101V224H100ZM116 226H117V227H116ZM149 226H150V227H149ZM174 226H175V227H174ZM182 226H183V227H182ZM188 226H189V227H188ZM207 226H208V227H207ZM253 226H254V225H253ZM38 227H39V229H38ZM49 227H50V228L54 227L55 229H50ZM66 227H67V228H66ZM86 227H88L89 229H87ZM154 227H155V229H154ZM157 227H159L160 230H158ZM160 227H161V228H160ZM166 227H167V228H166ZM179 227H180V228H179ZM181 227H182V228H181ZM209 227H210L211 229H210ZM224 227H223V228H224ZM240 227H241L242 229H245L247 233H244V234L240 235L241 233H239V232H240V231L242 232V229H241ZM250 227H251L253 230H252V229H249ZM261 227H262L263 229H262ZM28 228H29V229H28ZM62 228H64V229H62ZM79 228H80V229H79ZM82 228H83V230H84V228L87 229V230L82 231ZM95 228H96V229H95ZM111 228H112V229H111ZM169 228H170V229L172 228V230L170 231ZM189 228H190V230H187V229H189ZM192 228H193V229H192ZM205 228H206V230H205ZM208 228H209V229H208ZM232 228H233V229H232ZM238 228H239V229H238ZM260 228H261V230H263V231H260V230H259ZM42 229H44V231H43ZM47 229H48L49 231H48ZM56 229H57V231H56ZM68 229H69V230H68ZM70 229H71V230H70ZM94 229H95V230H94ZM127 229H128V230H127ZM145 229H144V231H145ZM156 229H157V230H156ZM183 229H186V230L183 231ZM194 229H195V230L197 229V230L195 231ZM257 229H258V230H257ZM38 230H39V231H38ZM45 230H47V232H46ZM62 230H65L66 233H65V232H62ZM66 230H67V231H66ZM88 230H90V232H89ZM110 230H111V231H110ZM142 230H143V228H142ZM154 230H156L157 232L159 231V232L161 233L162 238L159 239L158 237H159L160 233H158V234H159V235H158L156 231H155V232H152V231H154ZM173 230H175V231H173ZM177 230H179V231H177ZM202 230H203L204 233L201 232ZM209 230H210V231H209ZM227 230H228V232H226ZM232 230H233L234 232H233ZM245 230H243V231H245ZM249 230H250V232H252V231H257V232H259V231H260V235L262 234V236L259 237V234H258L257 232H256V233H257L258 235H257L256 233L252 232L253 235H254L255 237H257V236L259 237V239H258V237L255 238V237L252 235V233L250 234ZM251 230H252V231H251ZM27 231H28V234H26ZM34 231H35V233H37V234H35ZM36 231H38V232H36ZM59 231H60V232H59ZM70 231H71V232H70ZM73 231H74V232H73ZM77 231H78V232H77ZM79 231H82L83 233H82V232L79 233ZM109 231H110V232H109ZM128 231H129V233H128ZM163 231H164V232H163ZM165 231H166V233H165ZM198 231H199V232H198ZM205 231H206V233H205ZM230 231H232L234 234H235V233H236V234L234 235V234L231 233ZM235 231H236V232H235ZM238 231H239V232H238ZM30 232L32 233V235L30 234ZM40 232H41V233L43 232V233L41 234L43 238L41 237V235H38V234H40ZM44 232H45V237H46V238L43 236V235H44ZM48 232H49V235L47 234ZM55 232H56V233H55ZM58 232H59V233H58ZM68 232H69V233H68ZM72 232H73V233H72ZM105 232H104V234H105ZM107 232H109V233H107ZM124 232H125V233H124ZM136 232H137V230H136ZM171 232H172V233H171ZM188 232H189V234H188ZM195 232H197V236H196V233H195ZM210 232H211V233H210ZM221 232H220V234H221ZM248 232H249V233H248ZM261 232H262V233H261ZM51 233H52V234H51ZM123 233H124V235H122ZM126 233H127V234H126ZM140 233H139V235H141ZM145 233L147 234V232H145ZM152 233H155L154 236H150V235H152ZM173 233H174V234H173ZM182 233H183V234H182ZM186 233H187V234H186ZM190 233H191V234H190ZM194 233H195V234H194ZM199 233H200V234H199ZM226 233H227V235H225ZM242 233H243V232H242ZM60 234H61V235H60ZM67 234H68V235H67ZM79 234L81 235V237H80ZM89 234H90V235H89ZM111 234H110V236H112ZM137 234H138V232H137ZM162 234H163V235H162ZM168 234H169V235H168ZM170 234H172V237H171L172 240H171L170 238H168V237L170 236ZM192 234H193V235H192ZM202 234H203V238H201V237H202V236H201ZM220 234H219V236H220ZM229 234H230V235H229ZM231 234H232V235H231ZM245 234H246V236H245ZM249 234H250V235H249ZM255 234H256V235H255ZM35 235H36V236H35ZM37 235H38L40 238H39ZM46 235H47V236H46ZM52 235H54V236H52ZM57 235H58V236H57ZM66 235H67V237L72 235V237H70V238L68 237V238H67ZM88 235H89V236H88ZM156 235H158V236L156 237ZM164 235H166V236H164ZM174 235H175V237H174ZM190 235H191V236H190ZM198 235H200L201 237L198 236ZM204 235H206V236H205L206 238L204 237ZM209 235L211 236V238H210ZM239 235H240L241 237H239ZM243 235H244V238L242 237ZM251 235H252V236H251ZM50 236H51V237H50ZM56 236H57V238H56ZM73 236H74L75 238H74ZM77 236H78V237H77ZM113 236H112V237H113ZM207 236H208V237H207ZM228 236H229V238H228ZM233 236H234V237H233ZM237 236H238L239 238H238ZM250 236L253 237V239L255 238V241L258 240V242H259L260 239L262 240V241L260 240V242H262V244H261V243H260L261 245L259 244V246L257 247L258 249L256 248L257 250L255 249V250H256L255 252H254V250H252V249H253V245H254L255 243H253V245H251L252 242H255V241H252L253 239H252ZM35 237H38V238H35ZM49 237H50V239H48ZM76 237H77V238H76ZM84 237H86V238H84ZM88 237H90V238H88ZM97 237H98V238H97ZM101 237H102V236H101ZM114 237H113V238H114ZM147 237H148L149 240L147 239ZM153 237H154V240H153ZM155 237H156V238H155ZM163 237H165V238L163 239ZM176 237H177V238H176ZM189 237H190V238H189ZM197 237H198V238L200 237L201 239L199 238V239H200V240H199V239H197ZM225 237H226V238H225ZM12 238H16V234H15V232H13V234H12ZM51 238H52V239H51ZM71 238H73L74 240L71 239ZM157 238H158V239H157ZM207 238H208V239H207ZM209 238H210V240H209ZM212 238H213V239L218 238V240L213 241V242H214L213 245H216L215 243H218V242H220V243L222 244V247H220V248L218 247V249H220V251H218L217 254L214 253V252H216L217 250H216V251L213 250V246H212V245H211V248H210V246H209V245H210L209 243L212 244V242H209V241H212V240H213ZM234 238H235V239H234ZM247 238H248V239H247ZM249 238H250V239H249ZM36 239H37V242H38V243H39L40 240H43V242L45 243V245L48 246V248L51 247L50 249H51V250L55 249V251H54V250L51 251V250L49 249V251H48V250H44V252H42V251H43V247H44V243H43L42 241H41V242L43 243V244H42L43 247L41 248L42 251H40V247H39V246L36 247V245L33 244L34 242H33V243L31 242L32 240L35 241ZM47 239H48V240H47ZM54 239H55V241H56V242L54 241L55 246H53L54 244H52V243H51V244H52L51 246H49L50 243H49V244H46V243H48L49 240H51L50 242H52V240H54ZM59 239H60V240H59ZM110 239H111V240H110ZM114 239H115V238H114ZM133 239H134V242H133ZM162 239H163V240H162ZM168 239H169V241H168ZM174 239H176V240H174ZM179 239H182V242H180L181 240H179ZM204 239H207V240L204 241L203 244L206 242L205 244H206L207 246H206V245H205V246L203 245V247L205 248V247H208V246H209V249L206 248V249H207V253H208V250L210 251V253H211V251L213 250V254H215V255H213V254L211 253V254H212V257H211V254H210V253H209L210 256H209L207 253L204 254L206 250L202 251V252H203L202 254L198 252V251H200L199 249H202V248H201L202 246H200V248H199L198 245H201V244H202V241H203ZM221 239H220V240H221ZM228 239H229V241H230V240H231V241L229 242ZM233 239H234V240H233ZM238 239H239V242H238ZM245 239H246V240H245ZM25 240H26V239H25ZM38 240H39V241H38ZM57 240L59 241V242H58V247L60 248V251H59V249L56 250V249L58 248V247L56 246V245H57ZM71 240H72V242H73V241H74V242L72 243ZM97 240H98V241H97ZM102 240H103V241H102ZM104 240H105V241H104ZM116 240H117V239H116ZM122 240H124V238H123ZM145 240H146L147 244H146ZM151 240H153V241H152L153 243L151 242ZM166 240H167V241H166ZM177 240H178V243H177ZM183 240H184V241H183ZM189 240H190V242H189ZM191 240H192L193 242H192ZM195 240H196V241H195ZM242 240H243V241H242ZM249 240L251 241V243H250ZM106 241H107V242H106ZM149 241H150V242H149ZM156 241L159 243L158 245H157V242H156ZM159 241H161V244H163V245H161ZM185 241H187V242H185ZM194 241H195V242H194ZM198 241H199L200 244H199V243H196V242H198ZM207 241H208L209 243H208ZM234 241H236V242H234ZM240 241H241L242 243H241ZM245 241H246V244H245ZM41 242H40V243H41ZM101 242H102V243H101ZM141 242H142V243H141ZM166 242H167V243H166ZM184 242H185V243H184ZM226 242H229V243H232V244H229V243H228V244L226 245ZM243 242H244V244H243ZM256 242H257V241H256ZM27 243H26V244H27ZM35 243H36V241H35ZM38 243H36V244H38ZM92 243H93V244H94V243H95V244L98 243V245L96 244V246H99V247H96L95 244L93 245ZM99 243H101V244H103V245H101V244L99 245ZM105 243H106V244H105ZM154 243H155V244H154ZM171 243H172V244H171ZM174 243H175V245H174ZM220 243H219V244H220ZM223 243L225 244V247L223 246ZM238 243H239V244H238ZM247 243H248V244H247ZM91 244L93 245V246H92V248H94L93 250H92V248H91ZM140 244H142V245H140ZM144 244H145V245H144ZM153 244H154V245H153ZM179 244H180L181 246L178 247L177 245H179ZM183 244L186 245V247H185V246L182 247ZM195 244H197V248H199V249H197L198 251H196ZM208 244H209V245H208ZM240 244H241V245H240ZM249 244H250V245H249ZM38 245H40V244H38ZM42 245H41V246H42ZM71 245H72V246H71ZM104 245H105L106 247H105ZM107 245H108V246H107ZM112 245H115L114 247H115L116 249L119 247L120 250L118 251V249L116 250V249L112 248V247H111ZM120 245H121V244H120ZM136 245H138V246H136ZM139 245L142 246V247H140V248H142L143 250L145 249V250L143 251L142 249H140V248H139ZM156 245H157V246H156ZM170 245H172V246H170ZM173 245H174V246H173ZM234 245H235V246H234ZM237 245H238L239 247H238ZM245 245H246V246H245ZM47 246H45L44 249H45ZM52 246H53V247H52ZM100 246H101V247L103 246V247H102L103 249H101ZM131 246H132V247H131ZM145 246H146V247H149V248H146ZM153 246H154V247H153ZM162 246H163V247H162ZM164 246H165V247H164ZM175 246H176V247H175ZM217 246H218V245H217ZM236 246H237V247H236ZM249 246H250V251H249ZM56 247H57V248H56ZM95 247H96V249H95ZM110 247H111V248H110ZM129 247H130V248H129ZM133 247H134V248H133ZM143 247H144V248H143ZM152 247H153V248H152ZM158 247H161V248L158 249ZM166 247H168V248L166 249ZM170 247H171V248H170ZM180 247H181V248H180ZM192 247H194V249H193ZM215 247H216V246H215ZM215 247H214V248H215ZM245 247H246L247 249H246ZM251 247H252V248H251ZM13 248H14V247H13ZM35 248H36V250H35ZM37 248H39L38 251H37ZM48 248H47V249H48ZM52 248H53V249H52ZM98 248H99V249H98ZM108 248H109V250H107ZM150 248H151V249H150ZM169 248H170V250L173 249V252H172V250L170 251ZM177 248H178V249H177ZM182 248H183V249H182ZM186 248H187V251H186ZM191 248H192L193 251H191ZM221 248H222V249H221ZM224 248H225V249H224ZM254 248H255V247H254ZM32 249H33V250H32ZM110 249H113L115 254H116V251H118V253L115 255V254L113 253V250H112V253L107 254V252H108V253L110 252ZM131 249H132V251H133V250H134V251L132 252ZM165 249L167 250L166 253H165V251H166ZM174 249H175V250L177 249V250L175 251ZM189 249H190V250H189ZM210 249H212V250H210ZM215 249H216V248H215ZM226 249H227V250H226ZM240 249H242V250H240ZM245 249H246V251H245ZM263 249H264V248H262V249H260V250H263ZM13 250H14V249H13ZM26 250H27V249H26ZM34 250H35V251H34ZM103 250H105V251H103ZM147 250H148V251H147ZM161 250H162V251H161ZM180 250H182V251H180ZM202 250H203V249H202ZM224 250H225V251H224ZM243 250H244V251H243ZM36 251H37V252H36ZM50 251H51V253H49ZM57 251H58V253H57ZM142 251H143V252H142ZM163 251H164V252H163ZM168 251H170V252H168ZM177 251H178V252H177ZM183 251H184V252H183ZM221 251H222V254L225 253V255H223V256H219V255H221V254H219V253H221ZM234 251H235V252H234ZM241 251H242L243 253H242ZM247 251H249V252H247ZM252 251H253V252H252ZM27 252H26V254H27ZM34 252H35V253H34ZM38 252H40V253L38 254ZM41 252H42V253H41ZM104 252H106L107 255H106ZM121 252H122V253H121ZM157 252H158V253H157ZM171 252H172V253H171ZM174 252H176V253L174 254ZM182 252H183V254H180V253H182ZM190 252H193V253L190 254ZM223 252H224V253H223ZM237 252H238V253H237ZM251 252H252V253H251ZM47 253H49L50 255L47 254ZM124 253H125V254H124ZM137 253H138V254H137ZM154 253H155L156 255H155ZM168 253H169V254H168ZM177 253H178V254H177ZM185 253H186V254H185ZM198 253H199V255H198ZM254 253H255V254H254ZM101 254H102V255H101ZM112 254H113V255H112ZM119 254H120V255H119ZM141 254H142V256H141ZM143 254H144V255H143ZM158 254H159V255H158ZM165 254H166V257H165ZM170 254H174L175 256H174V255H171V256H170ZM218 254H219V255H218ZM236 254H237V255H236ZM240 254H241V255H240ZM242 254H243V256H242ZM248 254H250V255H248ZM251 254H254V257H253V256H252V257H253L256 261H253L254 259H252V261H251V259H250V261H249V258H252V257H251ZM45 255H48V256H50V257L46 256V258H45V257H44ZM138 255H140V256H138ZM157 255H158L159 257H158ZM178 255H179V256L182 255V256H181V257H178ZM183 255H184V257H183ZM195 255H196L197 257H196ZM203 255H204V257H203ZM217 255H218V256H217ZM238 255H239V256H238ZM246 255H248L247 258H246ZM255 255H256V256H255ZM262 255H263V256H262ZM102 256H103V257H102ZM143 256H145V257L147 258L145 261H144L145 257L142 258ZM173 256H174V257H173ZM189 256H190V257H189ZM194 256H195L196 258H195ZM237 256H238V257H237ZM241 256H242L243 258H242ZM257 256H258V258H257ZM64 257H66V259H65ZM67 257H68V258H71V259L73 258L75 261H73V259H72V260L70 259L71 261H70L69 263H67V262L69 261V259L67 260ZM156 257H157V260H158L157 262H156V260H155ZM199 257H203V258H200V260H199ZM207 257H209V258H207ZM214 257H216L215 260H214ZM217 257H218V259H217ZM260 257H261V258H260ZM52 258H53V257H51V258L48 259V260L51 261ZM101 258H102V259H101ZM154 258H155V259H154ZM160 258H162V259H160ZM164 258H165V260H164ZM167 258H168V259H167ZM188 258H189V260H187ZM194 258H195V259H194ZM205 258H206V259H205ZM211 258H212L213 260H212ZM226 258H228L229 260H231L230 263H227L229 260L226 259ZM64 259H65V260H64ZM121 259H122V260H121ZM142 259H143V261H142ZM174 259H175L176 261H175ZM177 259H179V260H177ZM192 259H193V260H192ZM196 259H197V260H196ZM203 259H204V260H203ZM224 259H225V260H224ZM44 260H45V261H44ZM112 260H114V261L112 262ZM161 260H162V261H161ZM163 260H164V261H163ZM169 260H170V261H169ZM171 260H172V262H171ZM194 260H195V261H194ZM205 260H206V262H205ZM207 260H208L209 263L207 262ZM210 260L212 261V263H211ZM226 260H227V262H223V261H226ZM235 260L238 261V262H236ZM245 260H246V261H245ZM247 260H248V261H247ZM30 261H31V262H30ZM43 261H44V262H43ZM53 261H54V260H53ZM53 261H52V263L49 262V264H53V263H54ZM55 261H56V260H55ZM58 261H56L57 263L55 262V264H58ZM60 261H59V264H62V263H60ZM63 261H64V262H63ZM66 261H67V262H66ZM86 261H87V262H86ZM110 261H111V262H110ZM154 261H155V262H154ZM160 261H161V262H160ZM174 261H175V262H174ZM180 261H182V262H180ZM239 261H240V262H239ZM257 261H258V262H257ZM33 262H37V263H33ZM82 262H83V263H82ZM85 262H86V263H85ZM104 262H106V263H104ZM127 262H128V263H127ZM158 262H160V263H158ZM194 262H195V263H194ZM204 262H205V263H204ZM235 262H236V263H235ZM250 262H252V263H250ZM253 262H254V263H253ZM70 264H71V263H70ZM74 264H76V263H74Z\"/></svg>",
  "mask_w": 264,
  "mask_h": 264
}]
</instances>
